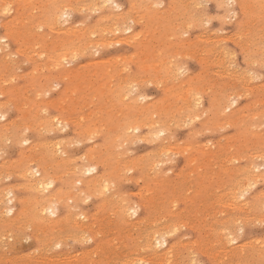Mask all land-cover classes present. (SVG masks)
Segmentation results:
<instances>
[{"label":"rangeland","instance_id":"1","mask_svg":"<svg viewBox=\"0 0 264 264\" xmlns=\"http://www.w3.org/2000/svg\"><path fill=\"white\" fill-rule=\"evenodd\" d=\"M3 1H5V0H1L0 1V14H2V15H0V36L2 37L1 39H0V48H1V46H4V45H6V46H4L3 48H5V49H0V78L3 80H1L0 79V94L1 93H3L2 94V96H0V101H2V102H4L5 103V112H4V115H5V117L4 118H1L0 119V123H2L3 121H5V120H8V119H11V118H13V119H11V121L13 120V121H15V123H16V125L13 127V129H15V133L17 134V136L19 137H17V140L15 141H13V140H11V141H6L5 142V144L6 145H4L3 144V147H4V149H3V151L2 150H0V156L2 157H0L1 159H0V164H1V161H2V159L3 158H5V163L7 164V166L4 168V169H1L0 168V176H1V174H2V179L0 178V188H5V190H4V192L5 191H7V190H11V192H12V195L14 194L15 196H14V199L16 200L15 202H14V213H15V216L17 215L18 216V214H21V212L24 210L23 208L24 207H26L25 209H27V208H29V206H30V202H31V200L33 201V199L35 198L34 196H36L37 194H42V193H44L45 191H35V190H32V189H28V181L26 180V178H24V177H22L21 176V173H22V169H23V165H24V163L27 161H29V160H33V161H35L36 163L38 162V163H40V165H42V167L44 166V167H46V165L48 166L47 168H46V170H47V172H48V176L54 181V184H53V187H52V189H51V191L50 192H52V193H56L57 192V190L60 192V190H61V192L60 193H58V194H61V195H58L57 194V196L56 197H58V198H60L59 200H56L55 202L56 203H54L55 204V206H54V208H56V215L58 216L57 218H60V220H61V228H63L62 229V231L58 234V236L56 237V238H54V240L53 241H51V242H47V243H43L40 239H39V232L38 231H35V229H34V226L32 225L33 223L31 222V216H30V214L28 215V217H30V218H26L25 220H29L28 222H23V223H17L16 225H14L13 226V228L11 229L10 227H7V228H5V230L4 231H0V264H16V263H14V262H18L17 264H21V262H22V264H24L25 262V264H45V262H46V264H77V263H79V264H90L91 262V264H96V263H98V264H116V263H118V264H141L142 262V264H187V262H190V263H188V264H264V215H261V213L262 214H264V206L262 205V204H264V175L262 176L261 175V173H263L264 174V166H263V164L260 162V161H263L264 162V58L263 57H261L260 56V53H262V52H264V26H263V22H264V14H263V12L262 11H264V0H249V1H247V2H245L246 0H244V1H242L241 0V4H240V1H238L237 0V5L235 4V3H233V4H231V6H228L229 7V10H232V11H228V12H226L225 11V9L227 8V6H225L226 4H224V3H222V4H216L215 5V2H214V0H201V2L199 1V0H197L196 2H197V4H196V2L195 1H191V2H193V3H191V2H189V0H181V1H177V0H163V3L162 4H160L159 6H153L152 7V5H151V7H150V2L151 1H153V0H148V2H147V0L145 1V2H143V0H115L116 2H117V4L119 5V7H114L115 5H113L111 2H108V3H105L106 4V6H105V4H104V0H95V2L93 1V2H90L89 0H65V1H67V2H69L70 3V5L72 6V8L70 9V12H68L69 14H67L66 16H63L62 18H59L58 20H57V22L55 21L53 24H51L49 21H48V13H47V10H46V7H44V4L46 5V3H47V0H44V1H46V2H44L43 0H37L38 1V4L36 3V1L35 0H33V2H35L34 4H33V2L31 3H29V4H31V6L34 8V10L32 9V12H33V14H35V15H33L32 14V12H31V9L26 5V7L24 8L23 7V4L25 5L26 3L25 2H23V0L22 1H20V2H16L15 3V1L13 2V1H11V0H9L10 2H8V0H6L5 2H4V4L2 3ZM41 1V2H40ZM88 1V2H87ZM102 1H103V4H101L102 3ZM131 1V2H130ZM168 1V2H167ZM40 2V3H39ZM43 2V3H42ZM82 2H83V4H82ZM87 2V3H86ZM125 2V3H124ZM259 4V6H257L258 4ZM9 3V4H8ZM77 3H80L79 4V6H78V4ZM85 3H86V5H85ZM93 3V4H92ZM95 3V4H94ZM129 3V4H128ZM132 3V4H131ZM140 3V4H139ZM142 3V4H141ZM146 3L147 4H149V5H146ZM170 6H172V7H169V5ZM183 3V4H182ZM199 3V4H198ZM249 5H248V4ZM254 3V4H253ZM28 4V3H27ZM35 4H37V8L38 9H36V5ZM82 4V5H81ZM97 4V5H96ZM101 4V5H100ZM139 4V5H138ZM143 4H144V6H143ZM166 4H167V6H166ZM185 6V8L182 6ZM188 4V5H187ZM192 4V5H191ZM194 4H195V6H194ZM201 4V5H200ZM240 4V5H239ZM260 4H263V5H261L260 6ZM8 5H11V7L10 8H8ZM87 5H88V7H87ZM121 5V6H120ZM129 5V6H128ZM132 5H133V7H132ZM174 5V6H173ZM181 5V6H180ZM198 5V6H197ZM222 5H223V7H222ZM230 5V4H229ZM2 6H5L6 8H8L7 10H9L8 12H4V10L6 9L5 7H2ZM12 6H13V8H12ZM22 6V7H21ZM41 6H43V8L41 7ZM98 6V7H97ZM137 6V7H136ZM218 6V7H217ZM233 6V7H232ZM243 6V7H242ZM248 6V7H247ZM262 6H263V9H262ZM28 7V8H27ZM41 7V8H40ZM77 7V8H76ZM82 7H83V9H82ZM92 7V8H91ZM102 7H103V9H102ZM107 7V8H106ZM132 7V8H131ZM147 7L148 8H150V9H147ZM183 7V8H182ZM195 7V8H194ZM202 7H204V8H202ZM210 7V8H209ZM254 7H256V10H259L258 12H256V10H255V8ZM259 7V8H258ZM5 8V9H4ZM39 8H40V11H39ZM45 8V9H44ZM125 8V9H124ZM130 8V9H129ZM133 8H134V10H133ZM136 8V9H135ZM141 10H140V9ZM152 8V9H151ZM155 8V9H154ZM167 8V9H166ZM168 8H170V9H168ZM172 8V9H171ZM177 8V9H176ZM189 8V9H188ZM209 8V9H208ZM220 10H219V9ZM223 8H225V9H223ZM239 8H246V9H244V12H243V10H241V9H239ZM14 9L15 10H17V11H14ZM23 11H22V10ZM26 9H29V11H27ZM36 9V10H35ZM43 9V10H42ZM76 9V10H75ZM79 9V10H78ZM94 9V10H93ZM96 9V10H95ZM124 9V10H123ZM129 9V10H128ZM154 9V10H153ZM160 9V10H159ZM175 9L177 10V11H175ZM182 9H185L184 11L182 10ZM200 9V10H199ZM260 9H262V10H260ZM19 10V11H18ZM42 10V11H41ZM80 10H82V11H80ZM93 10V11H92ZM123 10V11H122ZM137 10V11H136ZM143 10V12H145V14H143V12H141ZM157 10V11H156ZM161 10H162V12H161ZM168 10H169V12H168ZM182 10V11H181ZM249 10V11H248ZM253 10V11H252ZM27 11V12H26ZM103 11V12H102ZM107 11V12H106ZM109 11V12H108ZM156 11V12H155ZM164 11H166V12H164ZM194 11V12H193ZM208 11V12H207ZM224 11V12H223ZM252 11V13L251 14H253L254 13V15H255V18L253 17V15H251L249 12H251ZM4 12V13H3ZM10 12V13H9ZM20 12V14H18ZM24 12V15H22V13ZM31 12V13H30ZM80 12V13H79ZM117 12H121L120 14H122V15H124V20L121 22H118L116 19H115V15H119V13H117ZM146 12H148V13H146ZM153 12V13H152ZM157 12H159V14H158V16H157V18H155L156 17V14H157ZM183 12V13H182ZM184 12H186V13H184ZM189 12H192V13H189ZM216 12V13H215ZM218 12V13H217ZM223 12V13H222ZM234 12H235V14H234ZM240 12V13H239ZM256 12V13H255ZM25 13L27 14V13H29V14H27L28 15V18L26 17V18H23L22 16H26L25 15ZM42 14V15H40V14ZM156 13V14H155ZM177 13H178V15H177ZM179 13H181V14H179ZM194 13V14H193ZM215 13V14H214ZM244 15H243V14ZM259 13H262V15L261 14H259ZM35 17H33L32 15ZM39 16H38V15ZM43 14H44V16H46V17H44L43 16ZM105 14V15H104ZM108 14V15H107ZM134 16H133V15ZM143 15V17H141V18H139V15ZM153 14V15H152ZM161 14V15H160ZM163 14V15H162ZM182 14H184V15H182ZM197 14V15H196ZM209 14L210 15H212L211 17H214V18H211L210 16H209ZM216 14L218 15V14H220L221 15V17H222V19L223 18H226V19H223V20H221V17L218 15V17H216ZM222 14H223V16H222ZM10 15H11V17H10ZM19 15V16H18ZM21 15V16H20ZM38 16V18L40 17H42L43 19H41L40 20V18L39 19H36L37 18V16ZM71 15V16H70ZM85 15V16H84ZM101 15V16H100ZM103 15V16H102ZM137 15H138V17H137ZM174 15H176V16H174ZM200 15H204L203 17L202 16H200ZM207 16V18L205 19V17ZM232 15H234V17L232 16ZM242 15V16H241ZM248 15V16H247ZM261 15V16H260ZM5 18H4V17ZM17 16L18 18H20V19H16L15 17ZM31 16L33 17L32 19H31ZM84 16V17H83ZM98 16V17H97ZM107 16V17H106ZM113 16V17H112ZM148 16V17H147ZM151 16H152V18L153 19H151ZM155 16V17H154ZM171 16H173V17H171ZM196 16V17H195ZM198 16H200V17H198ZM245 16H246V18H247V20L245 19V20H243L244 18H245ZM250 16V17H249ZM3 17V18H2ZM101 17V18H100ZM147 17V18H146ZM163 17H164V19H163ZM188 17H191V19L190 18H188ZM193 17V18H192ZM195 17V18H194ZM219 17H220V21H219ZM241 17V18H240ZM7 18V19H6ZM45 18V19H44ZM94 18V19H93ZM95 18H99V20H97V19H95ZM103 18V19H102ZM130 18V19H129ZM146 19L145 21H146V23L145 22H143L144 20L143 19ZM170 18V19H169ZM174 18V19H173ZM182 18H184L185 20L183 21V19ZM198 20H197V19ZM200 18H202V19H200ZM210 18V19H209ZM218 18V19H217ZM263 18V19H262ZM9 19H11V20H9ZM22 19H24L25 20V23H24V21L22 20ZM27 19H30V20H27ZM37 21H36V20ZM78 21H77V20ZM113 19V20H112ZM140 19V20H139ZM148 19H149V21H151V22H149L148 21ZM157 19V20H156ZM166 22H163V20ZM188 19H190L191 21H192V23H190V20L188 21ZM4 20H7V22H5ZM16 20V21H15ZM26 20H27V23H26ZM39 20H40V22H41V24H40V22H39ZM45 20H47L46 22H45ZM84 20V21H83ZM91 20V21H90ZM94 20H96V21H94ZM104 20V21H103ZM110 20V21H109ZM114 20H115V23H116V25H115V23H114ZM130 20H131V24H128L129 22H130ZM134 20V21H133ZM137 20H139V21H137ZM154 20H156V22L154 21ZM159 20V21H158ZM166 20H168V21H166ZM199 22V24H195V22ZM227 20V21H226ZM235 20H236V22L237 23H235ZM251 20V21H250ZM255 20V21H254ZM263 20V21H262ZM17 23V24H15V22ZM18 21H20L19 23H21L20 24V27L18 26L19 25V23H18ZM30 21V22H29ZM32 21V22H31ZM35 21L36 22H38V23H35ZM43 21V22H42ZM74 21V22H73ZM82 21V22H81ZM93 21V22H92ZM109 21V22H108ZM159 23H158V22ZM179 21H180V23H179ZM214 21V22H213ZM262 21V22H261ZM5 22V23H4ZM30 23V25H29V23ZM78 22H79V24H78ZM81 22V23H80ZM136 22H137V25H136ZM147 22H149V24H147ZM165 23V25L164 24H162V23ZM167 22H168V26H170V27H168L167 26ZM176 23V28H171V26H172V23H173V26L175 27V23ZM184 22V23H183ZM202 22V23H201ZM205 22V23H204ZM212 22V23H211ZM220 22V23H219ZM226 22V23H225ZM259 22V23H258ZM13 23L15 24V25H13ZM22 23H23V25H22ZM46 24V25H44V24ZM57 23V24H56ZM60 23V24H59ZM68 23V24H67ZM74 23H76V24H74ZM92 23V24H91ZM96 23V24H95ZM107 23V24H106ZM110 23H112L111 25L113 26H110ZM122 23V25H120ZM183 23V24H182ZM193 23L197 26V27H195V25H193ZM235 23V24H234ZM239 23V24H238ZM245 23V24H244ZM4 24V25H3ZM10 24H11V26H10ZM26 24V25H25ZM31 24H34V25H31ZM72 24H74V25H72ZM146 24V25H145ZM156 24V26H155V28L156 29H158V30H156V29H152V27L154 28V26H152V25H155ZM157 24H161V26L160 25H157ZM179 24V25H178ZM190 24V25H189ZM201 24V25H200ZM206 24V25H205ZM237 24V25H236ZM24 25L26 26V27H24ZM28 25V26H27ZM36 25V26H35ZM54 26L55 28H50V26ZM72 25V26H71ZM91 25V26H90ZM106 25V26H105ZM109 25V26H108ZM147 25H148V27H147ZM183 25V29H180V28H182V27H180V26H182ZM186 25H189V27L188 26H186ZM204 25V26H203ZM219 25V26H218ZM234 25V26H233ZM248 25V26H247ZM252 25V26H251ZM17 26V28H15ZM21 26H23V27H21ZM32 26V27H31ZM74 26V27H73ZM77 26V27H76ZM83 26H85V27H83ZM90 26V27H89ZM94 26V27H93ZM100 26H102V27H100ZM121 26H123V27H121ZM129 26V31H124V29H122V28H127ZM135 26V27H134ZM142 26H144V28L142 27ZM165 26V27H164ZM172 26V27H173ZM185 26V27H184ZM202 26V27H201ZM233 26V27H232ZM259 26H260V28H259ZM5 27V28H4ZM6 27H8V29H6ZM36 27V28H35ZM87 27H89V28H87ZM109 27V28H108ZM117 27V28H116ZM133 27V28H132ZM149 27H151V29L152 30H150V28ZM159 27V28H158ZM199 27V28H198ZM201 27V28H200ZM210 27V28H209ZM231 27H232V29H231ZM252 28V29H250V28ZM16 30H14V29ZM24 28V29H23ZM27 28H29V29H27ZM37 28H39V29H37ZM41 28V29H40ZM58 28V29H57ZM77 29V30H80L81 31V29H83L81 32H79V35H77L79 38H78V41H75V40H77V36L75 37V35L73 36L74 37V40H73V42L75 43V45L76 46H72L73 47V53H71V52H69V53H67L68 54V56L66 57L65 56V60H67L66 62H64V61H61V63L60 64H58V65H54V61L52 60V63H51V61L49 60V58H48V55H50V54H53V53H55L56 52V50H54L53 49V47H50L49 48V50L50 51H48V49H43V50H40L41 52H44L43 53V55L41 54V52L39 51V49H42V45L40 46L39 44H42V41H44L43 42V44H45V40H43L44 38L42 37L44 34L45 35H47L48 34V36L46 37L45 36V38L46 39H48L49 38V40L51 41L53 38L55 39L56 38V41L57 40H59L60 39V37H62L63 35H65L66 34V32H65V34H63V31H60V32H58V30H61V29H63V30H69V29ZM138 28H140V29H138ZM147 28V29H146ZM169 28L170 29H172V30H170V31H167V30H169ZM186 28V29H185ZM212 28H213V31H211L212 30ZM225 28V29H224ZM229 28V29H228ZM240 28V29H239ZM246 28H248V29H246ZM13 29V31H11V30ZM33 29V30H32ZM88 29V30H87ZM100 31H99V30ZM115 29H116V31H115ZM143 29V30H142ZM163 29H165V30H163ZM179 29V30H178ZM186 30V32H185V30ZM194 29V30H193ZM200 29H201V31H200ZM217 29H219V30H217ZM17 30H19V31H17ZM47 30V31H46ZM55 30H57V31H55ZM104 30H106V32L104 31ZM117 30H119L118 32H117ZM148 31L149 33V35L146 33V31ZM173 30H174V33H177V38L175 37V36H173V35H171V34H174L173 33ZM191 30V31H190ZM203 30H206V32L205 31H203ZM209 30V31H208ZM4 31V32H3ZM23 31V34H21V32ZM30 31H31V33L34 31L35 33L37 32V34L35 35V33L33 32V36L32 35H30L31 33H30ZM48 31L49 32H51V33H48ZM53 31V32H52ZM104 32L103 34L101 33V32ZM115 33H114V32ZM124 31V32H123ZM139 31H141L140 33H139ZM150 31H154V33L152 32V34H151V32ZM167 32V33H163V32ZM215 31V32H214ZM225 31V32H224ZM236 31H237V33L239 34V35H236ZM7 32V35L5 34ZM8 32H11V33H14V34H12V37L13 38H15V39H13L12 37H11V33H9L8 34ZM29 34H28V33ZM38 32L40 33V34H38ZM45 32V33H44ZM55 32V33H54ZM91 32V33H90ZM96 32H97V34H96ZM143 32H145V34L143 33ZM162 32V33H161ZM180 32V33H179ZM185 32V33H184ZM195 32V33H194ZM197 32V33H196ZM240 32V33H239ZM16 33H18L17 34V36L15 35ZM28 34V35H26L25 36V34ZM42 33H43V35H42ZM68 33V32H67ZM83 35H82V34ZM89 33V34H88ZM156 33H157V35H159L160 36V38H158V39H160L161 41H163V42H161V41H159V40H157L156 41V38L158 37L157 35H156ZM160 33V34H159ZM179 33V34H178ZM182 33V34H181ZM212 33V34H211ZM214 33L216 34V36L214 35ZM218 33V34H217ZM234 33H235V35H234ZM244 33V34H243ZM255 33V34H254ZM21 34V35H20ZM62 35V36H60V35ZM102 34V35H101ZM136 34V35H135ZM142 34V35H141ZM144 34V35H143ZM153 34H155V35H153ZM167 35L168 37H170L171 36V38H169V40H168V37L167 38H165V35ZM169 34H170V36H169ZM185 34V35H184ZM197 34V36H195ZM202 34V35H201ZM208 35V37L207 36H205V35ZM224 35V38H223V35ZM246 34V35H245ZM259 34V35H258ZM11 37H9V36ZM38 35H42L41 37L39 36V37H37ZM52 37H51V36ZM53 35H54V37H53ZM82 37H81V36ZM101 35V36H100ZM129 35V36H128ZM131 35V36H130ZM162 35H164V37H162ZM174 35H176V34H174ZM189 35V36H188ZM222 35V36H221ZM233 35V36H232ZM24 36V37H23ZM28 36V38H26ZM50 36V37H49ZM57 36H59V37H57ZM68 36H71V34L69 35H67L66 34V37H68ZM115 38H114V37ZM120 37L121 39H119L120 40V42H118L119 40H117V42H118V44H116V43H114V42H116L114 39H117V37ZM124 36V37H123ZM138 36V37H137ZM139 36H140V38H139ZM151 36H152V39L153 40H151L150 38H151ZM153 36H157V37H153ZM204 36V37H203ZM212 38H210V37ZM214 36V37H213ZM237 36V37H236ZM247 36V37H246ZM262 36V37H261ZM8 37V38H7ZM17 37H18V39H17ZM22 37V38H21ZM29 37H32V41L34 42V44H32L33 42L30 40L31 38H29ZM94 37H96V38H94ZM118 37V38H119ZM128 37V38H127ZM132 37H134V38H132ZM148 39H147V38ZM221 37V38H220ZM233 37V38H232ZM237 39H236V38ZM244 37H246L245 39H243ZM25 38V39H24ZM34 38H37V40H35ZM39 38V39H38ZM40 38H41V41H38V40H40ZM52 38V39H51ZM70 38L71 37H68V39L70 40ZM76 38V39H75ZM82 38H83V40H82ZM98 38V39H97ZM144 38V39H143ZM145 38H146V40H145ZM181 38V39H180ZM190 38V39H189ZM206 39V41L204 42V40ZM231 38V40H229ZM236 39V42H237V40L238 39H240V40H238V41H240V43L239 42H237V43H239V44H237V43H235V39ZM21 40V39H23V42H21V41H19V42H17V40ZM28 39V40H27ZM126 39V40H125ZM128 39L130 40V42L128 41ZM141 39V40H140ZM163 39V40H162ZM175 39V40H174ZM183 39V40H182ZM188 39V40H187ZM208 39V40H207ZM218 39V40H217ZM228 39V40H227ZM248 39H250V41L248 40ZM3 40V41H2ZM25 40V41H24ZM82 40V41H81ZM109 40H112V41H109ZM138 40H140V41H138ZM145 40V41H144ZM212 40V41H211ZM216 40L217 41H219V43H216ZM14 41H16V42H14ZM27 41H28V43L29 44H31V45H27L28 43H27ZM94 41V42H93ZM99 41V42H98ZM105 42V43H103L102 45H101V43L102 42ZM114 41V42H113ZM137 41H138V43H137ZM143 41V42H142ZM166 41H168V42H166ZM177 41H179V43L181 44H187V42H188V46L187 45H182V46H187L186 48H184V47H182V46H180V44H179V46H178V42ZM184 41H186V42H184ZM202 41V42H201ZM210 41V42H209ZM214 41H215V43H214ZM242 41V42H241ZM254 41V42H253ZM263 41V42H262ZM3 42V43H2ZM6 42H8V43H6ZM31 42V43H30ZM36 42H39V43H36ZM52 42H54V40H52ZM51 42V43H52ZM79 42V43H78ZM81 42V43H80ZM83 42V43H82ZM98 42V43H97ZM113 42V43H112ZM121 42H123L122 44H121ZM146 42V43H145ZM147 42L149 43V45L147 44ZM151 42H153V43H151ZM156 42L159 44V46L156 44ZM172 42V44H167V43H171ZM207 42V43H206ZM210 44H209V43ZM250 42H251V44H250ZM2 43V44H1ZM5 43V44H4ZM12 43V44H11ZM20 43H21V45H20ZM26 45H25V44ZM96 44L95 45V47H97V49L94 47V46H92L93 44ZM109 43V46L107 45ZM144 45H143V44ZM211 43H212V45H211ZM234 43V44H233ZM241 43H242V45H241ZM252 43H254V44H252ZM257 43H262V45L263 46H261L260 44H257ZM8 44V45H7ZM18 44V45H17ZM23 44V45H22ZM39 45L40 46V48H39V46L37 47L36 45ZM68 44V43H67ZM86 44V45H85ZM87 44H90V45H88L87 46ZM115 46H114V45ZM120 44V45H119ZM132 44V45H131ZM141 44V45H140ZM151 44H152V46H153V48H151L152 46H151ZM154 44V45H153ZM161 44V45H160ZM166 44V45H165ZM176 46H175V45ZM192 44H195V45H193V46H190V45H192ZM203 44H204V46H203ZM221 46H219V45ZM237 44V45H236ZM256 44H257V47H254V46H256ZM32 45H35V47L34 46H32ZM81 45H82V47H81ZM117 45H119V46H117ZM124 45V46H123ZM126 45V46H125ZM131 46V48L129 47V46ZM138 45H140V47L142 46V48H140ZM157 45V46H156ZM163 45V46H162ZM12 46V47H11ZM14 46H16L15 48H14ZM19 46H22V50L24 51V52H22V51H20L19 53L17 52V49L19 48ZM28 46V47H27ZM69 46V44L68 45H66V47H68ZM101 46V47H100ZM104 46V47H103ZM111 46H114L113 48L111 47ZM138 46V47H137ZM149 46H150V48L152 49H150L149 48ZM160 46H161V48H160ZM168 46V47H167ZM210 46H213V47H210ZM219 46V47H218ZM226 46V47H225ZM238 46V47H237ZM240 46H241V49H243V50H241V49H239L240 48ZM260 46V47H259ZM76 49H75V48ZM79 47V48H78ZM84 47V49H81V48H83ZM95 48V49H91L90 50V48ZM126 47V48H125ZM135 47V48H134ZM149 48V50H148V48ZM163 47H164V50H163ZM198 47H200V48H198ZM202 47H204L205 49L208 47L209 49H210V51H212L213 50V48H214V50H216L217 48H220V49H217V53L215 54L213 51H212V53L208 50V49H206V52H207V54H205L206 52H204V50L205 49H202ZM217 47V48H216ZM261 47H263V48H261ZM17 48V49H16ZM86 48H88V49H86ZM107 48V49H106ZM109 48V49H108ZM147 48V49H146ZM160 49V50H158V49ZM183 48V49H182ZM227 48V49H226ZM234 48V49H233ZM8 49V50H7ZM13 49V50H12ZM31 51H30V50ZM38 49V50H37ZM53 49V51H51ZM81 49V50H80ZM86 49V50H85ZM103 49V50H102ZM139 49H142V50H140L139 52H138V50ZM155 49V50H154ZM176 49V50H175ZM182 49V50H181ZM198 49H200V51H198ZM224 49V50H223ZM263 49V50H262ZM45 50H46V52L48 53V52H50V53H48V54H46V52H45ZM69 50V49H68ZM78 50H80V51H78ZM89 50H90V52H89ZM100 50V51H99ZM112 50V51H111ZM125 52H124V51ZM137 50V51H136ZM145 50H146V52H145ZM148 50V51H147ZM160 51L161 53H157V52H155V51ZM171 50V51H170ZM174 50V51H173ZM222 52L223 51V53L221 54L220 52ZM235 51V53H234V51ZM241 50V51H240ZM244 50H246V51H244ZM9 51H10V53H11V55L10 54H8L9 53ZM27 51V52H26ZM39 51V52H38ZM77 51V52H76ZM95 52V51H97L96 53H94L93 54V52ZM99 51V52H98ZM122 51V52H121ZM132 51H133V53H132ZM144 51V52H143ZM173 51V52H172ZM177 51H179V52H177ZM201 51H203V52H201ZM228 51V52H227ZM4 52V53H3ZM14 52V53H13ZM26 52V53H25ZM33 52H35V54L33 53ZM38 52V53H37ZM80 52V53H79ZM89 52V53H88ZM92 52V53H91ZM129 52H130V55H129ZM152 52V57H150L151 56V54L150 53ZM153 52H154V54H153ZM168 52V53H167ZM176 52V53H175ZM198 52H199V54H198ZM201 52V53H200ZM209 52V53H208ZM3 53V54H2ZM14 55H13V54ZM15 53L17 54V56L15 55ZM21 53V54H20ZM25 53V54H24ZM71 53V54H70ZM102 53V54H101ZM114 53V54H113ZM136 53V54H135ZM141 53V54H140ZM143 53H146V55L148 54V55H150L149 57H146V55L144 56V58L142 57L143 56ZM157 53V54H156ZM162 53H164V54H162ZM175 55H174V54ZM178 53V54H177ZM184 53H185V55H184ZM194 53V54H193ZM214 53V54H213ZM218 53H220V54H218ZM224 53H227V54H224ZM40 54H41V56H40ZM79 54H80V57H79ZM83 54V55H82ZM85 54V55H84ZM123 54V55H122ZM128 54V55H127ZM133 54H135V55H133ZM138 54H140V55H138ZM162 54V55H161ZM170 54V55H169ZM180 54H182L181 56H180ZM198 54V55H197ZM201 54H203L204 56H202ZM213 54V55H212ZM231 54V56H228V55H230ZM37 55V56H36ZM45 55L47 56V57H45ZM70 55V56H69ZM76 55V56H75ZM78 55V56H77ZM93 55V56H92ZM97 55V56H96ZM133 55V56H132ZM147 55V56H148ZM161 55V56H160ZM196 55V56H195ZM206 55V56H205ZM217 55H219V56H217ZM223 55V56H222ZM225 55L226 56H228L227 57V59H226V57H225ZM232 55H233V57H232ZM238 55V56H237ZM245 55V56H244ZM259 55V56H258ZM7 57V60H5V58ZM12 56H14V57H12ZM24 56V57H23ZM35 56V57H34ZM73 56V58H71ZM103 56V57H102ZM123 56V57H122ZM128 56L130 57L131 56V58H129V59H127L128 58ZM137 56V57H136ZM139 56V57H138ZM165 56H166V60H164L165 59ZM181 57V58H179V57ZM184 56H186L185 58H183ZM190 56V57H189ZM197 56H200V57H197ZM210 56V57H209ZM217 56V57H216ZM236 56V57H235ZM242 56V58H245V59H242L241 60V57ZM32 57V58H31ZM45 57V58H44ZM68 57H70L71 59H69ZM75 57V58H74ZM78 57V58H77ZM82 57V58H81ZM109 57V58H108ZM117 57H118V60H119V62H118V60H117ZM122 57V58H121ZM138 58V60L136 59V58ZM141 57V62L139 61V58ZM189 57V59H187ZM196 57V58H195ZM211 57H215V58H211ZM225 59H224V58ZM233 59H231V58ZM14 58V59H13ZM16 58V59H15ZM22 58H24L23 60H22ZM47 59L46 61L44 60V59ZM94 58V59H93ZM97 58V59H96ZM125 58V59H124ZM134 58V60H132ZM142 58H143V60H142ZM149 58V59H148ZM151 58V59H150ZM161 58H162V60H164V61H162V62H160L161 61ZM192 58V59H191ZM220 58V59H219ZM224 60H223V59ZM258 58V59H257ZM17 59H19V61L22 63V61H24L22 64H23V66L21 65V63L17 60ZM76 61H75V60ZM81 59V60H80ZM91 60V63L89 64L88 63V61H90ZM96 59V60H95ZM101 61H100V60ZM106 59H107V61H106ZM135 59H136V61H135ZM146 59H148L147 61H146ZM196 59V60H195ZM197 59H200V60H197ZM205 59V61H203V60ZM207 59V60H206ZM209 59V60H208ZM230 60V62H229V60ZM255 59H256V61H255ZM11 60H13V62L11 61ZM30 60H32V62L30 61ZM83 60V61H82ZM105 60V61H104ZM115 61V62H118V63H115L114 64V62H112L111 63V61ZM123 60V61H122ZM155 60V61H154ZM159 60V61H158ZM183 62H182V61ZM203 61V63L202 62H198V61ZM213 60V61H212ZM217 60L219 61V62H217ZM220 60H222V61H220ZM227 60V61H226ZM238 60V61H237ZM243 60L244 61H246V64H245V62H243ZM252 60L254 61V63L252 62ZM257 60H259V61H257ZM261 60V61H260ZM6 61H7V63L9 62V64H7L6 63ZM15 61V62H14ZM16 61H17V64H16ZM37 61H39V62H37ZM40 61H43V62H40ZM70 61V62H69ZM75 61V62H74ZM110 61V62H109ZM126 61H129V62H127L126 63ZM131 61V62H130ZM139 61V62H138ZM152 61H154L155 63L157 62V64H153L152 63ZM179 61H180V63H179ZM189 61V62H188ZM191 61V62H190ZM236 61V62H235ZM249 61V62H248ZM5 62V63H4ZM19 62V63H18ZM34 62H35V65H33L34 64ZM37 62V63H36ZM72 62H74V63H72ZM98 62V64H96ZM107 62H109V63H107ZM137 62L140 64V65H142V66H140L139 67V64H137ZM145 62V63H144ZM167 62V63H166ZM170 62H171V64H170ZM172 62L173 63H175V62H177V63H179L178 65H177V63H175V64H172ZM182 62V63H181ZM187 62V63H186ZM194 62H196V63H194ZM198 62V63H197ZM211 62H213V63H211ZM223 62H225L224 64L228 67L227 69H226V66H223V65H221ZM257 62H259V63H257ZM15 63V64H14ZM26 63V64H25ZM51 63V64H50ZM62 63H64L63 65H62ZM66 63H68V65L66 64ZM79 63V64H78ZM83 63V64H82ZM86 63H88V64H86ZM94 65H97V66H94ZM104 65H103V64ZM107 63V64H106ZM112 65H111V64ZM135 63L137 64V65H135ZM160 65H159V64ZM186 63V64H185ZM206 63H208V64H206ZM211 63V64H210ZM218 63V64H217ZM233 66L234 65V63H235V66H233V68L231 69V65ZM261 63H263V65L261 64ZM4 64V65H3ZM12 64V65H11ZM37 64H41V65H39V67L41 66V68H37ZM86 64V65H85ZM110 64V65H109ZM114 64V65H113ZM163 64V65H162ZM170 65V66H167V65ZM185 64V65H184ZM191 64V65H190ZM205 64V65H204ZM210 64V65H209ZM213 64V65H212ZM220 64V65H219ZM6 65V66H5ZM13 66V68H11V66ZM16 65V66H15ZM21 65V66H20ZM33 67H32V66ZM45 65H46V67L49 65H51V66H53L52 68H51V66L47 69V68H42L43 66L45 67ZM60 65L62 66V69H61V67H60ZM65 65H66V68H65V70H67V71H65L64 70V67H65ZM78 65H80L79 67H77ZM102 65L103 66H105V67H103V69L101 68L102 67ZM129 65V66H128ZM135 65V66H134ZM146 65V66H145ZM153 67H152V66ZM158 65H159V68L161 67V65H162V67L163 68H161V69H159V68H157L158 67ZM200 65V66H199ZM27 66V67H26ZM31 68H30V67ZM34 66H36V67H34ZM64 66V67H63ZM81 66H82V68H81ZM113 68H112V67ZM123 66V67H122ZM125 66V67H124ZM128 66V67H127ZM167 66V68H164V67H166ZM172 66V67H171ZM178 66V67H177ZM183 66V67H182ZM231 66V67H230ZM237 66H239V67H237ZM245 66V67H244ZM9 67V68H8ZM15 67V68H14ZM19 67H21V68H19ZM56 69H55V68ZM72 67V68H71ZM88 69H87V68ZM94 67V71H93V69L92 68ZM108 67H109V70H108V72L107 71H105L106 69H108ZM118 67H119V69H118ZM148 67V68H147ZM181 67H182V69H181ZM199 67L202 69H206L205 71L202 69V72H201V69H199ZM213 67V68H212ZM219 67V68H218ZM229 67H230V69H229ZM237 67V68H236ZM248 67V68H247ZM33 68H35V69H33ZM59 68V69H58ZM76 68V70H78V69H82L84 72V74L81 72L80 73V71H82V70H78V72L76 71V70H72V69H75ZM99 68H101L102 69V71H101V69H99ZM112 68V69H111ZM116 68H117V70H116ZM122 68H123V70H122ZM142 68H146L147 70H149L150 68H152V69H150L149 71H146V73L144 74V76L143 75H141L139 72H140V70H142L141 71V73L143 74V72H145L144 70L145 69H142ZM153 68H155V69H153ZM156 68H157V70H156ZM173 68V69H172ZM187 68V69H186ZM191 68H193V69H191ZM197 68V69H196ZM215 68V70H213ZM218 68V69H217ZM221 68H224L225 69V72H224V70L223 69H221ZM236 68V69H235ZM5 69V70H4ZM29 69V70H28ZM40 69H43L44 71H41ZM45 69H47V70H45ZM50 69V70H49ZM52 69V70H51ZM53 69H55V70H53ZM90 69V70H89ZM114 69H115V71H114ZM164 69H166L165 71H164ZM168 69V70H167ZM229 69V71L226 73V71ZM239 71H238V70ZM18 70V71H17ZM38 70H39V72H38ZM85 70L87 71V72H91V77H90V81H91V79H92V85L90 86L89 84H88V80H89V74L90 73H85ZM99 70V71H98ZM159 70V71H158ZM170 70V71H169ZM171 70H172V72H173V74H172V72H171ZM174 70V71H173ZM184 70H186L185 72H184ZM194 70V71H193ZM200 70V71H199ZM211 72H210V71ZM242 70V71H241ZM248 70H250V72L248 71ZM261 70V71H260ZM37 73V77H36V73ZM46 71H48V72H46ZM50 71H51V73H50ZM57 71V72H56ZM60 71V72H59ZM61 71H62V73H63V71H64V73H63V75H61L62 73H61ZM71 72V73H69L68 74V72ZM74 71V72H73ZM75 71H76V73H75ZM112 71V72H111ZM120 71V72H119ZM156 71H158V72H156ZM165 73H164V72ZM166 71H167V73H168V75H170V76H168L167 74H166ZM177 71V72H176ZM179 71V72H178ZM199 72V75H198V72ZM213 71V72H212ZM220 71V72H219ZM246 71L247 72H249V74L251 73V75H249L248 73H246ZM259 71V72H258ZM28 72V73H27ZM30 72H34V73H30ZM97 72H98V74H97ZM107 72V73H106ZM114 72V73H113ZM117 72H119V73H117ZM138 72V73H137ZM154 72V73H153ZM163 72V73H162ZM181 72V73H180ZM191 72H192V74L193 75H190L191 74ZM196 72H197V74H196ZM206 72V73H205ZM243 72H245V73H243ZM27 73V74H26ZM60 73V74H59ZM74 73H75V75H76V77L74 76ZM77 73H79V76H78V74ZM108 73H110V74H108ZM157 73H160L161 75L162 74H166V75H163L164 77H166V78H164L163 76L161 77V75H159V74H157ZM180 74V75H178V74ZM218 73V74H217ZM242 73V74H241ZM2 74V75H1ZM33 76V77H31V75ZM41 75V77H39L40 75ZM43 74H44V76H43ZM52 74L56 77H54V76H52ZM57 74H58V77H57ZM88 76H86V75ZM101 76H100V75ZM103 74H106V75H104V76H102ZM114 74V75H113ZM147 74V75H146ZM149 74V75H148ZM154 74H155V77H154ZM156 74H157V78H156ZM187 74L189 75V77L187 76ZM194 74H195V77L197 78V80H196V78L195 77H193L194 76ZM213 74V75H212ZM239 74H241L240 76H239ZM245 74V75H244ZM13 75V76H12ZM31 77H29V76ZM35 75V76H34ZM39 75V76H38ZM46 75H48V77H49V79H50V82H52V83H49L48 81H49V79H47V77H46ZM65 75V76H64ZM66 75H67V77H66ZM72 75H73V77H72ZM80 75H84L83 77L82 76H80ZM94 75V76H93ZM98 76V77H96V76ZM134 75H141L140 77H134ZM146 75V76H145ZM153 75V76H152ZM177 75V76H176ZM199 76V78H198V76ZM206 75L210 78V79H206V78H208V77H206ZM210 75V76H209ZM248 75V76H247ZM261 75H263V76H261ZM8 76H10V77H13V81L10 79V77L8 78ZM22 76H24V77H21ZM63 76H64V78H63ZM86 76V77H85ZM108 76V77H107ZM111 76V77H110ZM172 76V77H171ZM181 76V77H180ZM191 76V77H190ZM203 76V77H202ZM238 76V77H237ZM247 76V77H246ZM250 76V77H249ZM256 76V77H255ZM27 77H29V78H27ZM43 77V78H42ZM53 77H54V79H53ZM102 78V80H100L101 78ZM110 77V78H109ZM133 77V78H132ZM150 77V78H149ZM160 77V78H159ZM177 78V80L175 81V80H172V79H176ZM193 77V78H192ZM251 77L252 78H255V79H251ZM16 80H15V79ZM26 78H27V80H26ZM37 78V79H36ZM58 78V79H57ZM74 78V79H73ZM80 78V79H79ZM85 78V80H83ZM95 78V79H94ZM135 78V79H134ZM139 78H141V79H139ZM151 78H152V80H151ZM154 78V79H153ZM191 78H192V81H191ZM202 78V79H201ZM256 78H259V79H256ZM261 78V79H260ZM23 79V80H22ZM34 79V80H33ZM39 79V80H38ZM41 79H42V81H41ZM69 79H72V80H70V82H69ZM79 79V80H78ZM81 79H82V81H81ZM98 79V80H97ZM107 79H108V81H107ZM112 79V80H111ZM121 79V80H120ZM135 81H134V80ZM149 79L151 80L150 82L152 83V81H154V84H152L151 85V83H149ZM162 79H165L164 81L162 80ZM167 79V80H166ZM182 79H184V80H182ZM187 79V80H186ZM193 79H195L194 81H193ZM239 79V80H238ZM247 79H249L248 81H247ZM6 82H5V81ZM11 80V81H10ZM54 80V81H53ZM75 82H74V81ZM77 80L79 81V82H77ZM107 81V82H105V81ZM141 80V82H139ZM155 80L157 81V82H155ZM161 80V81H160ZM172 80V81H171ZM200 80V81H199ZM207 80H208V82H207ZM210 80H212V82H210ZM226 80V82H224ZM10 81V82H9ZM35 81V82H34ZM38 81H40V82H38ZM45 81H47L48 83H46ZM74 82V83H72V82ZM86 81V82H85ZM88 81V82H87ZM122 81V82H121ZM162 81H163V83H162ZM166 81V82H165ZM181 81V82H180ZM205 81V82H204ZM8 83V84H5V83ZM41 82H43L42 84H44V86L41 84ZM67 82H69V83H67ZM98 82V83H97ZM127 82H130L129 84H130V86L128 85V87H126L124 84L125 83H127ZM135 82V83H134ZM146 82H147V85H146ZM158 82H159V85H158ZM161 82V83H160ZM187 82V83H186ZM223 82V83H222ZM18 83V84H17ZM24 85H23V84ZM30 83V84H29ZM54 83L56 84L55 85V87H54ZM71 83V84H70ZM78 83V84H77ZM81 83H83V84H81ZM88 84V87H87V84ZM107 83H108V85H109V83H110V86H108L107 85ZM166 83V84H165ZM169 83H170V85L172 86L173 85V87H171L170 85H169ZM177 84V86L176 85H174V84ZM186 83V84H185ZM190 83V84H189ZM197 83H198V85H197ZM204 83V84H203ZM225 83V84H224ZM247 83H249V84H247ZM14 84H16V85H14ZM23 86H22V85ZM34 84V85H33ZM37 84V86H35ZM38 84L39 85H41V87L40 86H38ZM46 84V85H45ZM50 86H49V85ZM53 84V85H52ZM59 84V85H58ZM74 84V85H73ZM76 84V85H75ZM79 84H80V88H79ZM95 84H96V86L98 87H96L95 86ZM115 84H116V87H115ZM138 84V85H137ZM140 84V85H139ZM145 85L144 87H143V85ZM155 84H157V85H155ZM163 84V85H162ZM183 84V85H182ZM192 84H193V89H192ZM200 84H201V86H200ZM213 86H212V85ZM218 84V85H217ZM222 84H223V86H222ZM230 84V86H227V85H229ZM19 85V86H18ZM22 87H21V86ZM31 85H33V86H31ZM71 85V86H70ZM73 85V86H72ZM82 85H84V86H86L85 88H84V86H82ZM103 85H106V87L107 88H105V86H103ZM114 85V86H113ZM134 85V88H131L132 86ZM168 85V86H167ZM189 85V86H188ZM208 85V86H207ZM11 88V86L13 87V86H16V88H18V87H20L21 88V90H20V97H18V96H16L17 94L14 92V91H12L11 93H10V89L8 88ZM46 86H49L48 87V89H50V92H49V90L48 89H46L47 87ZM52 86H53V88H52ZM63 86H66V87H63L64 89H62V87ZM102 86L104 87V88H102ZM135 86H136V91H135ZM164 88H163V87ZM167 86V88H165ZM198 86V88H196V89H198L197 91H200V92H202L201 94L199 93L198 94V92L196 91V89H195V87H197ZM202 87V88H204V91H202V90H200L201 88L200 87ZM204 86V87H203ZM206 86V87H205ZM7 89H6V88ZM32 87V88H31ZM33 87H35L34 89H33ZM51 87V88H50ZM68 87V88H67ZM69 87H72V89L70 90V88ZM74 87H77V88H75V89H77V90H75L74 89ZM92 87H94V90H90L89 91V88H91L92 89ZM99 87H101V88H99ZM137 87H138V89H137ZM140 87V88H139ZM188 87V88H187ZM208 87V91H206L207 88ZM215 87V88H214ZM56 88V89H55ZM65 88H66V90H65ZM84 88V89H83ZM88 90H87V89ZM110 88V89H109ZM158 90H157V89ZM175 88V89H174ZM51 89H54V90H52L51 91ZM67 89L69 90V92L67 91ZM97 89V90H96ZM101 89H102V91H101ZM107 89V91H105ZM117 89V90H116ZM161 89H163V90H165V89H167L168 91H166L165 90V92L163 91V90H161ZM182 91H180V90ZM185 89V90H184ZM188 89V90H187ZM191 89V90H190ZM211 89V90H210ZM214 89V90H213ZM216 89V90H215ZM234 89H236V90H234ZM243 89H245V90H243ZM261 89V90H260ZM2 90H3V92H2ZM39 91V90H41V91H39V93L38 94H36V92L35 91ZM43 90H45V92L43 91ZM59 90V91H58ZM63 91V93L61 92V91ZM81 90H83L82 91V93L80 92ZM87 90V91H86ZM99 90V91H98ZM109 90V91H108ZM148 90V91H147ZM176 90V91H175ZM187 90V91H186ZM248 90V91H247ZM5 91V92H4ZM46 91H48L47 93H46ZM80 92V94L78 93V92ZM93 91H98V92H100V93H98L97 92V94H99V96L98 97H100L101 95V99L100 98H98L97 97V95H95L96 94V92H95V94H94V92ZM135 91V92H134ZM139 91V92H138ZM170 91H171V94L172 95H170ZM184 91H186V92H184ZM190 91H191V93H190ZM216 91V92H215ZM237 91V92H236ZM239 91V92H238ZM247 91V92H246ZM15 94H14V93ZM40 92H42V93H40ZM44 92V93H43ZM55 92V93H54ZM67 92H68V94H67ZM73 92V93H72ZM75 92L77 93V94H79V96H83V93H85L86 94V96H85V98H84V96L83 97H80V98H78V95L77 94H75ZM87 92V93H86ZM91 92H93V93H91ZM104 92H106V93H104ZM108 92V93H107ZM116 92L118 93V94H116ZM133 92V93H132ZM137 92V93H136ZM141 92V93H140ZM241 92V93H240ZM10 93V94H9ZM23 93V94H22ZM53 93V94H52ZM65 93H66V95H65ZM131 93V94H130ZM145 93V94H144ZM158 95H157V94ZM174 93V94H173ZM176 93V94H175ZM188 93V94H187ZM228 93V94H227ZM246 93V94H245ZM254 93V95H252ZM6 94V95H5ZM28 94V95H27ZM82 94V95H81ZM84 94V95H85ZM104 94V95H103ZM106 94V95H105ZM140 94V95H139ZM169 94V95H168ZM178 94V95H177ZM191 94V95H190ZM193 94H195V95H193ZM196 94H198V95H200V102L198 103V102H195V100L196 101H199V99L197 100V98H199V96H197L196 97ZM208 94V95H207ZM224 94H226V95H224ZM232 94H233V96H232ZM239 94V95H238ZM39 95V96H38ZM45 96V98H44V96ZM60 95V96H59ZM69 95V96H68ZM94 96V97H91V96ZM111 95V96H110ZM123 95H125L124 96V98H123ZM139 95V96H138ZM146 95V96H145ZM147 95H148V98H147ZM162 95H165V96H167L166 98L164 97V98H162V99H160L159 100V98H161V96ZM214 95V96H213ZM229 97H228V96ZM251 97H250V96ZM259 95V96H258ZM16 96V97H15ZM38 96V97H37ZM42 96V97H41ZM58 96V99H59V101H54V100H58L56 97ZM104 96V97H103ZM118 98H117V97ZM130 96V97H129ZM136 96H138V97H141V99H139L138 97H136ZM144 96H145V98H144ZM151 96V97H150ZM171 96H177L175 99L173 98V97H171ZM178 96H180L181 98L183 97V98H185V99H181L180 97H178ZM222 96V97H221ZM232 96V97H231ZM238 96H240V97H238ZM4 97H5V99H4ZM13 97V99H11ZM15 97V98H14ZM60 97H62V98H60ZM88 97L90 98L91 97V99H88ZM121 97L123 98V99H121ZM131 97H133L132 98V101L130 100L131 99ZM134 97H136L137 99H135ZM156 97V98H155ZM187 97H188V100H187ZM189 97H191V98H189ZM194 97V98H193ZM210 97V98H209ZM214 97V99L212 100V98ZM243 97V98H242ZM246 97V98H245ZM256 97V98H255ZM8 98H9V100H8ZM68 98H70L69 99V101H68ZM72 98V99H71ZM73 98H75V100L73 99ZM78 98V99H77ZM83 98H84V100H83ZM98 98V100H96ZM112 98V99H111ZM168 98V99H167ZM172 98H173V101H172ZM216 98V99H215ZM231 98V99H230ZM250 98V99H249ZM1 99H4V101L3 100H1ZM40 99H41V101H40ZM44 99V100H43ZM48 99H50L49 100V104L48 105H50V106H46V105H43V102H46ZM61 99V100H60ZM64 99H66V100H64ZM82 99V100H81ZM85 99H86V101H85ZM100 99V100H99ZM110 99V100H109ZM127 99H129V101L127 100ZM135 99V100H134ZM148 99H150V100H148ZM153 99V100H152ZM154 99L156 100H159V101H156V102H154ZM171 99V100H170ZM211 101H210V100ZM233 99H235L234 101H233ZM253 100V102H252V100ZM256 99V100H255ZM261 99V100H260ZM22 100V101H21ZM90 100V101H89ZM95 100H96V102H95ZM106 100V101H105ZM114 100V101H113ZM122 100H125V102L123 101L122 102V104H120L121 103V101ZM138 100V101H137ZM170 100V101H169ZM175 100H176V102H175ZM204 100V101H203ZM240 100V101H239ZM258 100H260V101H258ZM263 100V101H262ZM7 101V102H6ZM15 101V102H14ZM35 101H37V102H35ZM61 101V102H60ZM64 101V102H63ZM76 102V104L77 103H80L81 101V103L80 104H82L83 103V105L85 106L86 105V107H84L83 105H80V104H77L78 105V107H77V105L75 106L74 105V103ZM84 101V102H83ZM91 101H93V102H91ZM100 101H104V102H100ZM117 101V102H116ZM135 101H137V102H135ZM141 101V102H140ZM149 101V102H148ZM162 101V102H161ZM185 101V102H184ZM202 101V102H201ZM209 101V102H208ZM217 101V102H216ZM236 101H239V102H236ZM10 104H9V103ZM18 102V103H17ZM35 102V103H34ZM51 102H53L52 104H50ZM63 102V103H62ZM67 102V103H66ZM69 102V103H68ZM72 102V103H71ZM90 102V103H89ZM95 102V103H94ZM98 102V103H97ZM108 102V103H107ZM111 102H113L112 104H111ZM114 102H116L115 104H114ZM150 102H152V103H150ZM168 102V103H167ZM213 102V103H212ZM226 102V103H225ZM251 102V103H250ZM255 102H257V103H255ZM260 102V103H259ZM14 103V104H13ZM22 103H26L27 104V107H28V105H29V108H30V106H31V111H33V109L35 108V111H33V113H35V114H33L32 115V120L30 119L29 121H32V122H29L27 119H25L24 117H22V116H24L22 113H24V110H22V109H20V107L19 106H15V105H19V104H22ZM58 103H60V104H58ZM62 103V104H61ZM89 103V104H88ZM109 103H110V105H109ZM121 105H119V104ZM128 103V104H127ZM145 103H147V104H145ZM153 103H154V105H153ZM159 103V104H158ZM161 103V104H160ZM180 103V104H179ZM193 103H196L195 105L193 104ZM197 103H198V105H197ZM224 103V104H223ZM230 104L231 103V105H230V109H228V108H226L225 109V106H226V104ZM235 103V104H234ZM242 103V104H241ZM249 103V104H248ZM11 105L10 107H9V105ZM35 104H37V105H35ZM40 104V105H39ZM58 104V105H57ZM68 104V105H67ZM70 104V105H69ZM72 104V105H71ZM88 104V105H87ZM101 106H99V105ZM103 104V105H102ZM107 104V105H106ZM125 104V105H124ZM129 104H131V106H132V108H131V106L129 105ZM139 104V105H138ZM144 104H145V106H148V108H149V110H148V114L146 113H143L142 112V110H141V108L144 106ZM165 104V105H164ZM170 104V106L168 107V105ZM179 104V105H178ZM244 104V105H243ZM256 106H255V105ZM54 107H53V106ZM58 107H57V106ZM61 105V106H60ZM93 105H94V107H93ZM97 105V106H96ZM113 105V106H112ZM116 107H115V106ZM138 105V106H137ZM140 105H141V108H140ZM150 105H153V106H151V108H150ZM156 105L159 107L158 109H156ZM162 105H164V106H162ZM183 105V106H182ZM187 105H189V106H191V110H186V106ZM197 105V106H196ZM200 105H202V106H200ZM215 105V106H214ZM53 108H52V107ZM59 106L61 107V109L59 108ZM70 108H69V107ZM91 106V107H90ZM108 106H109V109H105V108H108ZM120 106V107H119ZM125 106H126V108H125ZM130 106V107H129ZM135 106V107H134ZM178 106H179V108H178ZM181 106V107H180ZM194 106V107H193ZM207 106V107H206ZM214 106V107H213ZM218 106V107H217ZM236 106V107H235ZM241 106V107H240ZM13 107V108H12ZM15 107L17 108V109H15ZM36 107H37V109H36ZM39 107V108H38ZM40 107H46V108H44L43 110H42V108L40 109ZM55 107H56V109H55ZM73 107H76L75 108V110L73 109ZM79 107H80V110H78L79 109ZM82 107V108H81ZM117 107H118V109L120 108V110H118L117 109ZM123 107V108H122ZM131 109H129V108ZM153 107V108H152ZM160 107H161V110H160ZM163 107H165V109H163ZM166 107H167V109H166ZM175 107H177L176 109L178 110L179 109V111L176 113V111L174 110L175 109ZM204 107H206V108H204ZM248 107V108H247ZM9 108V111L7 110ZM73 109V110H69V109ZM103 110H102V109ZM116 108V109H115ZM136 108L139 110L140 109V111H138V110H136ZM170 108H172V109H170ZM195 108H196V110H195ZM215 108V109H214ZM216 108H217V110H216ZM244 108V109H243ZM13 109V110H12ZM39 109V110H38ZM93 109H95L94 111H92ZM105 109V110H104ZM132 109L134 110L135 109V111H132ZM169 109L170 110H172V111H170V113H169ZM181 109V110H180ZM206 109H207V111H206ZM211 109H213V110H211ZM218 109H220L221 110V112H219V110ZM225 109V110H224ZM18 110V111H17ZM22 111V113L20 112V111ZM78 110V111H77ZM90 110V111H89ZM97 110V111H96ZM111 110H113V111H111ZM125 110V111H124ZM126 110H127V112H126ZM155 110H157L156 112H155ZM165 110V112H164V114L162 115V113H163V111ZM167 110V111H166ZM193 110H194V113H190V112H193ZM204 110V111H203ZM215 110L218 112H215ZM223 110V111H222ZM17 111V112H16ZM43 111V112H42ZM99 111H101V112H99ZM106 111V112H105ZM119 111V112H118ZM121 111H122V114H124L125 113V116L124 115H122V116H120L119 114L121 113ZM130 111H132V112H130ZM160 111H162V113L160 112ZM174 111V112H173ZM182 111H184V113L182 112ZM200 111V112H199ZM207 113H206V112ZM211 111L213 112V113H211ZM231 111V112H230ZM233 111V112H232ZM241 111V112H240ZM245 113V115H244V113ZM19 112L21 113L20 115H22V116H19ZM40 112V113H39ZM46 112V113H45ZM56 112V113H55ZM60 112V113H59ZM71 112V113H70ZM76 112V113H75ZM95 112L96 113H98V114H95ZM109 112H110V114H111V112H112V114L110 115L109 114ZM140 112V114H139V116H137L138 115V113ZM150 112H154L155 114H156V116H155V114H152V113H150ZM172 112V113H171ZM187 112V113H186ZM189 112V113H188ZM201 112H202V115H201ZM215 112V113H214ZM224 112V114H222ZM42 113H44V114H42ZM54 113V114H53ZM75 113V114H74ZM90 115H89V114ZM107 113V114H106ZM115 113H118L117 114V116H115L116 114ZM133 115H132V114ZM178 113H180L179 115H178ZM199 115H198V114ZM206 113V114H205ZM228 113H230V114H228ZM241 113V114H240ZM11 114H13V115H11ZM32 114V113H31ZM39 114H40V116L41 117H44V115H45V117H48V118H56L57 117V119H59L61 122H60V127H57V126H59V122H57V121H53L54 123H52L51 124V126L53 125V128H54V126H55V128L54 129H52V127L51 126H45V127H38L37 126V124L35 123V121H34V119H36L37 118V115L39 116ZM55 114H57V115H59V117L58 116H56ZM70 114V115H69ZM78 114V115H77ZM100 114V115H99ZM145 114V115H144ZM149 114H151V116H147V115H149ZM170 116H169V115ZM182 114V115H181ZM186 114V115H185ZM190 114V115H189ZM211 114V115H210ZM220 116H219V115ZM222 114V115H221ZM240 114V115H239ZM56 117H55V116ZM67 115V116H66ZM74 115H76V116H74ZM106 115V116H105ZM110 115V116H109ZM112 115H114L113 117H112ZM143 115V118L141 117ZM159 115V116H158ZM197 116L198 115V117H197V119L195 120L192 116ZM211 117H210V116ZM213 115V116H212ZM224 115V116H223ZM228 115V116H227ZM235 115H237V116H235ZM240 117H239V116ZM253 115H255L254 117H252ZM7 116V117H6ZM12 116V117H11ZM19 116V118H17V117ZM61 116V117H60ZM72 116H73V119H72ZM79 116V117H78ZM89 116V117H88ZM101 116V117H100ZM110 118V120L112 121H110L109 120V118ZM119 116V117H118ZM124 116V117H123ZM137 116V117H136ZM146 116V117H145ZM153 116V119H148L147 120V117L148 118H150V117H152ZM155 116V117H154ZM158 116V117H157ZM167 116H169L167 119H166V117ZM183 116H186L188 119H189V121H188V119L187 118H185L184 117V119L185 120H182L183 119ZM194 116V117H195ZM209 116V117H208ZM81 117V118H80ZM84 117V118H83ZM98 118V119H100V120H94L95 118ZM105 117V118H104ZM106 117L108 118V119H106ZM111 117L113 118V119H111ZM116 117V118H115ZM122 117V118H121ZM191 117V118H190ZM208 119H207V118ZM224 117V118H223ZM7 118V119H6ZM22 118H24V119H22ZM63 118V119H62ZM71 118V120H69ZM76 118V119H75ZM83 118V119H82ZM88 118H90V119H88ZM131 118H132V120H131ZM133 118L134 119H136V120H133ZM164 118V119H163ZM174 118V119H173ZM193 118V119H192ZM196 118V117H195ZM202 118H203V120H202ZM217 118V119H216ZM225 118H226V120H225ZM231 118V119H230ZM234 118V119H233ZM246 118V119H245ZM3 119V120H2ZM19 119H21V121L19 120ZM119 119V120H118ZM155 119H158V120H155ZM204 119H206V120H204ZM212 119V120H211ZM214 119V120H213ZM215 119H216V121H215ZM232 119H233V121H235V122H233L232 121ZM18 120V121H17ZM24 120L26 121V122H24ZM88 120L90 121V123L88 122ZM126 120V121H125ZM128 120H129V122H131V123H133V125L135 126V121L136 122H138L136 125H139L140 127H139V132H138V134L136 133V132H134V131H132L131 130V128L129 129V131H127V133H125V135H119L118 133L116 134V132H117V130H118V128H119V126L121 127V125H123L124 123H126V122H128ZM140 120H142V121H140V124H139V121ZM145 120H147V121H145ZM150 120H151V122L152 121H154L155 120V122L156 123H158V124H160V128H164V130H165V132H163V134L161 133L160 135L158 134L157 136H153V135H155V134H153V132L151 131V129L146 125V123H150ZM167 120H169V122L170 123H172V124H174V125H172V124H168L169 122H167ZM172 120H174V121H172ZM179 121V123L177 122V121ZM187 120V121H186ZM193 120V121H192ZM210 120V121H209ZM228 120V121H227ZM230 120V121H229ZM17 121V122H16ZM64 121V122H63ZM66 121V122H65ZM78 121V122H77ZM86 121H87V123H89V126H88V124L86 123ZM125 121V122H124ZM145 121V122H144ZM165 121V122H164ZM192 121V122H191ZM205 123H204V122ZM213 121H215V122H213ZM218 121V122H217ZM219 121L221 122L222 121V123H220V124H218L219 123ZM19 122H21L20 124H19V126H18V123ZM29 122V126H27L26 127V124ZM85 122V123H84ZM95 122H96V125H95ZM104 122V123H103ZM107 122V123H106ZM109 122H110V125L111 126H109L108 124H109ZM121 122V123H120ZM124 122V123H123ZM176 122L178 123V124H176ZM194 122V123H193ZM197 122V123H196ZM201 122V123H200ZM203 122V123H202ZM213 122V123H212ZM227 122V123H226ZM230 122V123H229ZM232 122H233V124H232ZM32 123V124H31ZM66 123V124H65ZM83 123H84V125H83ZM94 123V124H93ZM113 123V124H112ZM115 123L117 124L118 123V125H117V127H116V125H115ZM120 123V124H119ZM144 123V124H143ZM185 123V124H184ZM187 123H189V124H187ZM214 123H217V126H216V124H214ZM226 123V124H225ZM245 123V124H244ZM34 124V125H33ZM35 124H36V126H35ZM61 124H64L63 125V127H62V125ZM74 125V127H73V125ZM101 124H103V125H101ZM193 124V125H192ZM228 124V125H227ZM232 124V125H231ZM239 124V128H238V126H237V128H236V125H238ZM57 125V126H56ZM67 126V128H66V126ZM76 125V126H75ZM78 125V126H77ZM83 125V126H82ZM92 125V126H91ZM106 125H107V127H106ZM115 125V130H114V128H113V126ZM144 125H146L145 127H144ZM164 125H165V127H164ZM166 125H168L169 127H171L170 128V130H169V132L167 131L169 128H168V126H166ZM171 125V126H170ZM177 125V126H176ZM179 125V126H178ZM186 125V126H185ZM188 125V126H187ZM191 127H190V126ZM203 126V127H201V126ZM205 125V126H204ZM211 125H212V127H211ZM231 125V126H230ZM258 125H261V126H258ZM17 126V127H16ZM25 127V129H26V131H21V129L23 130V128ZM33 126H35V128H33ZM65 126V127H64ZM85 126V127H84ZM90 129H88L87 127ZM95 126V127H94ZM102 126H104L103 128H99V127H102ZM131 126H132V124H131ZM175 126V127H174ZM219 126V127H218ZM229 128H228V127ZM235 128H234V127ZM240 126H241V128H240ZM246 126V127H245ZM248 126V127H247ZM251 126V127H250ZM252 126H253V129H252ZM16 127V128H15ZM47 127V128H46ZM51 127V128H50ZM73 127V128H72ZM76 127V128H75ZM95 129H94V128ZM110 127V128H109ZM133 127V126H132ZM178 127H180V128H178ZM183 127V128H182ZM194 127H196L195 128V130H193L194 129ZM206 128V130L207 131H203L205 128ZM18 128H20V129H18ZM30 128V129H29ZM42 128V130H40ZM46 130H45V129ZM61 129V128H63V130L61 131V130H59V129ZM65 128H66V130H65ZM107 128H109V129H107ZM176 128V129H175ZM182 128V129H181ZM192 130L193 132L190 134V130ZM197 128L199 129V130H197ZM212 128H214V129H212ZM218 130H217V129ZM224 129V131L223 130H221V129ZM245 128H246V131H245ZM17 129V130H16ZM24 129V130H25ZM34 129V130H33ZM52 129V130H51ZM68 129V130H67ZM83 129H85V131H83ZM112 129V130H111ZM150 129V130H149ZM181 129V130H180ZM209 129H211V130H209ZM226 129V130H225ZM237 129V130H236ZM239 129V130H238ZM249 129V130H248ZM27 130H29V132L27 133ZM49 130H51V131H49ZM76 130H78L79 131V133H78V131H76ZM82 130V131H81ZM88 130H89V132H91V134H88ZM94 130V131H93ZM96 130V131H95ZM106 132H105V131ZM108 130V131H107ZM157 130V129H156ZM201 130H202V132L203 133H205L204 135H203V133H200V135H199V133L198 132H201ZM216 130V131H215ZM235 130H236V133H237V131H238V133L236 134L235 133ZM250 130H251V132H253V133H251L250 132ZM19 131H21V133L19 134ZM39 131H40V133H39ZM46 131L48 132V134L46 133ZM65 131V132H64ZM67 131V132H66ZM87 131V132H86ZM101 131H103V133H98V132H101ZM188 131H190L189 133H188ZM210 131V132H209ZM214 131V132H213ZM219 131H221L220 133H218ZM232 131H234V132H232ZM244 131V132H243ZM50 132V133H49ZM73 132V133H72ZM83 132V133H82ZM86 132V133H85ZM92 132H95L96 134L94 135V134H92ZM129 132V133H128ZM132 132H133V134H132ZM187 132V133H186ZM198 134H197V133ZM206 132H207V134H206ZM224 132H226V135L228 136L229 135V133H230V135L227 137L226 135H224L225 133ZM250 134H249V133ZM255 132H257V133H255ZM24 133H26L27 135H25ZM37 133H39V134H37ZM44 133V134H43ZM58 133V134H57ZM83 135H85V136H83ZM106 133H107V135H106ZM135 133V134H134ZM154 133H155V131H154ZM171 134V135H169V134ZM194 133H196L195 135H194ZM228 133V134H227ZM245 133V134H244ZM40 134L41 135H43V136H40ZM69 134V135H68ZM103 134V135H102ZM127 134H129V136L127 135ZM130 134H131V136H130ZM147 134V135H146ZM167 134V135H166ZM190 134V135H189ZM202 134V135H201ZM212 134V135H211ZM234 134V135H233ZM240 134V135H239ZM254 134V135H253ZM19 135H22V136H19ZM89 135V136H88ZM92 136V138L93 139H90L91 138V136ZM96 135H98V137H96ZM106 135V136H105ZM116 135H117V137H116ZM133 135H136V136H133ZM166 135V136H165ZM169 135V136H168ZM174 135V136H173ZM188 135H189V137H188ZM237 135V136H236ZM244 135H246V136H249L248 138H250L251 137V139H252V142L250 141V142H246L245 143V141H249V139L246 137V136H244ZM259 135H263V137H258ZM26 136V137H25ZM39 136V137H38ZM81 136V137H80ZM95 136V137H94ZM127 136V137H126ZM141 136H145L147 139L145 140V138L143 137V138H141ZM151 136V137H150ZM164 136H165V138H164ZM191 136V137H190ZM219 136V137H218ZM224 136H226V137H224ZM235 136V137H234ZM23 137H25V138H23ZM58 137H59V139H58ZM70 137H74V139H72V138H70ZM80 137V138H79ZM85 137V138H84ZM102 137H104V139H106V141H108V138H110V142L108 141V143H112L113 141V143L115 144H110V145H108L107 146V144H106V142H105V140H103V138ZM106 137V138H105ZM113 137V138H112ZM114 137L116 138L115 140H114ZM129 137V138H128ZM134 137V138H133ZM137 137V138H136ZM148 137H149V139H148ZM156 137V138H155ZM158 137V138H157ZM162 137V138H161ZM169 137V138H168ZM188 137V138H187ZM193 137V138H192ZM221 137V138H220ZM239 137V138H238ZM20 138H23L24 140H26V138L29 140H26L27 142H22L23 140H21ZM39 138H40V140H39ZM42 138V139H41ZM47 138V139H46ZM53 138V139H52ZM58 139V140H56V139ZM63 138V139H62ZM65 138H66V140L67 141H69L70 140V142L69 143H72L70 146H72V148L66 143L67 141L65 140ZM89 138V139H88ZM96 138V139H95ZM127 138L129 139V140H131V139H133V140H131V141H133V142H129L128 140H127ZM131 138V139H130ZM139 138V139H138ZM152 138V139H151ZM179 138H180V140H179ZM226 138V139H225ZM230 138V141L228 140ZM231 138H238V140L237 139H235L234 141H232L231 140ZM246 138V139H245ZM255 138V139H254ZM260 140H262L263 142H261V141H259V139ZM262 138V139H261ZM21 141H20V140ZM45 139V140H44ZM80 139L81 140H83L81 143H80ZM160 139V140H159ZM184 139H185V141H184ZM186 139H189V140H186ZM195 139V140H194ZM200 139V140H199ZM224 139L226 140V141H224ZM240 139V140H239ZM250 139V140H251ZM30 140H32V141H30ZM36 140H37V142H36ZM44 140V141H43ZM51 140V141H50ZM52 140H54V143H53V141ZM61 140H62V142H61ZM63 140L64 141H66L65 143H63ZM72 140V141H71ZM75 140H76V142H75ZM77 140L79 141V143L77 142ZM90 140V141H89ZM111 140H112V142H111ZM116 140H120L119 142L118 141H116ZM122 140H124V141H126V142H124V144H123V142H122ZM139 140H140V143H139ZM150 140V141H149ZM165 140V141H164ZM204 140V141H203ZM237 140V141H236ZM245 140V141H244ZM38 141H40V142H38ZM43 143H45L46 141V143H48L49 144V142H50V144H49V146H51L50 148V154H51V157H50V154H46V151L42 148V147H40L41 146V144H42V142ZM57 141V142H56ZM61 143H60V142ZM94 141H95V143H94ZM137 141V143H134V142H136ZM160 141V142H159ZM180 143H179V142ZM206 141H207V143H206ZM222 143H221V142ZM228 141V142H227ZM236 141V142H235ZM239 141H241V143L239 142ZM12 142V144L10 145V143ZM22 142V143H21ZM52 142V143H51ZM58 142L61 144V145H59L58 144ZM76 144H75V143ZM97 142V143H96ZM99 142H101V143H99ZM105 142V143H104ZM116 142L118 143L117 145H119V144H121V142H122V144L119 146V147H121V148H118L117 147V145H116ZM129 144H128V143ZM142 142V143H141ZM147 142V143H146ZM174 142V143H173ZM178 143V146L180 145V147H181V149L178 147V146H175V145H177V143ZM195 142V143H194ZM199 142V143H198ZM209 142V143H208ZM243 142H244V144H243ZM4 143V142H3ZM33 145H32V144ZM34 143H36V144H34ZM40 143V144H39ZM56 143V144H55ZM78 143V144H77ZM84 143H86V144H84ZM104 143V144H103ZM127 143V144H126ZM132 143V144H131ZM133 143L134 144H136V145H133ZM153 143V144H152ZM159 143V144H158ZM185 143V145H189L186 149L184 148V146L185 145H183ZM186 143H188V144H186ZM198 143V144H197ZM203 143V144H202ZM205 143V144H204ZM214 143V144H213ZM236 143V144H235ZM237 143H238V145H237ZM248 143V144H247ZM249 143H251V144H249ZM18 144V145H17ZM39 144V145H38ZM58 145V146H56V148L57 149H61V151L63 150V152H61L60 150H56V148L54 149V147H55V145ZM65 144V146H63V145ZM91 144V145H90ZM93 144H94V146H93ZM106 144V145H105ZM175 144V145H174ZM195 144V145H194ZM232 144V145H231ZM257 144H259V145H257ZM262 144V145H261ZM8 145H10V146H8ZM21 147H20V146ZM32 145V146H31ZM36 146V147H34V149L35 148H38L39 150L41 149V152H43L44 151V153L46 154V155H44V153L42 154V153H40V155H41V158H40V156L38 155L39 153H36V154H34V152H38V151H34V152H32V154L30 155V150H29V148H31V147H33V146ZM82 145V146H81ZM95 145H96V147H95ZM106 146V147H104V146ZM112 145V146H111ZM157 145V146H156ZM170 145H172V146H170ZM210 145H213V147L211 146L210 147ZM216 145V146H215ZM218 145V146H217ZM225 145L227 146V148L225 147ZM247 145V146H246ZM261 145V146H260ZM12 146H13V148H12ZM38 146V147H37ZM100 146H101V148H100ZM111 146V147H110ZM122 146H126V148L124 149V147H122ZM165 146H167V147H169L168 149L165 147ZM230 147V149H229V147ZM235 146L237 147V148H235ZM12 149V151H11V149ZM23 147V148H22ZM25 147H28V149L26 148L25 149ZM65 147H66V149H65ZM76 147V148H75ZM82 147V148H81ZM83 147H85V150H84V148ZM89 147H91V148H89ZM137 147V148H136ZM142 147V148H141ZM159 147H160V149H159ZM174 148V151H173V148ZM178 148V151H177V149H175V148ZM191 147H192V149H191ZM201 147H206V149H204V150H202V148ZM0 148H1V142H0ZM9 148V149H8ZM17 148H19V149H17ZM20 148H21V152H20ZM67 148H69V149H67ZM77 148H79V149H77ZM105 150H104V149ZM114 148V149H113ZM116 148V149H115ZM158 148V149H157ZM165 148V149H164ZM182 148H183V150H186V152L184 153L183 152V150H182ZM234 148H235V150H234ZM238 148H239V151H238ZM75 149V150H74ZM87 149H89L90 151H87ZM93 149V150H92ZM95 149V150H94ZM107 149H108V151H107ZM118 149V150H117ZM121 149V150H120ZM128 149V151H124V150H127ZM150 149H152V150H150ZM170 149V150H169ZM199 149H200V151L201 152H199ZM216 149V150H215ZM229 149V150H228ZM233 151H232V150ZM244 149V150H243ZM16 150V151H15ZM19 150V151H18ZM23 150H25V151H23ZM29 150V151H28ZM83 150H84V153H83ZM113 152H112V151ZM120 150V151H119ZM130 150H132V151H130ZM160 150V151H159ZM164 150H166V151H164ZM169 150V151H168ZM172 150V151H171ZM176 150V151H175ZM196 152H195V151ZM215 150V151H214ZM237 150V151H236ZM255 150V151H254ZM258 150V151H257ZM262 150V151H261ZM6 151V152H5ZM57 151V152H56ZM65 151V152H64ZM92 151V152H91ZM119 151V152H118ZM130 151V152H129ZM136 151V152H135ZM141 151H144V152H141ZM145 151H147L146 153H145ZM205 151H207V153L205 152ZM208 151H209V153H211L210 155H209V153H208ZM224 151H225V153H224ZM235 151V152H234ZM261 151V152H260ZM10 152V153H9ZM18 152V153H17ZM40 152V151H39ZM59 152H60V154H59ZM87 152V153H86ZM97 152L99 153V154H97ZM115 152L117 153H125L126 155H124V153L122 154V155H119L118 153L115 155ZM128 152V153H127ZM150 152V153H149ZM180 152V153H179ZM192 152H193V154H192ZM195 152V153H194ZM260 152V153H259ZM5 153V154H4ZM64 153H67V154H64ZM80 153V154H79ZM89 153V154H88ZM114 153V154H113ZM141 153H142V155H141ZM158 153V154H157ZM168 153V154H167ZM169 153H170V155H172L173 153H174V155H172V156H169ZM177 153V154H176ZM178 153H179V155H178ZM182 153V154H181ZM200 153H202L201 155H202V157L200 156ZM213 153V154H212ZM229 153V154H228ZM248 153H250V155L248 154ZM254 153H256V154H254ZM257 153H259V155L257 154ZM9 154V155H8ZM23 154H25V155H23ZM28 154H29V157H28ZM54 154V155H53ZM70 156H69V155ZM83 155V157H82V155ZM90 154H93V156H94V158L95 159H102L101 161L100 160H98L99 162H97L96 163V161L97 160H93V161H89L88 159V156H90ZM95 154V155H94ZM96 154H97V156H96ZM107 154H112L110 157H109V155H107ZM161 154V156H159L158 157V155H160ZM165 156V154H166V156L164 157L163 155ZM192 154V155H191ZM195 154V155H194ZM235 154V155H234ZM47 155H49L48 157H47ZM60 157H59V156ZM103 155V156H102ZM119 155V156H118ZM129 155V156H128ZM139 155V156H138ZM147 155H148V157H147ZM177 157H176V156ZM182 155H184V156H182ZM205 155V157H203ZM261 155H263V158H262V156ZM38 156V157H37ZM68 156V157H67ZM104 156H106V157H109L110 159H108V158H106V157H104ZM115 156V157H114ZM142 156V157H141ZM181 156V157H180ZM191 157V156H194V160L192 159V158H189V157ZM198 156V157H197ZM201 157V159H202V162H199V161H201V159H200V157ZM226 156V157H225ZM236 156V157H235ZM258 156V157H257ZM18 157V158H17ZM21 157V158H20ZM28 157V158H27ZM31 157H33V158H31ZM44 157V158H43ZM47 157V158H46ZM81 157H82V159L84 160V161H82V159H81ZM102 157V158H101ZM103 157H104V159H105V161H106V159H107V162L109 161V162H111V163H109V165L110 164H112L111 165V167L107 164V163H103L104 161V159H103ZM119 157V158H118ZM131 159H130V158ZM153 157V158H152ZM173 158V159H175V160H172V161H170V159H169V161L168 162H166V160H167V158ZM185 157H187V158H185ZM225 159H224V158ZM232 157H235V160L236 161H233V159L234 158H232ZM239 157H240V159H239ZM251 157H252V159H251ZM12 158H14V159H12ZM15 158H17L16 159V161H14L15 160ZM20 158V159H19ZM22 158H24V159H22ZM38 158H40V159H42V160H39ZM54 158H56V159H54ZM69 158H70V160H69ZM115 158H118V159H115ZM152 158V159H151ZM204 158V159H203ZM232 158V159H231ZM8 159V160H7ZM25 159H27V160H25ZM49 159V160H48ZM51 159V160H50ZM54 159V160H53ZM57 159H59V160H57ZM63 159H65V160H63ZM78 159V160H77ZM80 159V160H79ZM86 159V160H85ZM114 159H115V161H117V162H115L114 161ZM123 159V160H122ZM124 159H126L125 161H124ZM128 159H130L131 161H132V163H131V161L130 160H128ZM139 159V160H138ZM161 159H163V160H165V161H163V160H161ZM187 159H188V162H187ZM191 159V160H190ZM213 159V160H212ZM231 159V160H230ZM11 160V161H10ZM18 160V161H17ZM37 160V161H36ZM39 160V161H38ZM57 160V161H56ZM60 160H61V163H60ZM66 160H67V162H66ZM70 162H69V161ZM111 160V161H110ZM135 160H137L136 162H135ZM199 160V161H198ZM204 160H205V162H204ZM221 160V161H220ZM240 160V161H239ZM247 160V161H246ZM4 161V160H3ZM44 161V162H43ZM51 161V162H50ZM82 161V162H81ZM95 161V162H94ZM140 161V162H139ZM174 161V162H173ZM191 161H193L194 163H198L199 162V164H191ZM208 161V162H207ZM228 163H227V162ZM244 161H246V162H244ZM18 162V163H17ZM20 162V163H19ZM84 162V163H83ZM96 163L97 164V167H98V170H97V172L99 173V174H102V175H104L105 176V173H106V176H105V178H106V182L108 183V186H109V180L111 179V182H112V184H111V182H110V185L111 186H109L110 188L112 187V189H110V188H108L109 190L106 192H104L103 194H94L95 192V190H98V188L96 189H89V191L88 190H86V188L84 187V186H82L80 183H78V179L79 178H81V179H83V177H84V179H87L89 176H91V175H89L88 176V174L86 175V174H84V173H80V171H83L85 168L83 167V165L85 166V167H87V166H90V165H93L94 163ZM157 162H159V163H157ZM161 162H164V163H162L161 164ZM204 162V163H203ZM250 162V163H249ZM15 164V163H17V164H15V165H13L12 166V164ZM28 163H30V162H28ZM43 163V164H42ZM45 163V164H44ZM63 163V164H62ZM116 165H115V164ZM125 163V164H124ZM178 163V164H177ZM185 163H187V164H185ZM190 163V164H189ZM254 163V164H253ZM11 164V165H10ZM33 165H31V167H32V169L34 168V170L35 169H37V165H35V163H32ZM104 164H105V166H104ZM124 164V165H123ZM128 166H127V165ZM132 164V165H131ZM152 166V164H153V166L151 167L150 165ZM158 164V165H157ZM166 164V165H165ZM184 164V165H183ZM189 164V165H188ZM204 164V169L201 167L202 165ZM205 164H207V166L205 165ZM239 164V165H238ZM250 164V165H249ZM10 165V166H9ZM18 165L21 167L20 169H18L19 167H18ZM69 165H71V166H69ZM75 165H78V166H80V167H78V166H76V168H74V166ZM133 165H134V167H133ZM137 165H139V168H140V172L138 171V167H137ZM165 165V166H164ZM174 165V166H173ZM193 166V168L194 169H198V167L200 168L198 171H196V170H193V169H191L192 167L191 166ZM197 165H199L198 167H195V166H197ZM244 165V166H243ZM64 166V167H63ZM69 166V167H68ZM105 168H103V167ZM115 166H116V168H117V171H116V168H115ZM122 166H123V169H122ZM130 166H132V173L130 172L129 174H128V172L130 171H128V167H130ZM146 166H148V168L146 167ZM157 166V167H156ZM161 166V167H160ZM173 166V167H172ZM250 166V167H249ZM253 166V167H252ZM256 166H258L257 167V169L259 168V170H257L256 168L253 170V168L254 167H256ZM260 166H262V167H260ZM56 167V168H55ZM66 167V168H65ZM78 167V168H77ZM120 167H121V169H120ZM151 167V168H150ZM175 167V168H174ZM221 167V168H220ZM232 167V168H231ZM252 167V168H251ZM6 168H9V169H6ZM49 168V169H48ZM53 168V169H52ZM61 168H62V170H61ZM110 168V169H109ZM133 168H134V170H133ZM160 168V169H159ZM169 168H171V169H168ZM173 168V169H172ZM12 169V170H11ZM18 169V170H17ZM31 169V170H32ZM101 169V170H100ZM112 169H115V170H112ZM125 169V170H124ZM151 169V170H150ZM178 169V170H177ZM202 169V170H201ZM219 169V170H218ZM4 170H5V172H4ZM12 171V173H11V171ZM13 170H17V171H13ZM21 170V171H20ZM72 170V171H71ZM102 170H104V171H102ZM108 170V171H107ZM121 170V171H120ZM156 170H157V172H156ZM161 170V171H160ZM165 172H164V171ZM166 170L168 171L167 173H166ZM170 170H172V171H170ZM176 170V171H175ZM232 170V171H231ZM251 171V173H247V171ZM256 170V171H255ZM61 171V172H60ZM114 171H116V172H114ZM120 171V172H119ZM124 171V172H123ZM150 171H153V172H150ZM157 173H155V172ZM187 171V172H186ZM188 171H190V172H188ZM212 171V172H211ZM217 171H218V173H217ZM7 172L9 173V174H7ZM14 172H16L17 173V175L14 173ZM20 172V173H19ZM70 172V173H69ZM102 172V173H101ZM111 172V173H110ZM123 172V173H122ZM163 172V173H162ZM175 172V173H174ZM178 172V173H177ZM184 172V173H183ZM196 172H198V173H196ZM231 172V173H230ZM253 172V173H252ZM7 174V175H3V174ZM11 173V174H10ZM18 173L20 174V176L18 175ZM52 173H53V176H52ZM55 173V174H54ZM61 173V174H60ZM119 173H121V174H119ZM150 173H152V175L153 176H151V174ZM158 173L159 174H161L160 175V177H159V175H158ZM192 173V174H191ZM222 173V174H221ZM258 173V174H257ZM14 174V175H13ZM114 174V176H112V175ZM126 174H127V177L129 176V177H132L131 178V180L130 179H128V178H126ZM163 174H164V176H163ZM198 175V174H200V175H198V176H195V175ZM212 174V175H211ZM253 174H255V175H253ZM9 175V176H8ZM60 175H62L61 176V180L63 181V182H61V180H60ZM74 175V176H73ZM122 176L121 178L123 179H121L120 178V176ZM136 175V176H135ZM155 175V176H154ZM158 175V176H157ZM169 175V176H168ZM178 175V176H177ZM253 175V176H252ZM259 175H261V177L259 176ZM7 176L9 177V178H7ZM19 176V177H18ZM82 176V177H81ZM118 176H119V178H120V180L122 181L121 183H119L120 182V180H119V178H118ZM175 176V177H174ZM205 176H207V177H205ZM228 176V177H227ZM234 176H235V178H234ZM258 176V177H257ZM53 177H54V179H53ZM70 177V178H69ZM134 177L135 178H137V179H134ZM139 177V178H138ZM150 177V178H149ZM152 177V178H151ZM159 177V178H158ZM166 177H168L167 179H165ZM170 177V178H169ZM190 177V178H189ZM193 177V178H192ZM204 177V178H203ZM211 177V178H210ZM213 177H215V178H213ZM257 177V178H256ZM3 178H5V179H3ZM12 178V179H11ZM22 178V179H21ZM157 178V179H156ZM164 178V179H163ZM7 179V180H6ZM72 179V180H71ZM83 179V180H84ZM117 179H118V181H117ZM125 179H127V182L128 183H125L124 181H126ZM207 179H209V180H207ZM215 180V181H213V180ZM222 180V181H220V180ZM226 179V180H225ZM237 179V180H236ZM256 179L258 180V181H256ZM261 181H260V180ZM6 180V181H5ZM66 180V182H64ZM113 180H114V182H116V184H114L113 183ZM136 182H134V181ZM148 181L147 183L148 184H151V185H148L147 183L145 184L144 183V181ZM155 180V181H154ZM161 180H164V181H161ZM175 180V181H174ZM195 180V182H193ZM2 181V182H1ZM4 181V182H3ZM22 181V182H21ZM70 181H71V183H70ZM74 181V182H73ZM75 181H77V183L75 182ZM132 181V182H131ZM141 183H140V182ZM150 181V182H149ZM153 183H152V182ZM201 181V182H200ZM213 181V182H212ZM9 182H11V183H9ZM17 182H19L18 184H12V183H17ZM24 182V183H23ZM69 182V183H68ZM139 182V183H138ZM165 182V183H164ZM208 182H209V184H208ZM240 182H242V185H241V183ZM248 183V184H246V183ZM251 182H253V183H251ZM259 184H258V183ZM1 183H4V184H1ZM118 183V184H117ZM161 185H159V184ZM206 183V184H205ZM218 183V184H217ZM239 183V184H238ZM244 183V184H243ZM11 186H10V185ZM69 184V185H68ZM78 184V186L80 185V187H78V186H76ZM138 184V185H137ZM144 184H145V186H144ZM158 186H157V185ZM257 186H256V185ZM2 185H4V186H2ZM21 185V186H20ZM66 187H65V186ZM70 185H72V186H70ZM76 187H75V186ZM116 185H117V187H116ZM164 185L166 186L165 188H164ZM189 185H193L192 187H190ZM205 185V187H203V186ZM237 185V186H236ZM240 185H241V187H240ZM250 185H251V187H250ZM17 186V187H16ZM62 186V187H61ZM68 186H69V188H68ZM114 186H115V188H114ZM119 186L121 187V188H119ZM142 186V187H141ZM157 186V187H156ZM181 186V187H180ZM228 186V188H226ZM245 186H246V188H245ZM254 186V187H253ZM7 187V188H6ZM11 187H13L12 189H11ZM23 187H25V188H23ZM57 189H56V188ZM71 187V188H70ZM146 187H147V189H146ZM194 187H195V189H194ZM212 187V188H211ZM218 187H220V188H218ZM67 188V189H66ZM74 190H73V189ZM80 188H84L83 189V191H82V193L79 195V196H81L80 198L78 197V199H73V198H71L70 196H71V194L73 193V192H75V191H77V189H80ZM131 188V189H130ZM145 188V189H144ZM148 188L150 189V191L148 190ZM168 188V189H167ZM249 188V189H248ZM254 188V189H253ZM258 188V189H257ZM261 188V189H260ZM14 189V190H13ZM25 189V190H24ZM28 189V190H27ZM64 189V190H63ZM69 189V191L68 192H66L65 193V190L67 191ZM71 189V190H70ZM100 189V188H99ZM143 189V190H142ZM156 189V190H155ZM157 189L159 190V191H157ZM164 189H165V191H164ZM188 189H190L189 191H187ZM196 189H197V191H196ZM201 189V190H200ZM119 190V191H118ZM127 190V191H126ZM134 192V193H131L132 191ZM139 190V191H138ZM154 190V191H153ZM166 190H168L167 192H166ZM179 190V191H178ZM237 190V191H236ZM243 190H246V194H241L242 193V191ZM99 191V190H98ZM130 192V194H129V192ZM148 191V192H147ZM180 191H182L181 193H179ZM233 191V192H232ZM260 191H262L261 193H260ZM62 192H64V193H62ZM114 192V193H113ZM119 194H118V193ZM127 192V193H126ZM145 192H146V194H145ZM154 192H155V194H154ZM158 192V193H157ZM172 192V195H170V193ZM187 192V193H186ZM209 192V193H208ZM6 193V192H5ZM5 193H4V196H3V200H4V202H5V204H4V206H0V209L1 208H3V207H5L4 208V210L3 209H1V211H2V213L3 214H1V211H0V217H1V215L2 216H4L5 218H7V217H10V215H8L7 214V212H6V209L8 208V207H10L12 204H10V202L7 200L8 199V196L7 197H5L6 195H5ZM91 193V194H90ZM122 193V194H121ZM126 193V194H125ZM152 193V194H151ZM159 193H161L162 194V196L159 194ZM197 193V196H198V198H195L196 197V194ZM202 193V194H201ZM229 193L231 194V195H229ZM34 195V196H32V195ZM65 194V195H64ZM67 194H70V195H67ZM84 194H85V197H82V195L84 196ZM132 194V195H131ZM150 194V195H149ZM160 196H159V195ZM165 194V195H164ZM176 194V195H175ZM188 194V195H187ZM200 195V197H199V195ZM256 194V195H255ZM261 194H263V195H261ZM25 195V196H24ZM87 195V196H86ZM96 195V196H95ZM102 195V196H101ZM113 195H115V196H113ZM132 197H131V196ZM144 195V196H143ZM148 195V196H147ZM164 195V196H163ZM206 195V197H204ZM220 195V196H219ZM244 195V196H243ZM257 195H259V196H261V198H260V200H261V205L259 206V207H256V201H255V196H257ZM28 196V197H27ZM31 196H32V198H31ZM63 196H67L66 197V201H68L67 199L69 198V201H68V203H70V205H71V208H70V206H69V204L67 203V206H65L66 205V203L64 202L65 200H64V198H61V197H63ZM109 196V197H108ZM124 196V197H123ZM145 196H146V199H145ZM151 196H153L154 198H151ZM203 196V197H202ZM225 196H226V198H225ZM239 196H241L240 198H239ZM24 197H26V198H24ZM34 197V198H33ZM90 197V198H89ZM104 197V198H103ZM115 197H116V199H115ZM159 197V198H158ZM172 197H174V198H172ZM178 197V198H177ZM222 197V198H221ZM223 197L225 198L224 200H222L223 199ZM244 197V198H243ZM21 198H24L23 200H21ZM84 198V200H81V199H83ZM107 199V201H106V199ZM129 198V199H128ZM200 198H202V199H200ZM206 198V199H205ZM239 198V199H238ZM6 199V200H5ZM71 199V200H70ZM88 199V201H86V200ZM100 199H104L103 201L102 200H100ZM125 199H127V200H125ZM143 199H145V200H143ZM150 199H152V201L150 200ZM159 199V200H158ZM173 199V200H172ZM187 199H189V200H187ZM199 199V200H198ZM234 199H236V200H234ZM21 200V201H20ZM28 200V201H27ZM73 200V201H72ZM75 200H77V201H79V202H77V201H75ZM99 200V201H98ZM140 200V201H139ZM148 202H147V201ZM157 200V203L155 202ZM161 200V201H160ZM225 200H227V202L225 201ZM229 200V201H228ZM252 200V201H251ZM23 201V202H22ZM58 201V202H57ZM63 201V202H62ZM113 201V202H112ZM125 201H129V203L128 202H125ZM131 201H132V203H131ZM146 201V202H145ZM181 201V202H180ZM186 201V202H185ZM236 201V202H235ZM238 201H239V203H238ZM22 202V203H21ZM29 204V206H27L28 204ZM62 202V204H60ZM83 202V203H82ZM103 204H102V203ZM112 202V203H111ZM117 202V203H116ZM119 202V203H118ZM120 202H121V204H120ZM139 202V203H138ZM141 202V203H140ZM172 202V203H171ZM192 202H194L195 204L193 205L192 204ZM21 203V204H20ZM63 203H65V204H63ZM72 203H73V205H72ZM86 203V204H85ZM90 203V204H89ZM98 203V204H97ZM109 204V206H108V204ZM124 203L126 204V203H128V204H126L127 206H129L130 208L131 207H133V208H136L137 209V213L136 214H132L131 213V210L129 211V212H126L125 213V216H119V214H117V213H119V211H118V209H120V208H118L117 206H125L124 205ZM137 203H138V205H137ZM151 203V204H150ZM187 203V204H186ZM225 204V206H224V204ZM229 203V204H228ZM234 203H236V204H239L237 207H236V204H234ZM242 203V204H241ZM246 203V204H245ZM9 204H10V206H9ZM17 204V205H16ZM20 204V205H19ZM27 204V205H26ZM77 204V205H76ZM113 204V205H112ZM150 204V205H149ZM176 204V205H175ZM184 204H186V205H184ZM227 204V205H226ZM26 205V206H25ZM95 205V206H94ZM101 205V206H100ZM105 205V206H104ZM112 205V206H111ZM117 205V206H116ZM134 205V206H133ZM136 205V206H135ZM147 205V206H146ZM161 205V206H160ZM165 205V206H164ZM184 205V206H183ZM218 205H219V207H218ZM231 205V206H230ZM22 206V207H21ZM114 206V207H113ZM127 206H125L126 208H128ZM176 206V207H175ZM179 206V207H178ZM244 206V207H243ZM82 208V210H81V208ZM141 207V208H140ZM148 209H147V208ZM171 207H174L173 209L171 208ZM225 207H226V209H225ZM249 207V208H248ZM22 208V209H21ZM65 208V209H64ZM66 208H68L67 210H66ZM72 208H75V209H72ZM77 208V209H76ZM97 208H98V211H96L97 210ZM104 208V209H103ZM111 208V209H110ZM116 208V209H115ZM208 208V209H207ZM240 208V209H239ZM248 208V209H247ZM251 208V209H250ZM19 211H18V210ZM101 209V210H100ZM109 209V210H108ZM122 209V208H121ZM232 209V210H231ZM244 209H246L245 211H244ZM59 210V211H58ZM100 210V211H99ZM105 210V211H104ZM109 212H107V211ZM209 210V211H208ZM262 210H263V212H262ZM65 211H66V213H65ZM80 211H82L81 213H80ZM87 211V212H86ZM95 211V212H94ZM146 211V212H145ZM149 211V212H148ZM152 211V212H151ZM17 212V213H16ZM97 212V213H96ZM117 212V213H116ZM169 212V213H168ZM220 212H223V214L222 213H220ZM229 212V213H228ZM239 212H241V213H239ZM248 212V213H247ZM261 212V213H260ZM63 213V214H62ZM77 213V214H76ZM94 213H96V214H94ZM111 213V215L112 216H110L109 214ZM129 213V214H128ZM157 213V214H156ZM168 213V214H167ZM218 213V214H217ZM236 213V214H235ZM76 214V216H74V215ZM85 215L88 219H89V221H91V223L90 222H88V220L86 219V217L85 218H83V216L82 215ZM132 214V215H131ZM155 214V215H154ZM198 214V215H197ZM65 217H64V216ZM93 215V216H92ZM104 215V216H103ZM145 215V216H144ZM158 215H160V216H158ZM167 215V216H166ZM207 215V216H206ZM216 215V216H215ZM219 215V217H217ZM228 215V216H227ZM230 215H231V217L232 216H235V217H230ZM242 215L244 216V217H242ZM16 216V217H17ZM48 216H50V215H47V217ZM94 218H92V217ZM119 216V217H118ZM226 218H225V217ZM52 219H54L56 216L55 215H53V216H50ZM80 217V218H79ZM99 217V218H98ZM102 217V218H101ZM146 217V218H145ZM184 217V218H183ZM209 217V218H208ZM215 217V218H214ZM239 217H240V219H239ZM257 217V218H256ZM68 218V219H67ZM75 218V219H74ZM92 218V219H91ZM104 218V219H103ZM120 218H121V221H120ZM137 218V219H136ZM200 218V219H199ZM207 218V219H206ZM214 218V219H213ZM234 218H235V220H239L238 222L237 221H235L234 220ZM237 218V219H236ZM242 218V219H241ZM109 219V220H108ZM113 219V220H112ZM126 219V220H125ZM134 219V220H133ZM138 219H139V221H138ZM162 219V220H161ZM165 219V220H164ZM228 219H230L229 221H227ZM234 221H233V220ZM262 219V220H261ZM1 220V219H0ZM94 220V221H93ZM95 220L97 221V223H95ZM117 220V221H116ZM128 220V221H127ZM244 220H247V221H244ZM75 221V222H74ZM115 221V222H114ZM140 221H144L145 223L144 224H141L142 226H140V227H138L137 228V226L139 225V222ZM155 221V222H154ZM173 221V223H171ZM231 221V222H230ZM262 221V223L261 224H259L260 222ZM80 223V224H83V226H84V229H83V232L81 231V232H74V231H72L71 230V226L72 225H74L75 223ZM86 222V223H85ZM88 222V223H87ZM99 222H101L100 224H99ZM121 222H122V224H121ZM126 222V223H125ZM153 222V223H152ZM182 222V223H181ZM199 222V223H198ZM87 224V227H86V225L85 224ZM96 224V226H99V227H95V226H92V225H95ZM115 223V224H114ZM124 223L126 224V225H124ZM165 223V224H164ZM170 223V224H169ZM201 223H203V224H201ZM227 223V224H226ZM228 223H231V224H228ZM258 223V224H257ZM27 224H29V225H27ZM117 224V225H116ZM121 224V225H120ZM159 224H161V225H159ZM24 225V226H23ZM71 225V226H70ZM88 225H90L89 227H88ZM191 225V226H190ZM200 225V226H199ZM203 225V226H202ZM240 225V226H239ZM246 225V226H245ZM248 225V226H247ZM250 225V226H249ZM256 225V226H255ZM27 226L29 227V228H27ZM69 226V227H68ZM118 226H119V228H118ZM159 228H158V227ZM175 227L174 229H173V227ZM184 226V227H183ZM186 226V227H185ZM189 226V227H188ZM194 226V227H193ZM195 226H196V228H195ZM243 226V227H242ZM258 226V227H257ZM260 226V227H259ZM95 229H94V228ZM115 227V228H114ZM134 227V228H133ZM145 228V227H148L147 229H150L151 228V230H153L154 228H158V229H160V232H159V234H161L160 235V237L161 236H163V237H166L165 239L167 240V245H161V246H159L158 247V245H157V243L154 245L153 244V247H151L152 249H149V248H146V246H147V242L145 241L146 239L144 238V235H145V232L143 231V229L142 228ZM161 227H162V229H161ZM178 227H180V228H178ZM183 229H182V228ZM191 227V228H190ZM199 227V228H198ZM203 227H205L204 229H203ZM221 227H223L222 229H220ZM232 227V228H231ZM240 229V231H239V229ZM253 228V229H251V228ZM18 228H20L19 230H18V232L20 231L21 233H23V234H21L20 232L18 233L16 230L18 229ZM24 228L26 229L25 231H24ZM87 228V229H86ZM93 228V229H92ZM141 228V229H140ZM166 228H167V230H166ZM185 228V229H184ZM242 228V229H241ZM247 228V229H246ZM90 229V230H89ZM103 229V230H102ZM137 229V231H135ZM165 229V230H164ZM182 229V230H181ZM225 229H227V232H225L224 230ZM238 230V232H237V230ZM246 229V230H245ZM10 230H13V231H10ZM31 230H33V231H31ZM63 230H64V232H63ZM122 230V231H121ZM131 230V231H130ZM163 230V231H162ZM179 230V231H178ZM195 230V231H194ZM209 230V231H208ZM214 230H215V232H214ZM220 230L222 231L223 230V233L222 232H220ZM253 230V231H252ZM7 231H8V233H7ZM10 231V232H9ZM15 231L17 232V233H15ZM28 231V232H27ZM35 231V232H34ZM87 231H89V232H87ZM91 231V232H90ZM94 231V232H93ZM135 231V232H134ZM174 231V232H173ZM236 231V232H235ZM14 234H13V233ZM25 232H27V233H25ZM65 232H67V233H65ZM117 232H119L118 234H117ZM163 232H164V234H163ZM250 232H253V233H250ZM7 233V234H6ZM65 233V234H64ZM72 233V234H71ZM74 233V234H73ZM84 233V234H83ZM91 233V234H90ZM96 233V234H95ZM125 233H126V237H125ZM133 233V234H132ZM137 233V234H136ZM169 233V234H168ZM171 233V234H170ZM176 233V234H175ZM187 233V234H186ZM205 233H206V235H205ZM216 233V234H215ZM225 233V234H224ZM240 233H242V234H240ZM12 234V235H11ZM31 234V235H30ZM98 234V235H97ZM190 234V235H189ZM228 234H230V235H228ZM3 235V238L1 237ZM25 235H26V237H25ZM86 235H88L87 237H86V239H85V236ZM117 235H119L120 237H118ZM136 235V236H135ZM190 236V239H189V236ZM196 235V236H195ZM240 235H243V236H239ZM250 237H249V236ZM255 235V236H254ZM257 235V236H256ZM6 236H8V238H9V236L11 237V238H9V242L7 241V237ZM23 236V238L21 239V237ZM28 236H30V238L28 237ZM92 238H91V237ZM110 238H109V237ZM133 236V237H132ZM177 236V237H176ZM193 236V237H192ZM195 236V237H194ZM28 237V238H27ZM65 237V238H64ZM84 237V238H83ZM125 237V238H124ZM132 237V238H131ZM171 237V238H170ZM198 237V238H197ZM232 237H235V239L234 238H232ZM248 237V238H247ZM256 237V239L255 240H257V241H254L253 239ZM13 238V239H12ZM25 238V239H24ZM74 238V239H73ZM79 238V239H78ZM90 238V240L88 241V239ZM105 240H104V239ZM120 238V239H119ZM196 238V239H195ZM229 238H232L233 239V242H231V240L229 239ZM236 238H238V239H236ZM250 238H253V239H250ZM258 238V239H257ZM20 239V242H18V240ZM35 239V240H34ZM55 239H58L57 241H59L58 243L60 244H57V245H59V247H56L57 245H56V243H57V241L55 240ZM80 239H81V241H80ZM83 239V240H82ZM100 239H102L101 241H100ZM107 239V240H106ZM116 239H118L119 241L120 240H124V242H125V240H126V245L128 246H126V249H123V248H120V250H118V247H117V242L119 243V241H117ZM169 239V240H168ZM172 239V240H171ZM192 239V240H191ZM263 239V240H262ZM11 240V241H10ZM15 240V241H14ZM25 240V241H24ZM34 240V241H33ZM79 240V241H78ZM87 240V241H86ZM113 240V241H112ZM133 241L134 243H132L131 241ZM171 240V241H170ZM228 240H230V242L228 241ZM235 240V241H234ZM238 240V241H237ZM248 240H249V242H248ZM5 241V242H4ZM31 241V242H30ZM56 241V242H55ZM63 241H65V242H67V243H65V242H63ZM78 241V242H77ZM98 241V242H97ZM255 243H254V242ZM8 242V243H7ZM21 242H23V243H21ZM36 242H37V244H36ZM75 242H76V244H75ZM90 242V243H89ZM95 242V243H94ZM100 242V243H99ZM110 242V243H109ZM116 244H115V243ZM131 242V243H130ZM145 242V243H144ZM184 242V243H183ZM213 242V243H212ZM215 242V243H214ZM228 242V243H227ZM257 242V243H256ZM263 242V243H262ZM15 243V244H14ZM19 243V244H18ZM21 243V244H20ZM56 245H54V244ZM64 243H65V245L68 247H66V246H64ZM81 243V244H80ZM84 243V244H83ZM86 243V244H85ZM98 243V244H97ZM109 243V244H108ZM113 243L115 244V245H113ZM197 243V244H196ZM209 243V244H208ZM227 243V244H226ZM239 243V244H238ZM248 243V244H247ZM250 243V244H249ZM261 243L262 244V247H261V245H259V244ZM9 244H10V246H9ZM12 244V245H11ZM18 244V245H17ZM27 244V245H26ZM29 244H31V245H29ZM33 244V245H32ZM35 244V245H34ZM88 244V245H87ZM106 244V245H105ZM135 244V245H134ZM233 244V245H232ZM254 244V245H253ZM258 244V245H257ZM29 245V246H28ZM42 246V247H40V246ZM63 245V246H62ZM73 245H74V247H73ZM92 245H93V247H92ZM108 245V246H107ZM134 245V246H133ZM208 245V246H207ZM232 245V246H231ZM256 245V246H255ZM2 246V247H1ZM14 246V247H13ZM17 246V247H16ZM62 246V247H61ZM70 246V247H69ZM72 246V247H71ZM99 246V247H98ZM114 246V247H113ZM130 246V247H129ZM156 246V247H155ZM258 246H259V248H262V249H259L258 248ZM37 247V248H36ZM52 247H54V248H52ZM89 247H92V248H89ZM102 247V248H101ZM111 247V248H110ZM139 247H140V249H139ZM165 247H173V250H172V252H171V254L170 255H166V250H167V248H165ZM210 247V248H209ZM222 247H224V248H222ZM238 247H240L241 248V253H240V248H238ZM3 248V249H2ZM7 248H9L8 250H7ZM22 248V249H21ZM57 248V249H56ZM70 248V249H69ZM72 248V249H71ZM89 248V249H88ZM95 248V249H94ZM101 250H100V249ZM162 248V249H161ZM1 249L5 252V254L7 253L8 254V251H9V253L11 254H9V255H7L8 257H6V255L4 256V254L2 255V251H1ZM6 249V250H5ZM44 249H45V251H44ZM52 249H54V250H52ZM109 249V250H108ZM128 249V250H127ZM253 249H254V252H253ZM82 250V251H81ZM89 250V251H88ZM98 250V251H97ZM130 250V251H129ZM135 250V251H134ZM190 250V251H189ZM232 250H234L235 252H236V254L235 255H232ZM263 250V251H262ZM13 253H12V252ZM23 252V253H21V252ZM40 251V252H39ZM47 251H49V252H47ZM50 251H52V252H50ZM54 251V252H53ZM62 251H64V253L62 252ZM70 251V252H69ZM75 251V252H74ZM76 251H78V252H76ZM100 251H102V252H100ZM118 251V253H117V255H112L113 253H116ZM147 251V252H146ZM196 252V253H194V252ZM30 252V253H29ZM56 252V253H55ZM58 252V253H57ZM61 252V253H60ZM72 252V253H71ZM82 252L84 253V254H82ZM87 252V253H86ZM124 252H125V254H128V256H126V255H123L124 254ZM144 252V253H143ZM155 252H159V253H155ZM192 254H191V253ZM15 253H16V255H15ZM18 253V254H17ZM21 253V254H20ZM70 253V254H69ZM77 253V254H76ZM80 255H79V254ZM97 253V254H96ZM105 255H104V254ZM255 253V254H254ZM24 254V255H23ZM28 254V255H27ZM39 254V255H38ZM85 254H86V256H85ZM90 256H89V255ZM95 254V255H94ZM155 254H158V257H156V258H154L155 256ZM164 254V255H163ZM195 254V256H193ZM196 254H198V255H196ZM204 254V255H203ZM256 254H258V255H256ZM259 254H260V256H259ZM14 255V256H13ZM21 256V258L19 257V256ZM84 255V256H83ZM91 255H94V256H92V258H90L91 257ZM104 257H103V256ZM112 255V256H111ZM135 255H137V257L135 256ZM4 257V258H2V257ZM60 256H62V257H60ZM78 256H80V257H78ZM84 258H83V257ZM88 256V257H87ZM107 256V257H106ZM163 256H164V258H163ZM193 256V257H192ZM239 256V257H238ZM261 256H262V259H261ZM13 257V258H12ZM24 257H25V261H24ZM42 257V258H41ZM73 257V258H72ZM106 257V258H105ZM125 258V260H124V258ZM132 259H131V258ZM184 257H186V258H184ZM189 257V258H188ZM195 258L194 260L192 259H190V258ZM196 257H197V259H196ZM207 257V258H206ZM252 257V258H251ZM257 257V258H256ZM2 258V259H1ZM12 258V259H11ZM20 260H19V259ZM23 258V261L21 260ZM36 258V259H35ZM41 258V259H40ZM50 258V259H49ZM57 258V259H56ZM75 258V259H74ZM79 258V259H78ZM108 258V259H107ZM120 258H121V260H120ZM126 258H128V259H126ZM142 258V259H141ZM188 258V259H187ZM200 258V259H199ZM217 258V259H216ZM237 258H239V260L237 259ZM4 259V260H3ZM16 259V260H15ZM81 259V260H80ZM99 259V261H97ZM103 259L104 260H106L107 262L105 263V261H103ZM114 259V260H113ZM129 259H131L130 261H128ZM153 259V260H152ZM163 259V260H162ZM190 259V260H189ZM210 259V260H209ZM248 259V260H247ZM250 259L252 260V261H250ZM260 259H261V262H260ZM8 260V261H7ZM9 260H10V262H9ZM13 260V261H12ZM19 260V261H18ZM39 260V261H38ZM78 260V261H77ZM93 260V261H92ZM167 260H168V263H167ZM184 260H186V262L184 261ZM197 260V261H196ZM203 260H204V262H203ZM233 260L235 261V262H237V263H235V262H233ZM244 260V261H243ZM4 261V262H3ZM28 261H29V263H28ZM34 261V262H33ZM40 261H41V263H40ZM59 261V262H58ZM118 261V262H117ZM128 261V262H127ZM132 261H135V263L134 262H132ZM140 261V262H139ZM142 261V262H141ZM208 261H209V263H208ZM226 261V262H225ZM258 261V262H257ZM36 262H38V263H36ZM49 262V263H48ZM52 262V263H51ZM57 262V263H56ZM61 262H65V263H61ZM70 262V263H69ZM125 262V263H124ZM127 262V263H126ZM132 262V263H131ZM149 262V263H148ZM182 262H184V263H182ZM196 262V263H195ZM199 262V263H198ZM230 262H233V263H230ZM253 262V263H252ZM255 262V263H254Z\"/></svg>","mask_w":264,"mask_h":264},{"label":"bare ground","instance_id":"2","mask_svg":"<svg viewBox=\"0 0 264 264\" xmlns=\"http://www.w3.org/2000/svg\"><path fill=\"white\" fill-rule=\"evenodd\" d=\"M0 1H1V0H0ZM5 1H6V0H5ZM5 1H3L2 3L4 4ZM11 1H13V2L15 1V3H16V2L18 3V2H20V1H22V0H20V1H19V0H11ZM35 1H36V3L38 4V1H37V0H35ZM43 1H44V0H43ZM73 1H74V0H73ZM89 1H90V2H93V1H94V2H95V0H89ZM145 1H146V0H143V2H145ZM150 1H151V0H150ZM169 1H170V0H169ZM177 1H178V0H177ZM179 1H181V0H179ZM191 1H195V2H196L197 0H191ZM191 1L189 0V2H191ZM199 1L201 2V0H199ZM238 1H240V4H241V0H238ZM242 1H244V0H242ZM247 1H249V0H246L245 2H247ZM8 2H10V1L8 0ZM23 2L26 3L25 5L23 4V7H24V8L26 7V5H27V6L29 5L28 7L31 9V12H32V9L34 10V8L31 6V4H29L30 2L32 3L33 0H23ZM40 2H41V1H40ZM40 2H39V3H40ZM44 2H46V1H44ZM87 2H88V1H87ZM87 2H86V3H87ZM108 2H111L113 5H115L114 7H119V5L117 4V2H116L115 0H104V4H105V3H108ZM130 2H131V1H130ZM147 2H148V0H147ZM167 2H168V1H167ZM214 2H215V5H216V4H222V3L226 4L225 6H227V8H226V9L223 8V9H225L226 12H228V11H232V10H229V7H228L229 4H233V3H235V4L237 5V0H214ZM27 3H28V4H27ZM34 3H35V2H33V4H34ZM42 3H43V2H42ZM86 3H85V5H86ZM124 3H125V2H124ZM162 3H163V0H153V1L150 2V7H151V5H152V7H153V6H156V7H157V6H159L160 4H162ZM191 3H193V2H191ZM201 3H202V2H201ZM256 3H257V2H256ZM0 4H1V3H0ZM8 4H9V3H8ZM37 4H35V5H36V6H35L36 9H38V8H37ZM77 4H78V6H79L80 3H77ZM82 4H83V2H82ZM82 4H81V5H82ZM92 4H93V3H92ZM94 4H95V3H94ZM101 4H103V1H102ZM101 4H100V5H101ZM128 4H129V3H128ZM131 4H132V3H131ZM139 4H140V3H139ZM139 4H138V5H139ZM141 4H142V3H141ZM167 4H168V3H167ZM167 4H166V6H167ZM182 4H183V3H182ZM182 4H181V5H182ZM196 4H197V2H196ZM198 4H199V3H198ZM240 4H239V5H240ZM247 4H248V3H247ZM253 4H254V3H253ZM257 4H258V3H257ZM96 5H97V4H96ZM146 5H149V4L146 3ZM168 5H169V4H168ZM181 5H180V6H181ZM187 5H188V4H187ZM191 5H192V4H191ZM200 5H201V4H200ZM248 5H249V4H248ZM261 5H263V4H260V6H261ZM0 6H1V5H0ZM105 6H106V4H105ZM120 6H121V5H120ZM128 6H129V5H128ZM143 6H144V4H143ZM173 6H174V5H173ZM182 6H183V5H182ZM194 6H195V4H194ZM197 6H198V5H197ZM257 6H259V4H258ZM2 7H5V6H2ZM21 7H22V6H21ZM28 7H27V8H28ZM41 7L43 8V6H41ZM41 7H40V8H41ZM44 7H46V10H47V13H48V21H49L51 24H53L55 21L57 22V20H58L59 18H62L63 16H65V14H64V13H65V10H67V14H69L68 12H70V9L72 8V6L70 5V3L67 2V1H65V0H47V3H46V5L44 4ZM87 7H88V5H87ZM97 7H98V6H97ZM132 7H133V5H132ZM132 7H131V8H132ZM136 7H137V6H136ZM169 7H172V6L169 5ZM183 7L185 8V6H183ZM183 7H182V8H183ZM217 7H218V6H217ZM222 7H223V5H222ZM232 7H233V6H232ZM242 7H243V6H242ZM247 7H248V6H247ZM5 8H6V7H5ZM5 8H4V9H5ZM12 8H13V6H12ZM40 8H39V11H40ZM76 8H77V7H76ZM91 8H92V7H91ZM106 8H107V7H106ZM186 8H187V7H186ZM186 8H185V9H186ZM194 8H195V7H194ZM202 8H204V7H202ZM209 8H210V7H209ZM209 8H208V9H209ZM254 8H255V10H256V7H254ZM258 8H259V7H258ZM7 9H8V8H7ZM36 9H35V10H36ZM44 9H45V8H44ZM82 9H83V7H82ZM102 9H103V7H102ZM124 9H125V8H124ZM124 9H123V10H124ZM129 9H130V8H129ZM129 9H128V10H129ZM135 9H136V8H135ZM139 9H140V8H139ZM141 9H142V8H141ZM141 9H140V10H141ZM147 9H150V8L147 7ZM151 9H152V8H151ZM154 9H155V8H154ZM154 9H153V10H154ZM166 9H167V8H166ZM168 9H170V8H168ZM171 9H172V8H171ZM176 9H177V8H176ZM176 9H175V11H177ZM185 9H182V10L184 11ZM188 9H189V8H188ZM218 9H219V8H218ZM239 9L243 10V12H244V9H246V8H244V9H243V8H239ZM262 9H263V6H262ZM262 9H260V10H262ZM21 10H22V9H21ZM26 10L29 11V9H26ZM42 10H43V9H42ZM42 10H41V11H42ZM75 10H76V9H75ZM78 10H79V9H78ZM93 10H94V9H93ZM93 10H92V11H93ZM95 10H96V9H95ZM123 10H122V11H123ZM133 10H134V8H133ZM159 10H160V9H159ZM182 10H181V11H182ZM199 10H200V9H199ZM219 10H220V9H219ZM8 11H9V10H7V12H8ZM14 11H17V10L14 9ZM18 11H19V10H18ZM22 11H23V10H22ZM27 11H26V12H27ZM80 11H82V10H80ZM136 11H137V10H136ZM156 11H157V10H156ZM156 11H155V12H156ZM248 11H249V10H248ZM252 11H253V10H252ZM252 11L249 12V13L251 14ZM258 11H259V10H256V12H258ZM4 12H5V10H4ZM4 12H3V13H4ZM31 12H30V13H31ZM102 12H103V11H102ZM106 12H107V11H106ZM108 12H109V11H108ZM141 12H143V10H142ZM161 12H162V10H161ZM164 12H166V11H164ZM168 12H169V10H168ZM193 12H194V11H193ZM207 12H208V11H207ZM223 12H224V11H223ZM223 12H222V13H223ZM256 12H255V13H256ZM262 12H263V14H264V11H262ZM9 13H10V12H9ZM79 13H80V12H79ZM117 13H119V12H117ZM120 13H121V12H120ZM120 13H119V15H115V16H116L115 19H116L118 22H120V21L122 22V21L124 20V15H122V14H120ZM146 13H148V12H146ZM152 13H153V12H152ZM182 13H183V12H182ZM184 13H186V12H184ZM189 13H192V12H189ZM215 13H216V12H215ZM215 13H214V14H215ZM217 13H218V12H217ZM239 13H240V12H239ZM18 14H20V12H19ZM27 14H29V13H27ZM27 14L25 13L26 16H25V17L22 16V17H23V18H26V17L28 18V15H27ZM32 14H33V12H32ZM32 14H31V15H32ZM35 14H36V13H35ZM35 14H33V15H35ZM39 14H40V13H39ZM143 14H145V12H143ZM148 14H149V13H148ZM155 14H156V13H155ZM158 14H159V12H157L156 17H155V16H154V17L157 18ZM179 14H181V13H179ZM193 14H194V13H193ZM234 14H235V12H234ZM242 14H243V13H242ZM259 14L262 15V13H259ZM0 15H2V14H0ZM22 15H24V12L22 13ZM33 15H32V16H33ZM37 15H38V14H37ZM37 15H36V16H37ZM40 15H42V14H40ZM104 15H105V14H104ZM107 15H108V14H107ZM132 15H133V14H132ZM138 15H139V14H138ZM138 15H137V17H138ZM152 15H153V14H152ZM160 15H161V14H160ZM162 15H163V14H162ZM177 15H178V13H177ZM182 15H184V14H182ZM196 15H197V14H196ZM212 15H213V14H212ZM212 15L209 14L210 17H211ZM218 15L221 17L220 14H218ZM218 15L216 14V17H218ZM243 15H244V14H243ZM251 15H253V17L255 18V15H256V14L254 15V13H253V14H251ZM261 15H260V16H261ZM18 16H19V15H18ZM20 16H21V15H20ZM32 16H31V19L34 17V16H33V17H32ZM38 16H39V15H38ZM38 16H37L36 19H39V18H40V17L38 18ZM43 16H44V14H43ZM70 16H71V15H70ZM84 16H85V15H84ZM84 16H83V17H84ZM100 16H101V15H100ZM102 16H103V15H102ZM133 16H134V15H133ZM174 16H176V15H174ZM200 16H202V15H200ZM200 16H198V17H200ZM203 16H204V15H203ZM203 16H202V17H203ZM205 16H206V15H205ZM207 16H208V15H207ZM207 16L205 17V19L207 18ZM222 16H223V14H222ZM232 16L234 17V15H232ZM241 16H242V15H241ZM247 16H248V15H247ZM256 16H257V15H256ZM262 16H263V15H262ZM3 17H4V16H3ZM3 17H2V18H3ZM10 17H11V15H10ZM14 17H15V16H14ZM16 17H17V16H16ZM16 17H15V18H16ZM44 17H46V16H44ZM97 17H98V16H97ZM106 17H107V16H106ZM112 17H113V16H112ZM141 17H143V15H142V16L139 15V18H141ZM147 17H148V16H147ZM147 17H146V18H147ZM171 17H173V16H171ZM195 17H196V16H195ZM195 17H194V18H195ZM220 17H219V21H220ZM249 17H250V16H249ZM263 17H264V16H263ZM4 18H5V17H4ZM34 18H35V17H34ZM100 18H101V17H100ZM188 18L191 19V17H188ZM192 18H193V17H192ZM211 18H214V17H211ZM240 18H241V17H240ZM6 19H7V18H6ZM16 19H20V18L17 17ZM36 19H35V20H36ZM41 19H43V18L41 17L40 20H41ZM44 19H45V18H44ZM93 19H94V18H93ZM95 19H97V18H95ZM102 19H103V18H102ZM129 19H130V18H129ZM151 19H153L152 16H151ZM157 19H158V18H157ZM157 19H156V20H157ZM163 19H164V17H163ZM163 19H162V20H163ZM169 19H170V18H169ZM173 19H174V18H173ZM182 19H183V21L185 20L184 18H182ZM190 19H188V21H189ZM196 19H197V18H196ZM200 19H202V18H200ZM209 19H210V18H209ZM214 19H215V18H214ZM217 19H218V18H217ZM223 19H226V18H223ZM223 19H222V17H221V20H223ZM245 19L247 20L246 16H245V18H244L243 20H245ZM262 19H263V18H262ZM9 20H11V19H9ZM22 20H23L24 23H25V20H24V19H22ZM27 20H30V19H27ZM27 20H26V23H27ZM32 20H33V19H32ZM40 20H39V22H40ZM59 20H60V19H59ZM76 20H77V19H76ZM78 20H79V19H78ZM78 20H77V21H78ZM97 20H99V18H98ZM112 20H113V19H112ZM139 20H140V19H139ZM139 20H137V21H139ZM143 20H144L143 22L146 23V21H145L146 19L144 18ZM156 20H154V21L156 22ZM197 20H198V19H197ZM4 21L7 22V20H4ZM15 21H16V20H15ZM15 21H14V22H15ZM36 21H37V20H36ZM36 21H35V23H38V22H36ZM46 21H47V20H45V22H46ZM83 21H84V20H83ZM90 21H91V20H90ZM94 21H96V20H94ZM103 21H104V20H103ZM109 21H110V20H109ZM109 21H108V22H109ZM133 21H134V20H133ZM148 21H149V19H148ZM158 21H159V20H158ZM158 21H157V22H158ZM166 21H168V20H166ZM185 21H186V20H185ZM193 21H194V20H193ZM226 21H227V20H226ZM250 21H251V20H250ZM254 21H255V20H254ZM262 21H263V20H262ZM262 21H261V22H262ZM5 22H4V23H5ZM19 22H20V21H18V23H19ZM29 22H30V21H29ZM29 22H28V23H29ZM31 22H32V21H31ZM42 22H43V21H42ZM73 22H74V21H73ZM81 22H82V21H81ZM81 22H80V23H81ZM92 22H93V21H92ZM149 22H151V21H149ZM149 22H147V24H149ZM163 22H165V21L163 20ZM194 22H195V21H194ZM199 22H200V21H199ZM199 22H195V24H199ZM213 22H214V21H213ZM220 22H221V21H220ZM220 22H219V23H220ZM114 23H115V20H114ZM122 23H123V22H122ZM122 23H121L120 25H122ZM158 23H159V22H158ZM161 23H162V22H161ZM165 23H166V22H165ZM165 23H162V24L165 25ZM174 23H175V22H174ZM179 23H180V21H179ZM183 23H184V22H183ZM183 23H182V24H183ZM190 23H192L191 20H190ZM201 23H202V22H201ZM204 23H205V22H204ZM211 23H212V22H211ZM225 23H226V22H225ZM235 23H237L236 20H235ZM235 23H234V24H235ZM258 23H259V22H258ZM15 24H17V23L15 22ZM15 24L13 23V25H15ZM20 24H21V23H19V25H18L19 27H20ZM40 24H41V22H40ZM43 24H44V23H43ZM56 24H57V23H56ZM59 24H60V23H59ZM67 24H68V23H67ZM74 24H76V23H74ZM74 24H72V25H74ZM78 24H79V22H78ZM91 24H92V23H91ZM95 24H96V23H95ZM106 24H107V23H106ZM111 24H112V23H110V26L113 25V24H112V25H111ZM128 24H131V20H130V22H129ZM195 24L193 23V25H195ZM238 24H239V23H238ZM244 24H245V23H244ZM3 25H4V24H3ZM22 25H23V23H22ZM25 25H26V24H25ZM25 25H24V27H26ZM29 25H30V23H29ZM31 25H34V24H31ZM44 25H46V24H44ZM72 25H71V26H72ZM115 25H116V23H115ZM136 25H137V22H136ZM145 25H146V24H145ZM157 25H160V26H161V24H157ZM168 25H169V24H168V22H167V26H168ZM174 25H175V27L173 26V23H172V26H173V27L171 26L172 29H173V28H176V26H177L176 23H175ZM178 25H179V24H178ZM189 25H190V24H189ZM189 25H186V26L189 27ZM200 25H201V24H200ZM205 25H206V24H205ZM236 25H237V24H236ZM1 26H2V25H1ZM1 26H0V27H1ZM10 26H11V24H10ZM27 26H28V25H27ZM35 26H36V25H35ZM90 26H91V25H90ZM90 26H89V27H90ZM105 26H106V25H105ZM108 26H109V25H108ZM113 26H114V25H113ZM113 26H112V27H113ZM152 26H154V28L152 27V29H156V28H155L156 24H155V25H152ZM165 26H166V25H165ZM165 26H164V27H165ZM197 26H198V25H197ZM197 26L195 25V27H197ZM203 26H204V25H203ZM218 26H219V25H218ZM233 26H234V25H233ZM233 26H232V27H233ZM247 26H248V25H247ZM251 26H252V25H251ZM263 26H264V22H263ZM21 27H23V26H21ZM31 27H32V26H31ZM73 27H74V26H73ZM76 27H77V26H76ZM83 27H85V26H83ZM89 27H87V28H89ZM93 27H94V26H93ZM100 27H102V26H100ZM121 27H123V26H121ZM134 27H135V26H134ZM142 27L144 28V26H142ZM147 27H148V25H147ZM168 27H170V26H168ZM180 27H182V28H180V29H183V25L180 26ZM184 27H185V26H184ZM201 27H202V26H201ZM201 27H200V28H201ZM232 27H231V29H232ZM4 28H5V27H4ZM15 28H17V26H16ZM35 28H36V27H35ZM50 28H55V27L52 25V26H50ZM108 28H109V27H108ZM116 28H117V27H116ZM132 28H133V27H132ZM149 28H150V30H152L151 27H149ZM158 28H159V27H158ZM198 28H199V27H198ZM209 28H210V27H209ZM249 28H250V27H249ZM259 28H260V26H259ZM6 29H8V27H6ZM13 29H14V28H13ZM13 29H12V30L10 29V30L13 31ZM23 29H24V28H23ZM27 29H29V28H27ZM37 29H39V28H37ZM40 29H41V28H40ZM57 29H58V28H57ZM83 29H84V28H83ZM83 29H81V31H82ZM122 29H124V31H129L130 28H129V26H128L126 29H125V28H122ZM138 29H140V28H138ZM146 29H147V28H146ZM172 29L169 28V30H167V31H170V30H172ZM185 29H186V28H185ZM185 29H184V30H185ZM224 29H225V28H224ZM228 29H229V28H228ZM239 29H240V28H239ZM246 29H248V28H246ZM250 29H252V28H250ZM8 30H9V29H8ZM14 30H15V29H14ZM32 30H33V29H32ZM87 30H88V29H87ZM98 30H99V29H98ZM142 30H143V29H142ZM156 30H158V29H156ZM163 30H165V29H163ZM178 30H179V29H178ZM193 30H194V29H193ZM217 30H219V29H217ZM15 31H16V30H15ZM17 31H19V30H17ZM46 31H47V30H46ZM55 31H57V30H55ZM60 31H63V34H65V32H66L67 35H68V34H69V35L71 34V36H68V37H71L70 40L68 39V37H66V34L63 35V36L59 34V35L62 36V37H60V39L57 40V41H56V38H55V39H54V38H53V39L51 38L52 40H54V42H52V40L50 41L49 38H48V39L45 38V36L47 37L48 34H47V35H45V34L43 35V33H42L43 36H42V35H38V36H37V37H39V36L41 37V36H42V37L44 38L43 40H45V44H43L44 41H42V44H39L40 46L42 45V49H39V51H40V50H43L44 48H45V49H48V51H50V50H49L50 47H53V49L56 50L55 53L48 55V58H49V60L51 61V63H52V60L54 61V65H58V64L61 63V61H64V60H65V56H66V57L68 56L67 53H69V52H71V51H72L71 53H73V47H72V46H76L75 43L73 42V40H74V37H73V36L75 35V37H76L77 35H79V32H81L80 30H77V29H74V28H73V29H69V30H67V31H66V30H63V29L58 30V32H60ZM99 31H100V30H99ZM104 31L106 32V30H104ZM115 31H116V29H115ZM118 31H119V30H117V32H118ZM124 31H123V32H124ZM145 31H146V30H145ZM165 31H166V30H165ZM190 31H191V30H190ZM200 31H201V29H200ZM203 31L206 32V30H203ZM208 31H209V30H208ZM211 31H213V28H212ZM219 31H220V30H219ZM3 32H4V31H3ZM19 32H20V31H19ZM33 32H34V31H33ZM33 32L31 33V31H30V33H31L30 35H32ZM52 32H53V31H52ZM67 32H68V33H67ZM113 32H114V31H113ZM140 32H141V31H139V33H140ZM150 32H151V34H152V32L154 33V31H150ZM162 32H163V31H162ZM162 32H161V33H162ZM185 32H186V30H185ZM185 32H184V33H185ZM214 32H215V31H214ZM224 32H225V31H224ZM9 33H11V32H8V34H9ZM27 33H28V32H27ZM27 33L25 34V36L29 34V33H28V34H27ZM34 33H35V32H34ZM44 33H45V32H44ZM48 33H51V32L48 31ZM54 33H55V32H54ZM90 33H91V32H90ZM101 33L103 34L104 32L102 31ZM114 33H115V32H114ZM143 33L145 34V32H143ZM146 33L148 34L149 32L146 31ZM163 33H167V32H163ZM173 33H174V30H173ZM179 33H180V32H179ZM179 33H178V34H179ZM194 33H195V32H194ZM196 33H197V32H196ZM239 33H240V32H239ZM5 34L7 35V32H6ZM12 34H14V33H11V37H12ZM17 34H18V33H16L15 35L17 36ZM21 34H23V31L21 32ZM21 34H20V35H21ZM36 34H37V32L35 33V35H36ZM38 34H40V33L38 32ZM81 34H82V33H81ZM83 34H84V33H83ZM83 34H82V35H83ZM88 34H89V33H88ZM96 34H97V32H96ZM102 34H101V35H102ZM104 34H105V33H104ZM144 34H143V35H144ZM159 34H160V33H159ZM174 34H176V35H174ZM174 34H171V35H173V36L176 37V36H177V33H174ZM181 34H182V33H181ZM211 34H212V33H211ZM217 34H218V33H217ZM243 34H244V33H243ZM254 34H255V33H254ZM0 35H1V34H0ZM9 35H10V34H9ZM9 35H8V36H9ZM97 35H98V34H97ZM101 35H100V36H101ZM135 35H136V34H135ZM141 35H142V34H141ZM148 35H149V34H148ZM153 35H155V34H153ZM156 35H157V33H156ZM164 35H165V34H164ZM164 35H162V37H164ZM184 35H185V34H184ZM201 35H202V34H201ZM214 35L216 36L215 33H214ZM222 35H223V34H222ZM222 35H221V36H222ZM224 35H225V34H224ZM224 35H223V38H224ZM234 35H235V33H234ZM236 35H239V34L237 33V31H236ZM245 35H246V34H245ZM258 35H259V34H258ZM32 36H33V35H32ZM50 36H51V35H50ZM50 36H49V37H50ZM80 36H81V35H80ZM128 36H129V35H128ZM130 36H131V35H130ZM149 36H150V35H149ZM157 36H158V37H157ZM157 36H153V37H157V38H156V41H157V40L161 41L160 39H158V38H160V36H159V35H157ZM169 36H170V34H169ZM178 36H179V35H178ZM178 36H177V37H178ZM188 36H189V35H188ZM195 36H197V34H196ZM205 36L208 37L207 34H206ZM232 36H233V35H232ZM2 37H3V36H2ZM2 37L0 36V39H1ZM9 37H10V36H9ZM11 37H10V38H11ZM23 37H24V36H23ZM51 37H52V36H51ZM53 37H54V35H53ZM57 37H59V36H57ZM81 37H82V36H81ZM113 37H114V36H113ZM118 37H119V36H118ZM118 37H117V39H114L116 42L113 41V42L116 43V44H118V42H120L119 39H121V38H120L121 36H120L119 38H118ZM123 37H124V36H123ZM137 37H138V36H137ZM167 37H168V36L165 35V38H167ZM177 37H176V38H177ZM203 37H204V36H203ZM209 37H210V36H209ZM211 37H212V36H211ZM211 37H210V38H211ZM213 37H214V36H213ZM236 37H237V36H236ZM236 37H235V38H236ZM246 37H247V36H246ZM246 37H244L243 39H245ZM261 37H262V36H261ZM7 38H8V37H7ZM12 38H13V37H12ZM21 38H22V37H21ZM26 38H28V36H27ZM29 38H31L30 40L32 41V37H29ZM78 38H79V37L77 36V40H75V41H78ZM94 38H96V37H94ZM114 38H115V37H114ZM127 38H128V37H127ZM132 38H134V37H132ZM139 38H140V36H139ZM146 38H147V37H146ZM146 38H145V40H146ZM169 38H171V36L168 37V40H169ZM220 38H221V37H220ZM232 38H233V37H232ZM235 38H234V39H235ZM13 39H15V38H13ZM17 39H18V37H17ZM24 39H25V38H24ZM34 39L37 40V38H34ZM38 39H39V38H38ZM75 39H76V38H75ZM97 39H98V38H97ZM122 39H123V38H122ZM122 39H121V40H122ZM143 39H144V38H143ZM147 39H148V38H147ZM150 39L153 40V39H152V36H151ZM180 39H181V38H180ZM189 39H190V38H189ZM204 39H205V38H204ZM211 39H212V38H211ZM236 39H237V38H236ZM236 39H235V43H237V42L240 43V41H238V40H240L241 38L238 39L237 42H236ZM263 39H264V38H263ZM21 40H22V41H21ZM21 40L19 39V40H17V42H19V41L23 42V39H21ZM27 40H28V39H27ZM82 40H83V38H82ZM82 40H81V41H82ZM117 40H119V41L117 42ZM125 40H126V39H125ZM130 40H131V39H130ZM130 40L128 39L129 42H130ZM140 40H141V39H140ZM140 40H138V41H140ZM145 40H144V41H145ZM162 40H163V39H162ZM174 40H175V39H174ZM182 40H183V39H182ZM187 40H188V39H187ZM207 40H208V39H207ZM217 40H218V39H217ZM217 40H216V43H219V41H217ZM227 40H228V39H227ZM229 40H231V38H230ZM248 40L250 41V39H248ZM2 41H3V40H2ZM24 41H25V40H24ZM38 41H41V38H40V40H38ZM83 41H84V40H83ZM109 41H112V40H109ZM122 41H123V40H122ZM138 41H137V43H138ZM205 41H206V39L204 40V42H205ZM211 41H212V40H211ZM263 41H264V40H263ZM263 41H262V42H263ZM14 42H16V41H14ZM32 42H33V41H32ZM51 42H52V43H51ZM93 42H94V41H93ZM98 42H99V41H98ZM98 42H97V43H98ZM101 42H102V41H101ZM113 42H112V43H113ZM142 42H143V41H142ZM161 42H163V41H161ZM166 42H168V41H166ZM177 42H178V46H179L180 43H179V41H177ZM184 42H186V41H184ZM188 42H189V41H188ZM188 42H187V44H182V43H181V44H182V45H187V46H188ZM201 42H202V41H201ZM209 42H210V41H209ZM209 42H208V43H209ZM241 42H242V41H241ZM253 42H254V41H253ZM2 43H3V42H2ZM2 43H1V44H2ZM6 43H8V42H6ZM27 43H28V41H27ZM30 43H31V42H30ZM36 43H39V42H36ZM67 43L69 44L68 47H66V45H68ZM78 43H79V42H78ZM80 43H81V42H80ZM82 43H83V42H82ZM97 43H96V44H97ZM103 43H105V42H102L101 45H102ZM122 43H123V42H121V44H122ZM130 43H131V42H130ZM145 43H146V42H145ZM151 43H153V42H151ZM206 43H207V42H206ZM214 43H215V41H214ZM239 43H237V44H239ZM4 44H5V43H4ZM11 44H12V43H11ZM24 44H25V43H24ZM32 44H34V42H33ZM72 44H73V45H72ZM96 44L94 43L92 46L95 47ZM142 44H143V43H142ZM147 44L149 45L148 42H147ZM156 44L159 46V44H158L157 42H156ZM167 44H172V42H171V43H167ZM181 44H180V46H182ZM209 44H210V43H209ZM233 44H234V43H233ZM237 44H236V45H237ZM250 44H251V42H250ZM252 44H254V43H252ZM257 44H260V43H257ZM257 44H256V46H254V47H257ZM7 45H8V44H7ZM17 45H18V44H17ZM20 45H21V43H20ZM22 45H23V44H22ZM25 45H26V44H25ZM27 45L29 46V45H31V44L28 43ZM35 45H36V44H35ZM35 45H32V46L35 47ZM39 45H36V46L38 47ZM71 45H72V46H71ZM85 45H86V44H85ZM88 45H90V44H87V46H88ZM107 45L109 46V43H108ZM113 45H114V44H113ZM119 45H120V44H119ZM119 45H117V46H119ZM131 45H132V44H131ZM140 45H141V44H140ZM140 45H138V46L140 47ZM143 45H144V44H143ZM153 45H154V44H153ZM157 45H156V46H157ZM160 45H161V44H160ZM165 45H166V44H165ZM174 45H175V44H174ZM193 45H195V44H192V45H190V46H193ZM211 45H212V43H211ZM218 45H219V44H218ZM220 45H221V44H220ZM220 45H219V46H220ZM241 45H242V43H241ZM260 45L263 46L262 43H261ZM4 46H6V45H4ZM4 46H1L0 49H2ZM28 46H27V47H28ZM40 46H39V48H40ZM114 46H115V45H114ZM114 46H111V47L113 48ZM123 46H124V45H123ZM125 46H126V45H125ZM128 46H129V45H128ZM138 46H137V47H138ZM151 46H152V44H151ZM162 46H163V45H162ZM175 46H176V45H175ZM187 46H186V47H187ZM195 46H196V45H195ZM203 46H204V44H203ZM219 46H218V47H219ZM242 46H243V45H242ZM11 47H12V46H11ZM15 47H16V46H14V48H15ZM81 47H82V45H81ZM100 47H101V46H100ZM103 47H104V46H103ZM129 47L131 48V46H129ZM167 47H168V46H167ZM182 47L186 48L185 46H182ZM193 47H194V46H193ZM196 47H197V46H196ZM204 47H205V46H204ZM204 47H202V49H205ZM210 47H213V46H210ZM220 47H221V46H220ZM225 47H226V46H225ZM237 47H238V46H237ZM259 47H260V46H259ZM74 48H75V47H74ZM78 48H79V47H78ZM95 48L97 49V47H95ZM95 48H92V47H91L90 50H91V49H95ZM125 48H126V47H125ZM134 48H135V47H134ZM140 48H142V46H141ZM147 48H148V47H147ZM147 48H146V49H147ZM149 48H150V46H149ZM149 48H148V50H149ZM151 48H153V46H152ZM151 48H150V49H151ZM160 48H161V46H160ZM187 48H188V47H187ZM198 48H200V47H198ZM216 48H217V47H216ZM261 48H263V47H261ZM3 49H5V48H3ZM16 49H17V48H16ZM22 49H23L22 46H19V48L17 49V52H18V53H19L20 51L24 52ZM53 49H52L51 51H53ZM68 49H69V50H68ZM75 49H76V48H75ZM81 49H84V47L81 48ZM81 49H80V50H81ZM86 49H88V48H86ZM86 49H85V50H86ZM98 49H99V48H98ZM98 49H97V50H98ZM106 49H107V48H106ZM108 49H109V48H108ZM131 49H132V48H131ZM142 49H143V48H142ZM142 49H139L138 52H139L140 50H142ZM157 49H158V48H157ZM182 49H183V48H182ZM182 49H181V50H182ZM206 49H208V50L210 51V49H209L208 47H207ZM206 49L204 50V52H206ZM217 49H220V48H217ZM217 49L214 50V48H213V50H214L216 53H217ZM226 49H227V48H226ZM233 49H234V48H233ZM239 49H241V46H240ZM7 50H8V49H7ZM12 50H13V49H12ZM29 50H30V49H29ZM37 50H38V49H37ZM80 50H78V51H80ZM90 50H89V52H90ZM102 50H103V49H102ZM148 50H147V51H148ZM151 50H152V49H151ZM154 50H155V49H154ZM158 50H160V49H158ZM158 50L155 51V52H157V53H158V52L161 53V52L158 51ZM163 50H164V47H163ZM175 50H176V49H175ZM213 50H212V51H213ZM223 50H224V49H223ZM241 50H243V49H241ZM241 50H240V51H241ZM262 50H263V49H262ZM30 51H31V50H30ZM39 51H38V52H39ZM43 51H44V50H43ZM99 51H100V50H99ZM99 51H98V52H99ZM111 51H112V50H111ZM123 51H124V50H123ZM136 51H137V50H136ZM170 51H171V50H170ZM173 51H174V50H173ZM173 51H172V52H173ZM198 51H200V49H198ZM212 51H210V52L212 53ZM214 51H213V52H214ZM218 51H219V50H218ZM233 51H234V50H233ZM235 51H236V50H235ZM235 51H234V53H235ZM244 51H246V50H244ZM26 52H27V51H26ZM26 52H25V53H26ZM38 52H37V53H38ZM40 52H41V51H40ZM45 52H46V50H45ZM76 52H77V51H76ZM80 52H81V51H80ZM80 52H79V53H80ZM89 52H88V53H89ZM92 52H93V51H92ZM92 52H91V53H92ZM96 52H97V51L93 52V54L96 53ZM121 52H122V51H121ZM124 52H125V51H124ZM140 52H141V51H140ZM143 52H144V51H143ZM145 52H146V50H145ZM177 52H179V51H177ZM201 52H203V51H201ZM201 52H200V53H201ZM215 52H214V53H215ZM219 52H220V51H219ZM227 52H228V51H227ZM246 52H247V51H246ZM3 53H4V52H3ZM3 53H2V54H3ZM13 53H14V52H13ZM13 53H12V54H13ZM25 53H24V54H25ZM33 53L35 54V52H33ZM43 53H44V52H41L42 55H43ZM48 53H50V52H48ZM48 53L46 52V54H48ZM71 53H70V54H71ZM81 53H82V52H81ZM132 53H133V51H132ZM149 53H150V52H149ZM149 53H148V54H149ZM157 53H156V54H157ZM159 53H158V54H159ZM167 53H168V52H167ZM175 53H176V52H175ZM208 53H209V52H208ZM214 53H213V54H214ZM216 53H215V54H216ZM220 53L222 54L223 51L220 52ZM220 53H218V54H220ZM8 54L11 55L10 51H9ZM20 54H21V53H20ZM41 54H40V56H41ZM101 54H102V53H101ZM113 54H114V53H113ZM135 54H136V53H135ZM135 54H133V55H135ZM140 54H141V53H140ZM140 54H138V55H140ZM144 54L146 55V53H143V56H142L143 58H144V56H145ZM148 54H147V55H148ZM150 54H151V56H150V55H148V56L146 55V57H149V56L152 57V52H151ZM153 54H154V52H153ZM162 54H164V53H162ZM162 54H161V55H162ZM173 54H174V53H173ZM177 54H178V53H177ZM193 54H194V53H193ZM198 54H199V52H198ZM198 54H197V55H198ZM205 54H207V52H206ZM213 54H212V55H213ZM224 54H227V53H224ZM13 55H14V54H13ZM15 55L17 56L16 53H15ZM82 55H83V54H82ZM84 55H85V54H84ZM122 55H123V54H122ZM127 55H128V54H127ZM129 55H130V52H129ZM133 55H132V56H133ZM161 55H160V56H161ZM169 55H170V54H169ZM174 55H175V54H174ZM181 55H182V54H180V56H181ZM184 55H185V53H184ZM201 55L204 56L203 54H201ZM207 55H208V54H207ZM36 56H37V55H36ZM69 56H70V55H69ZM75 56H76V55H75ZM77 56H78V55H77ZM92 56H93V55H92ZM96 56H97V55H96ZM195 56H196V55H195ZM205 56H206V55H205ZM217 56H219V55H217ZM217 56H216V57H217ZM222 56H223V55H222ZM228 56H231V54L228 55ZM228 56L225 55L226 59H227ZM237 56H238V55H237ZM244 56H245V55H244ZM258 56H259V55H258ZM260 56L264 58V52L260 53ZM5 57H6V56H5ZM12 57H14V56H12ZM23 57H24V56H23ZM34 57H35V56H34ZM45 57H47V56L45 55ZM45 57H44V58H45ZM79 57H80V54H79ZM102 57H103V56H102ZM122 57H123V56H122ZM122 57H121V58H122ZM136 57H137V56H136ZM136 57H135V58H136ZM138 57H139V56H138ZM178 57H179V56H178ZM182 57H183V56H182ZM185 57H186V56H184L183 58H185ZM189 57H190V56H189ZM189 57H188L187 59H189ZM197 57H200V56H197ZM209 57H210V56H209ZM232 57H233V55H232ZM235 57H236V56H235ZM31 58H32V57H31ZM44 58H43V59H44ZM68 58L71 59V58H73V56H72L71 58H70V57H68ZM74 58H75V57H74ZM77 58H78V57H77ZM81 58H82V57H81ZM108 58H109V57H108ZM129 58H131V56H130V57L128 56L127 59H129ZM143 58H142V60H143ZM179 58H181V57H179ZM195 58H196V57H195ZM211 58H215V57H211ZM223 58H224V57H223ZM223 58H222V59H223ZM230 58H231V57H230ZM240 58H241V60H242V59H245V58H242V56H241ZM13 59H14V58H13ZM15 59H16V58H15ZM23 59H24V58H22V60H23ZM63 59H64V60H63ZM93 59H94V58H93ZM96 59H97V58H96ZM96 59H95V60H96ZM124 59H125V58H124ZM136 59L138 60V58H136ZM136 59H135V61H136ZM148 59H149V58H148ZM148 59H146V61H147ZM150 59H151V58H150ZM181 59H182V58H181ZM185 59H186V58H185ZM191 59H192V58H191ZM219 59H220V58H219ZM224 59H225V58H224ZM224 59H223V60H224ZM231 59H232V58H231ZM257 59H258V58H257ZM5 60H7V57L5 58ZM17 60L19 61V59H17ZM44 60L46 61L47 59H44ZM74 60H75V59H74ZM80 60H81V59H80ZM89 60H90V59H89ZM99 60H100V59H99ZM117 60H118V57H117ZM119 60H120V59H119ZM119 60H118V62H119ZM129 60H130V59H129ZM132 60H134V58H133ZM140 60H141V57L139 58V61H140ZM164 60H166V56H165V59H164ZM164 60H162V58H161V61H160V62H162V61H164ZM195 60H196V59H195ZM197 60H200V59H197ZM202 60H203V59H202ZM202 60H201V61H198V62H199V63H200V62L203 63V61H205V59H204L203 61H202ZM206 60H207V59H206ZM208 60H209V59H208ZM228 60H229V59H228ZM232 60H233V59H232ZM11 61L13 62V60H11ZM30 61L32 62V60H30ZM66 61H67V60H65L64 62H66ZM75 61H76V60H75ZM75 61H74V62H75ZM82 61H83V60H82ZM100 61H101V60H100ZM104 61H105V60H104ZM106 61H107V59H106ZM120 61H121V60H120ZM122 61H123V60H122ZM139 61H138V62H139ZM154 61H155V60H154ZM154 61H152V63H153V64H157V62L155 63ZM158 61H159V60H158ZM181 61H182V60H181ZM212 61H213V60H212ZM220 61H222V60H220ZM226 61H227V60H226ZM237 61H238V60H237ZM255 61H256V59H255ZM257 61H259V60H257ZM260 61H261V60H260ZM14 62H15V61H14ZM19 62H20V61H19ZM19 62H18V63H19ZM23 62H24V61H22V63H23ZM37 62H39V61H37ZM37 62H36V63H37ZM40 62H43V61H40ZM69 62H70V61H69ZM74 62H72V63H74ZM89 62L91 63V60L88 61V63H89ZM109 62H110V61H109ZM109 62H107V63H109ZM112 62H114V64H115V63H118V62H115L114 60L111 61V63H112ZM127 62H129V61H126V63H127ZM130 62H131V61H130ZM138 62H137V64H139ZM140 62H141V61H140ZM182 62H183V61H182ZM182 62H181V63H182ZM188 62H189V61H188ZM190 62H191V61H190ZM198 62H197V63H198ZM205 62H206V61H205ZM217 62H219V61L217 60ZM229 62H230V60H229ZM235 62H236V61H235ZM243 62H245V64H246V61L243 60ZM248 62H249V61H248ZM252 62L254 63L253 60H252ZM4 63H5V62H4ZM6 63H7V61H6ZM20 63H21V62H20ZM22 63H21V65L23 66ZM43 63H44V62H43ZM51 63H50V64H51ZM88 63H86V64H88ZM90 63H89V64H90ZM107 63H106V64H107ZM111 63H110V64H111ZM119 63H120V62H119ZM144 63H145V62H144ZM166 63H167V62H166ZM175 63H177V62H175ZM175 63L172 62V64H175ZM179 63H180V61H179ZM179 63H177V65H178ZM186 63H187V62H186ZM186 63H185V64H186ZM194 63H196V62H194ZM211 63H213V62H211ZM211 63H210V64H211ZM224 63H225V62H223L221 65H223ZM257 63H259V62H257ZM263 63H264V62H263ZM263 63H261V64L263 65ZM7 64H9V62H8ZM14 64H15V63H14ZM16 64H17V61H16ZM25 64H26V63H25ZM44 64H45V63H44ZM63 64H64V63H62V65H63ZM66 64L68 65V63H66ZM78 64H79V63H78ZM82 64H83V63H82ZM86 64H85V65H86ZM92 64H93V63H92ZM96 64H98V62H97ZM102 64H103V63H102ZM110 64H109V65H110ZM114 64H113V65H114ZM137 64L135 63V65H137ZM158 64H159V63H158ZM170 64H171V62H170ZM185 64H184V65H185ZM206 64H208V63H206ZM210 64H209V65H210ZM217 64H218V63H217ZM229 64H230V63H229ZM3 65H4V64H3ZM11 65H12V64H11ZM11 65H10V66H11ZM21 65H20V66H21ZM33 65H35V62H34ZM37 65H38V66H37V68H38L39 65H41V64H37ZM93 65H94V64H93ZM103 65H104V64H103ZM103 65H102V67H101L102 69H103V67H105V66H103ZM111 65H112V64H111ZM135 65H134V66H135ZM142 65H143V64H142ZM142 65L139 64V67L142 66ZM159 65H160V64H159ZM159 65H158L157 68H159ZM162 65H163V64H162ZM162 65H161V67H160L159 69L163 68ZM190 65H191V64H190ZM204 65H205V64H204ZM212 65H213V64H212ZM219 65H220V64H219ZM230 65H231V64H230ZM5 66H6V65H5ZM15 66H16V65H15ZM31 66H32V65H31ZM41 66H42V65H41ZM41 66H40L39 68H41ZM48 66H49V65H48ZM48 66H47V67H48ZM50 66H51V65H50ZM50 66H49V67H50ZM79 66H80V65H78L77 67H79ZM94 66H97V65H94ZM128 66H129V65H128ZM128 66H127V67H128ZM145 66H146V65H145ZM151 66H152V65H151ZM167 66H170V65L168 64ZM167 66L164 67V68H167ZM199 66H200V65H199ZM223 66H226V65L224 64ZM231 66H232V65H231ZM231 66H230V67H231ZM233 66H235V63H234ZM233 66L231 67V69L233 68ZM26 67H27V66H26ZM29 67H30V66H29ZM32 67H33V66H32ZM34 67H36V66H34ZM47 67H46V65H45V67L43 66L42 68H47ZM49 67H48V68H49ZM52 67H53V66H51V68H52ZM60 67H61V69H62V66H61V65H60ZM63 67H64V66H63ZM111 67H112V66H111ZM122 67H123V66H122ZM124 67H125V66H124ZM152 67H153V66H152ZM171 67H172V66H171ZM177 67H178V66H177ZM182 67H183V66H182ZM182 67H181V69H182ZM230 67H229V69H230ZM237 67H239V66H237ZM237 67H236V68H237ZM244 67H245V66H244ZM8 68H9V67H8ZM11 68H13V66H11ZM14 68H15V67H14ZM19 68H21V67H19ZM30 68H31V67H30ZM48 68H47V69H48ZM54 68H55V67H54ZM65 68H66V65H65V67H64V70H65ZM71 68H72V67H71ZM81 68H82V66H81ZM86 68H87V67H86ZM91 68H92V67H91ZM101 68H99V69H101ZM112 68H113V67H112ZM112 68H111V69H112ZM147 68H148V67H147ZM157 68H156V70H157ZM212 68H213V67H212ZM218 68H219V67H218ZM218 68H217V69H218ZM227 68H228V67L226 66V69H227ZM236 68H235V69H236ZM247 68H248V67H247ZM33 69H35V68H33ZM47 69H45V70H47ZM55 69H56V68H55ZM55 69H53V70H55ZM58 69H59V68H58ZM87 69H88V68H87ZM92 69H93V71H94V67H93ZM102 69H101V71H102ZM118 69H119V67H118ZM142 69H145V70H144L145 72H143V74H142V73H141L142 70H140L139 73H140L141 75L144 76V74L146 73V71H149V70L152 69V68H150L149 70H147L146 68H142ZM153 69H155V68H153ZM172 69H173V68H172ZM186 69H187V68H186ZM191 69H193V68H191ZM196 69H197V68H196ZM199 69H201V68L199 67ZM202 69H203V68H202ZM202 69H201V72H202ZM221 69H223L224 72H225V69H224V68H221ZM229 69L226 71V73L229 71ZM4 70H5V69H4ZM28 70H29V69H28ZM40 70H41V71H44L43 69H40ZM49 70H50V69H49ZM51 70H52V69H51ZM72 70H76V68H75V69H72ZM78 70H82V69H78ZM78 70H76V71L78 72ZM89 70H90V69H89ZM108 70H109V67H108V69H106L105 71L108 72ZM116 70H117V68H116ZM122 70H123V68H122ZM165 70H166V69H164V71H165ZM167 70H168V69H167ZM203 70H204V69H203ZM205 70H206V69H205ZM205 70H204V71H205ZM213 70H215V68H214ZM237 70H238V69H237ZM17 71H18V70H17ZM65 71H67V70H65ZM76 71H75V73H76ZM87 71H88V70H87ZM87 71L85 70V73H90V74H89V77L87 76L88 74H87V75L85 74V75L89 78V80H88L89 82L87 81L88 84H89V83L92 81V79H91V81H90V77H91L90 75H91V72H92V71H91V72H87ZM98 71H99V70H98ZM114 71H115V69H114ZM117 71H118V70H117ZM158 71H159V70H158ZM158 71H156V72H158ZM164 71H163V72H164ZM169 71H170V70H169ZM173 71H174V70H173ZM185 71H186V70H184V72H185ZM193 71H194V70H193ZM199 71H200V70H199ZM206 71H207V70H206ZM209 71H210V70H209ZM238 71H239V70H238ZM241 71H242V70H241ZM248 71L250 72V70H248ZM260 71H261V70H260ZM34 72H35V71H34ZM34 72H30V73H34ZM38 72H39V70H38ZM44 72H45V71H44ZM46 72H48V71H46ZM56 72H57V71H56ZM59 72H60V71H59ZM73 72H74V71H73ZM81 72L83 73L84 71L82 70V71H80V73H81ZM107 72H106V73H107ZM111 72H112V71H111ZM119 72H120V71H119ZM119 72H117V73H119ZM163 72H162V73H163ZM171 72H172V70H171ZM176 72H177V71H176ZM178 72H179V71H178ZM197 72H198V71H197ZM197 72H196V74H197ZM210 72H211V71H210ZM212 72H213V71H212ZM219 72H220V71H219ZM249 72L246 71V73H248V74H249ZM258 72H259V71H258ZM27 73H28V72H27ZM27 73H26V74H27ZM35 73H36V72H35ZM50 73H51V71H50ZM61 73H62V71H61ZM63 73H64V71H63ZM63 73H62L61 75H63ZM69 73H71V72L69 71L68 74H69ZM75 73H74V76L76 77ZM92 73H93V72H92ZM113 73H114V72H113ZM137 73H138V72H137ZM153 73H154V72H153ZM164 73H165V72H164ZM168 73H169V72H168ZM168 73H167V71H166V74H167V75H168ZM180 73H181V72H180ZM205 73H206V72H205ZM243 73H245V72H243ZM246 73H245V74H246ZM59 74H60V73H59ZM77 74H78V76H79V73H77ZM83 74H84V73H83ZM93 74H94V73H93ZM97 74H98V72H97ZM108 74H110V73H108ZM157 74L161 75L160 73H157ZM157 74H156V78H157ZM166 74H162L161 77H162L163 75H166ZM172 74H173V72H172ZM177 74H178V73H177ZM217 74H218V73H217ZM241 74H242V73H241ZM241 74H239V76H240ZM245 74H244V75H245ZM1 75H2V74H1ZM30 75H31V74H30ZM32 75H33V74H32ZM32 75H31V77H33ZM39 75H40V74H39ZM39 75H38V76H39ZM41 75H42V74H41ZM41 75H40L39 77H41ZM99 75H100V74H99ZM99 75H98V76H99ZM104 75H106V74H103L102 76H104ZM110 75H111V74H110ZM113 75H114V74H113ZM141 75H140V76H141ZM146 75H147V74H146ZM146 75H145V76H146ZM148 75H149V74H148ZM167 75H166V76H167ZM178 75H180V74H178ZM190 75H193L192 72H191ZM198 75H199V72H198ZM198 75H197V76H198ZM212 75H213V74H212ZM249 75H251V73H250ZM12 76H13V75H12ZM28 76H29V75H28ZM34 76H35V75H34ZM43 76H44V74H43ZM52 76H54V75L52 74ZM64 76H65V75H64ZM64 76H63V78H64ZM80 76H82V75H80ZM83 76H84V75H83ZM83 76H82V77H83ZM86 76H85V77H86ZM93 76H94V75H93ZM95 76H96V75H95ZM98 76H96V77H98ZM100 76H101V75H100ZM135 76H136V75H134V77H135ZM140 76L137 75L136 77H140ZM152 76H153V75H152ZM168 76H170V75H168ZM168 76H167V77H168ZM176 76H177V75H176ZM187 76L189 77L188 74H187ZM209 76H210V75H209ZM241 76H242V75H241ZM247 76H248V75H247ZM247 76H246V77H247ZM261 76H263V75H261ZM9 77H10V76H8V78H9ZM20 77H21V76H20ZM22 77H24V76H22ZM22 77H21V78H22ZM29 77H30V76H29ZM29 77H27V78H29ZM31 77H30V78H31ZM36 77H37V73H36ZM46 77H47V79H49L50 76L48 77V75H46ZM54 77H55V76H54ZM54 77H53V79H54ZM57 77H58V74H57ZM66 77H67V75H66ZM72 77H73V75H72ZM107 77H108V76H107ZM110 77H111V76H110ZM110 77H109V78H110ZM154 77H155V74H154ZM163 77H164V76H163ZM171 77H172V76H171ZM180 77H181V76H180ZM190 77H191V76H190ZM193 77H195V74H194ZM193 77H192V78H193ZM202 77H203V76H202ZM206 77H208V76L206 75ZM237 77H238V76H237ZM249 77H250V76H249ZM255 77H256V76H255ZM1 78H2V77H1ZM1 78H0V79H1ZM27 78H26V80H27ZM37 78H38V77H37ZM37 78H36V79H37ZM42 78H43V77H42ZM55 78H56V77H55ZM91 78H92V77H91ZM100 78H101V77H100ZM132 78H133V77H132ZM149 78H150V77H149ZM159 78H160V77H159ZM164 78H166V77H164ZM168 78H169V77H168ZM175 78H176V77H175ZM177 78H178V77H177ZM177 78H176V79H172V80H175V81H176ZM192 78H191V81H192ZM195 78H196V77H195ZM198 78H199V76H198ZM10 79L12 80L13 77H10ZM14 79H15V78H14ZM16 79H17V78H16ZM16 79H15V80H16ZM57 79H58V78H57ZM73 79H74V78H73ZM79 79H80V78H79ZM79 79H78V80H79ZM94 79H95V78H94ZM134 79H135V78H134ZM134 79H133V80H134ZM139 79H141V78H139ZM153 79H154V78H153ZM201 79H202V78H201ZM206 79H210V78L208 77V78H206ZM251 79H255V78H252V77H251ZM256 79H259V78H256ZM260 79H261V78H260ZM1 80H2V79H1ZM11 80H10V81H11ZM22 80H23V79H22ZM33 80H34V79H33ZM38 80H39V79H38ZM70 80H72V79H69V82H70ZM78 80H77V82H79ZM83 80H85V78H84ZM97 80H98V79H97ZM100 80H102V78H101ZM111 80H112V79H111ZM120 80H121V79H120ZM151 80H152V78H151ZM151 80L149 79V83H151V82H150ZM162 80L164 81L165 79H162ZM166 80H167V79H166ZM172 80H171V81H172ZM182 80H184V79H182ZM186 80H187V79H186ZM194 80H195V79H193V81H194ZM196 80H197V78H196ZM238 80H239V79H238ZM248 80H249V79H247V81H248ZM2 81H3V80H2ZM4 81H5V80H4ZM10 81H9V82H10ZM12 81H13V80H12ZM41 81H42V79H41ZM53 81H54V80H53ZM73 81H74V80H73ZM75 81H76V80H75ZM75 81H74V82H75ZM81 81H82V79H81ZM104 81H105V80H104ZM107 81H108V79H107ZM107 81H105V82H107ZM134 81H135V80H134ZM157 81H158V80H157ZM157 81L155 80V82H157ZM160 81H161V80H160ZM163 81H162V83H163ZM177 81H178V80H177ZM199 81H200V80H199ZM249 81H250V80H249ZM5 82H6V81H5ZM5 82H4V83H5ZM34 82H35V81H34ZM38 82H40V81H38ZM45 82H46V83H48V82H49V83H52V82H50V79H49L48 82H47V81H45ZM69 82H67V83H69ZM71 82H72V81H71ZM74 82H72V83H74ZM85 82H86V81H85ZM121 82H122V81H121ZM139 82H141V80H140ZM165 82H166V81H165ZM180 82H181V81H180ZM204 82H205V81H204ZM207 82H208V80H207ZM210 82H212V80H210ZM224 82H226V80H225ZM42 83H43V82H41V84H42ZM91 83H92V82H91ZM91 83H90V84H91ZM97 83H98V82H97ZM129 83H130V82H127V83H125L124 85H125L126 87H128V85L130 86ZM134 83H135V82H134ZM160 83H161V82H160ZM186 83H187V82H186ZM186 83H185V84H186ZM222 83H223V82H222ZM0 84H1V83H0ZM5 84H8V83H5ZM17 84H18V83H17ZM22 84H23V83H22ZM22 84H21V85H22ZM29 84H30V83H29ZM56 84H57V83H56ZM56 84L54 83V87H55ZM70 84H71V83H70ZM77 84H78V83H77ZM81 84H83V83H81ZM86 84H87V83H86ZM88 84H87V87H88ZM90 84H89V85H90ZM127 84H128V85H127ZM152 84H154V81H152L151 85H152ZM165 84H166V83H165ZM173 84H174V83H173ZM189 84H190V83H189ZM203 84H204V83H203ZM224 84H225V83H224ZM247 84H249V83H247ZM14 85H16V84H14ZM21 85H20V86H21ZM23 85H24V84H23ZM23 85H22V86H23ZM33 85H34V84H33ZM33 85H31V86H33ZM42 85L44 86V84H42ZM45 85H46V84H45ZM48 85H49V84H48ZM52 85H53V84H52ZM58 85H59V84H58ZM73 85H74V84H73ZM73 85H72V86H73ZM75 85H76V84H75ZM91 85H92V84H91ZM91 85H90V86H91ZM107 85H108V83H107ZM137 85H138V84H137ZM139 85H140V84H139ZM142 85H143V84H142ZM146 85H147V82H146ZM155 85H157V84H155ZM158 85H159V82H158ZM162 85H163V84H162ZM169 85H170V83H169ZM174 85L177 86V84H174ZM182 85H183V84H182ZM197 85H198V83H197ZM211 85H212V84H211ZM217 85H218V84H217ZM16 86H17V85H16ZM16 86H13V87L11 86V88H9L8 86H7V87L10 89V93H11L12 91H14V92L17 94L16 96L20 97V90H21V88H20V87L16 88ZM18 86H19V85H18ZM22 86H21V87H22ZM35 86H37V84H36ZM38 86L41 87V85H39V84H38ZM49 86H50V85H49ZM49 86H46V87H47L46 89H48ZM70 86H71V85H70ZM82 86H84V85H82ZM95 86H96V84H95ZM97 86H98V85H97ZM97 86H96V87H97ZM103 86H105V88H107L106 85H103ZM103 86H102V88H104ZM108 86H110V83H109ZM113 86H114V85H113ZM144 86H145V85H143V87H144ZM167 86H168V85H167ZM167 86H166L165 88H167ZM170 86H171V85H170ZM188 86H189V85H188ZM200 86H201V84H200ZM200 86H199V87H200ZM207 86H208V85H207ZM212 86H213V85H212ZM222 86H223V84H222ZM227 86H230V84L227 85ZM61 87H62V86H61ZM63 87H66V86H63ZM63 87H62V89H64ZM85 87H86V86H84V88H85ZM115 87H116V84H115ZM162 87H163V86H162ZM171 87H173V85H172ZM177 87H178V86H177ZM203 87H204V86H203ZM205 87H206V86H205ZM5 88H6V87H5ZM31 88H32V87H31ZM34 88H35V87H33V89H34ZM50 88H51V87H50ZM52 88H53V86H52ZM67 88H68V87H67ZM69 88H70V90L72 89V87H69ZM75 88H77V87H74V89H75ZM79 88H80V84H79ZM84 88H83V89H84ZM97 88H98V87H97ZM99 88H101V87H99ZM131 88H134V85H133ZM139 88H140V87H139ZM163 88H164V87H163ZM187 88H188V87H187ZM193 88H194V87H193V84H192V89H193ZM196 88H198V86L195 87V89H196ZM200 88H201L200 90L204 91V88H202V87H200ZM214 88H215V87H214ZM6 89H7V88H6ZM55 89H56V88H55ZM77 89H78V88H77ZM77 89H75V90H77ZM80 89H81V88H80ZM86 89H87V88H86ZM109 89H110V88H109ZM137 89H138V87H137ZM156 89H157V88H156ZM174 89H175V88H174ZM206 89H207L206 91H208V87H207ZM48 90H49V92H50V89H48ZM52 90H54V89H51V91H52ZM65 90H66V88H65ZM72 90H73V89H72ZM87 90H88V89H87ZM87 90H86V91H87ZM90 90H94V87H92V89L89 88V91H90ZM96 90H97V89H96ZM116 90H117V89H116ZM157 90H158V89H157ZM161 90H163V89H161ZM165 90L168 91L167 89H165ZM165 90H163V91L165 92ZM179 90H180V89H179ZM184 90H185V89H184ZM187 90H188V89H187ZM187 90H186V91H187ZM190 90H191V89H190ZM197 90H198V89H196V91H197ZM210 90H211V89H210ZM213 90H214V89H213ZM215 90H216V89H215ZM234 90H236V89H234ZM243 90H245V89H243ZM260 90H261V89H260ZM39 91H41V90H39ZM39 91H38V90L35 91L36 94H38ZM43 91L45 92V90H43ZM54 91H55V90H54ZM58 91H59V90H58ZM60 91H61V90H60ZM67 91L69 92L68 89H67ZM82 91H83V90H81L80 92L82 93ZM98 91H99V90H98ZM98 91H97V92H98ZM101 91H102V89H101ZM105 91H107V89H106ZM108 91H109V90H108ZM135 91H136V86H135ZM135 91H134V92H135ZM147 91H148V90H147ZM175 91H176V90H175ZM180 91H181V90H180ZM186 91H184V92H186ZM247 91H248V90H247ZM247 91H246V92H247ZM0 92H1V91H0ZM2 92H3V90H2ZM4 92H5V91H4ZM14 92H13V93H14ZM44 92H43V93H44ZM47 92H48V91H46V93H47ZM61 92L63 93V91H61ZM68 92H67V94H68ZM77 92H78V91H77ZM80 92H78V93L80 94ZM93 92H94V94H95L96 91H93ZM93 92H91V93H93ZM97 92H96L95 95H97V97H98L99 94H97ZM138 92H139V91H138ZM181 92H182V91H181ZM197 92H198V94H199V93H200V94L202 93V92H200V91H197ZM204 92H205V91H204ZM215 92H216V91H215ZM236 92H237V91H236ZM238 92H239V91H238ZM10 93H9V94H10ZM15 93H14V94H15ZM40 93H42V92H40ZM54 93H55V92H54ZM69 93H70V92H69ZM72 93H73V92H72ZM86 93H87V92H86ZM98 93H100V92H98ZM104 93H106V92H104ZM107 93H108V92H107ZM132 93H133V92H132ZM136 93H137V92H136ZM140 93H141V92H140ZM190 93H191V91H190ZM240 93H241V92H240ZM2 94H3V93H1L0 96H2ZM22 94H23V93H22ZM52 94H53V93H52ZM75 94H77V93L75 92ZM79 94H77V95H78V98L83 97V96H84V98H85V96H86L85 93H83V96H79ZM84 94H85V95H84ZM116 94H118V93L116 92ZM130 94H131V93H130ZM144 94H145V93H144ZM156 94H157V93H156ZM173 94H174V93H173ZM175 94H176V93H175ZM187 94H188V93H187ZM198 94H196V97L199 96V98H197V100L199 99V101H196V100H195V102H198V103H199V102H200V95H198ZM227 94H228V93H227ZM245 94H246V93H245ZM5 95H6V94H5ZM27 95H28V94H27ZM65 95H66V93H65ZM81 95H82V94H81ZM103 95H104V94H103ZM105 95H106V94H105ZM139 95H140V94H139ZM139 95H138V96H139ZM157 95H158V94H157ZM168 95H169V94H168ZM170 95H172V94H171V91H170ZM177 95H178V94H177ZM190 95H191V94H190ZM193 95H195V94H193ZM207 95H208V94H207ZM224 95H226V94H224ZM238 95H239V94H238ZM252 95H254V93H253ZM16 96H15V97H16ZM38 96H39V95H38ZM38 96H37V97H38ZM43 96H44V95H43ZM59 96H60V95H59ZM66 96H67V95H66ZM68 96H69V95H68ZM90 96H91V95H90ZM101 96H102V95H101ZM101 96H100V97H101ZM110 96H111V95H110ZM124 96H125V95H123V98H124ZM138 96H136V97H138ZM145 96H146V95H145ZM145 96H144V98H145ZM213 96H214V95H213ZM227 96H228V95H227ZM232 96H233V94H232ZM232 96H231V97H232ZM249 96H250V95H249ZM258 96H259V95H258ZM263 96H264V95H263ZM15 97H14V98H15ZM41 97H42V96H41ZM86 97H87V96H86ZM91 97H94V96H91ZM91 97H90V98L88 97V99H91ZM100 97H98V98H100ZM103 97H104V96H103ZM116 97H117V96H116ZM125 97H126V96H125ZM129 97H130V96H129ZM136 97H134V98L137 99ZM141 97H142V96H141ZM141 97H138V98L141 99ZM150 97H151V96H150ZM164 97L166 98L167 96L162 95L161 98H159V100L162 99V98H164ZM171 97H173V96H171ZM176 97H177V96H176ZM176 97L174 96L173 98L175 99ZM178 97H180V96H178ZM221 97H222V96H221ZM228 97H229V96H228ZM238 97H240V96H238ZM250 97H251V96H250ZM44 98H45V96H44ZM56 98L58 99V96H57ZM60 98H62V97H60ZM78 98H77V99H78ZM84 98H83V100H84ZM98 98H97L96 100H98ZM117 98H118V97H117ZM123 98L121 97V99H123ZM132 98H133V97H131V99H130L131 101H132ZM147 98H148V95H147ZM155 98H156V97H155ZM173 98H172V101H173ZM180 98H181V97H180ZM189 98H191V97H189ZM193 98H194V97H193ZM209 98H210V97H209ZM242 98H243V97H242ZM245 98H246V97H245ZM255 98H256V97H255ZM4 99H5V97H4ZM4 99H1V100L4 101ZM11 99H13V97H12ZM69 99H70V98H68V101H69ZM71 99H72V98H71ZM73 99L75 100V98H73ZM100 99H101V98H100ZM100 99H99V100H100ZM111 99H112V98H111ZM135 99H134V100H135ZM167 99H168V98H167ZM176 99H177V98H176ZM181 99H185V98L182 97ZM213 99H214V97L212 98V100H213ZM215 99H216V98H215ZM230 99H231V98H230ZM249 99H250V98H249ZM8 100H9V98H8ZM43 100H44V99H43ZM49 100H50V99H48L46 102H43V105L50 106V105H48V104H49ZM60 100H61V99H60ZM64 100H66V99H64ZM81 100H82V99H81ZM96 100H95V102H96ZM109 100H110V99H109ZM127 100L129 101V99H127ZM148 100H150V99H148ZM152 100H153V99H152ZM159 100H157V99L155 100V99H154V102L159 101ZM170 100H171V99H170ZM170 100H169V101H170ZM187 100H188V97H187ZM209 100H210V99H209ZM234 100H235V99H233V101H234ZM251 100H252V99H251ZM255 100H256V99H255ZM260 100H261V99H260ZM260 100H258V101H260ZM21 101H22V100H21ZM40 101H41V99H40ZM54 101H59V99H58V100H54ZM85 101H86V99H85ZM89 101H90V100H89ZM105 101H106V100H105ZM113 101H114V100H113ZM120 101H121V100H120ZM123 101L125 102V100H122L120 104H122ZM137 101H138V100H137ZM137 101H135V102H137ZM150 101H151V100H150ZM203 101H204V100H203ZM210 101H211V100H210ZM239 101H240V100H239ZM239 101H236V102H239ZM262 101H263V100H262ZM6 102H7V101H6ZM14 102H15V101H14ZM35 102H37V101H35ZM35 102H34V103H35ZM60 102H61V101H60ZM63 102H64V101H63ZM63 102H62V103H63ZM74 102H75V101H74ZM81 102H82V101H81ZM81 102H80V103H81ZM83 102H84V101H83ZM91 102H93V101H91ZM95 102H94V103H95ZM100 102H104V101H100ZM116 102H117V101H116ZM116 102H114V104H115ZM140 102H141V101H140ZM148 102H149V101H148ZM159 102H160V101H159ZM161 102H162V101H161ZM175 102H176V100H175ZM184 102H185V101H184ZM201 102H202V101H201ZM208 102H209V101H208ZM216 102H217V101H216ZM252 102H253V100H252ZM8 103H9V102H8ZM17 103H18V102H17ZM52 103H53V102H51L50 104H52ZM62 103H61V104H62ZM66 103H67V102H66ZM68 103H69V102H68ZM71 103H72V102H71ZM80 103H77V104H80ZM89 103H90V102H89ZM89 103H88V104H89ZM97 103H98V102H97ZM107 103H108V102H107ZM112 103H113V102H111V104H112ZM125 103H126V102H125ZM150 103H152V102H150ZM167 103H168V102H167ZM198 103H197V105H198ZM212 103H213V102H212ZM225 103H226V102H225ZM250 103H251V102H250ZM253 103H254V102H253ZM255 103H257V102H255ZM259 103H260V102H259ZM9 104H10V103H9ZM9 104H8V105H9ZM13 104H14V103H13ZM58 104H60V103H58ZM58 104H57V105H58ZM75 104H76V102L74 103V105H75ZM77 104H76V105H77ZM88 104H87V105H88ZM116 104H117V103H116ZM118 104H119V103H118ZM120 104H119V105H120ZM127 104H128V103H127ZM145 104H147V103H145ZM145 104H144V106H143L142 108H141V105H140V108H141L142 112L146 114V113L148 112L149 108H148V106H145ZM158 104H159V103H158ZM160 104H161V103H160ZM179 104H180V103H179ZM179 104H178V105H179ZM193 104L195 105L196 103H193ZM223 104H224V103H223ZM234 104H235V103H234ZM241 104H242V103H241ZM248 104H249V103H248ZM35 105H37V104H35ZM39 105H40V104H39ZM57 105H56V106H57ZM67 105H68V104H67ZM69 105H70V104H69ZM71 105H72V104H71ZM76 105H75V106H76ZM80 105H83V103L80 104ZM98 105H99V104H98ZM102 105H103V104H102ZM106 105H107V104H106ZM109 105H110V103H109ZM124 105H125V104H124ZM129 105L131 106V104H129ZM138 105H139V104H138ZM138 105H137V106H138ZM147 105H148V104H147ZM153 105H154V103H153ZM153 105H150V108H151V106H153ZM164 105H165V104H164ZM164 105H162V106H164ZM197 105H196V106H197ZM230 105H231V103H230V104L227 103L226 106H225V109H226V108L230 109ZM243 105H244V104H243ZM254 105H255V104H254ZM5 106H6L5 103L2 102V101H0V117H1V118H4V117H5V115H4L5 108H6ZM10 106H11V105H9V107H10ZM15 106H19L20 109L24 110V113H22V111L19 110V111L24 115V116L20 115L21 113L19 112V116L24 117V118L27 119L28 121H29L30 119H31V120L33 119V118H32V115L35 114V113H33V111H35V108L33 109V111H31V106H32V105L30 106V108H29V105H28V107H27V104H26V103H22V104L15 105ZM52 106H53V105H52ZM52 106H51V107H52ZM60 106H61V105H60ZM60 106H59V108L61 109ZM83 106H84V105H83ZM96 106H97V105H96ZM99 106H100V105H99ZM112 106H113V105H112ZM114 106H115V105H114ZM116 106H117V105H116ZM116 106H115V107H116ZM120 106H121V105H120ZM120 106H119V107H120ZM130 106H129V107H130ZM132 106H133V105H132ZM132 106H131V108H132ZM169 106H170V104L168 105V107H169ZM182 106H183V105H182ZM200 106H202V105H200ZM214 106H215V105H214ZM214 106H213V107H214ZM255 106H256V105H255ZM53 107H54V106H53ZM53 107H52V108H53ZM57 107H58V106H57ZM68 107H69V106H68ZM77 107H78V105H77ZM84 107H86V105H85ZM90 107H91V106H90ZM93 107H94V105H93ZM100 107H101V106H100ZM129 107H128V108H129ZM134 107H135V106H134ZM180 107H181V106H180ZM193 107H194V106H193ZM206 107H207V106H206ZM206 107H204V108H206ZM217 107H218V106H217ZM235 107H236V106H235ZM240 107H241V106H240ZM12 108H13V107H12ZM38 108H39V107H38ZM41 108H42V107H40V109H41ZM44 108H46V107H43L42 110H43ZM69 108H70V107H69ZM69 108H68V109H69ZM75 108H76V107H73L74 110H75ZM81 108H82V107H81ZM122 108H123V107H122ZM125 108H126V106H125ZM152 108H153V107H152ZM158 108H159V107L156 105V109H158ZM176 108H177V107H175L174 110H175L176 113H177V112L179 111V109L177 110ZM178 108H179V106H178ZM190 108H191V106H189V105L186 106V110H187V111H188V110H191ZM247 108H248V107H247ZM15 109H17V108L15 107ZM36 109H37V107H36ZM55 109H56V107H55ZM73 109L71 108V109H69V110L71 111V110H73ZM101 109H102V108H101ZM105 109H109V106H108V108H105ZM105 109H104V110H105ZM115 109H116V108H115ZM117 109H118V107H117ZM126 109H127V108H126ZM129 109H130V108H129ZM163 109H165V107H163ZM166 109H167V107H166ZM170 109H172V108H170ZM170 109H169V113H170V111H172V110H170ZM214 109H215V108H214ZM225 109H224V110H225ZM243 109H244V108H243ZM7 110L9 111V108H8ZM12 110H13V109H12ZM38 110H39V109H38ZM78 110H80V107H79ZM78 110H77V111H78ZM91 110H92V109H91ZM94 110H95V109H93L92 111H94ZM102 110H103V109H102ZM118 110H120V108H119ZM130 110H131V109H130ZM136 110H138V109L136 108ZM160 110H161V107H160ZM180 110H181V109H180ZM195 110H196V108H195ZM211 110H213V109H211ZM216 110H217V108H216ZM216 110H215V112H217ZM218 110H219V112H221L220 109H218ZM17 111H18V110H17ZM17 111H16V112H17ZM89 111H90V110H89ZM96 111H97V110H96ZM111 111H113V110H111ZM124 111H125V110H124ZM132 111H135V109H134V110L132 109ZM132 111H130V112H132ZM138 111H140V109H139ZM156 111H157V110H155V112H156ZM166 111H167V110H166ZM203 111H204V110H203ZM206 111H207V109H206ZM206 111H205V112H206ZM222 111H223V110H222ZM42 112H43V111H42ZM99 112H101V111H99ZM99 112H98V113H99ZM105 112H106V111H105ZM118 112H119V111H118ZM126 112H127V110H126ZM157 112H158V111H157ZM160 112L162 113V111H160ZM164 112H165V110L163 111L162 115L164 114ZM173 112H174V111H173ZM182 112L184 113V111H182ZM199 112H200V111H199ZM215 112H214V113H215ZM230 112H231V111H230ZM232 112H233V111H232ZM240 112H241V111H240ZM242 112H243V111H242ZM31 113H32V114H31ZM39 113H40V112H39ZM45 113H46V112H45ZM55 113H56V112H55ZM59 113H60V112H59ZM70 113H71V112H70ZM75 113H76V112H75ZM75 113H74V114H75ZM98 113L95 112V114H98ZM127 113H128V112H127ZM132 113H133V112H132ZM132 113H131V114H132ZM134 113H135V112H134ZM134 113H133V114H134ZM150 113H152V112H150ZM171 113H172V112H171ZM186 113H187V112H186ZM188 113H189V112H188ZM190 113H191V114L194 113V110H193V112H190ZM206 113H207V112H206ZM206 113H205V114H206ZM211 113H213V112L211 111ZM217 113H218V112H217ZM243 113H244V112H243ZM42 114H44V113H42ZM53 114H54V113H53ZM88 114H89V113H88ZM106 114H107V113H106ZM109 114H110V112H109ZM111 114H112V112H111ZM111 114H110V115H111ZM115 114H116L115 116H117L118 113H115ZM133 114H132V115H133ZM139 114H140V112L138 113L137 116H139ZM141 114H142V113H141ZM141 114H140V115H141ZM145 114H144V115H145ZM147 114H148V113H147ZM152 114H155V113L153 112ZM179 114H180V113H178V115H179ZM194 114H195V113H194ZM197 114H198V113H197ZM222 114H224V112H223ZM222 114H221V115H222ZM228 114H230V113H228ZM240 114H241V113H240ZM240 114H239V115H240ZM11 115H13V114H11ZM55 115L59 117V115H57V114H55ZM55 115H54V116H55ZM69 115H70V114H69ZM77 115H78V114H77ZM89 115H90V114H89ZM99 115H100V114H99ZM110 115H109V116H110ZM119 115H120V116H122V115L125 116V113L122 114V111H121V113H120ZM168 115H169V114H168ZM170 115H171V114H170ZM170 115H169V116H170ZM181 115H182V114H181ZM185 115H186V114H185ZM189 115H190V114H189ZM198 115H199V114H198ZM198 115H197V116L194 115L196 118H195L194 116H192V115H191V116L196 120L197 117H198ZM201 115H202V112H201ZM203 115H204V114H203ZM203 115H202V116H203ZM210 115H211V114H210ZM210 115H209V116H210ZM218 115H219V114H218ZM239 115H238V116H239ZM244 115H245V113H244ZM19 116H18V117L16 116V117L19 118ZM33 116H34V115H33ZM56 116H55V117H56ZM66 116H67V115H66ZM74 116H76V115H74ZM105 116H106V115H105ZM113 116H114V115H112V117H113ZM124 116H123V117H124ZM137 116H136V117H137ZM147 116H151V114H149V115H147ZM155 116H156V114H155ZM155 116H154V117H155ZM158 116H159V115H158ZM158 116H157V117H158ZM169 116H167V117L165 116L166 119H167ZM209 116H208V117H209ZM212 116H213V115H212ZM219 116H220V115H219ZM223 116H224V115H223ZM227 116H228V115H227ZM235 116H237V115H235ZM254 116H255V115H253L252 117H254ZM6 117H7V116H6ZM11 117H12V116H11ZM60 117H61V116H60ZM78 117H79V116H78ZM88 117H89V116H88ZM100 117H101V116H100ZM107 117H108V116H107ZM107 117H106V119L109 118V117H108V118H107ZM112 117H111V119H113ZM118 117H119V116H118ZM141 117L143 118V115H142ZM145 117H146V116H145ZM184 117L187 118L186 116H183V119H182V120H185ZM210 117H211V116H210ZM239 117H240V116H239ZM1 118H0V119H1ZM24 118H22V119H24ZM80 118H81V117H80ZM83 118H84V117H83ZM83 118H82V119H83ZM104 118H105V117H104ZM115 118H116V117H115ZM121 118H122V117H121ZM190 118H191V117H190ZM193 118H192V119H193ZM206 118H207V117H206ZM223 118H224V117H223ZM6 119H7V118H6ZM11 119H13V118H11ZM11 119L5 120V121H3L2 123H0V142H1V148H0V150H2V151H3L4 147H5V146L3 147V144L6 145V144H5L6 141H8V140H9V141H11V140H13V141L15 140V141H16V140H17V137H18V136H17L18 133L16 132V133H17V134H16V133H15V129H13V127L16 125V123H15V121H13V120L11 121ZM62 119H63V118H62ZM72 119H73V116H72ZM75 119H76V118H75ZM88 119H90V118H88ZM97 119H98V118L96 117L94 120H97ZM148 119H153V116L150 117V118L147 117V120H148ZM163 119H164V118H163ZM173 119H174V118H173ZM187 119H188V118H187ZM207 119H208V118H207ZM216 119H217V118H216ZM216 119H215V121H216ZM230 119H231V118H230ZM233 119H234V118H233ZM233 119H232V121H233ZM245 119H246V118H245ZM2 120H3V119H2ZM19 120L21 121V119H19ZM69 120H71V118H70ZM98 120H100V119H98ZM109 120H110V118H109ZM118 120H119V119H118ZM131 120H132V118H131ZM133 120H136V119L133 118ZM147 120H145V121H147ZM155 120H158V119H155ZM155 120L152 121V122H151V120H150V123H149V124L146 123V125L151 129V131L153 132V134H155V135H153V136H157L158 134L160 135L161 133L163 134V132H165V130H166V129L164 130V128H163V129L160 128V124L156 123ZM202 120H203V118H202ZM204 120H206V119H204ZM211 120H212V119H211ZM213 120H214V119H213ZM225 120H226V118H225ZM17 121H18V120H17ZM17 121H16V122H17ZM34 121H35V123L37 124L38 127H45V126H48V125L51 126V124L54 123L53 121H57V122H59V126H57V125H56V126H57V127H60V122H61L59 119H57V117H56V118H48V117H45V115H44V117H41L40 114H39V116L37 115V118L34 119ZM110 121H111V120H110ZM125 121H126V120H125ZM125 121H124V122H125ZM136 121H137V120H136ZM136 121L134 122V123H135V126L133 125V123H131L132 121L129 122V120H128V122H126V123L123 122L124 124L121 125V127L119 126V128L117 127L118 123H117V124L115 123L116 127L118 128L116 134L118 133L119 135H120V134H121V135H122V134L125 135V133H127V131H129L130 128H131L132 131H134V132H136V133L138 134V132H139V127H140V126H139V125H136V124L138 123V122H136ZM138 121H139V120H138ZM140 121H142V120H140ZM140 121H139V124H140ZM145 121H144V122H145ZM172 121H174V120H172ZM176 121H177V120H176ZM186 121H187V120H186ZM188 121H189V119H188ZM192 121H193V120H192ZM192 121H191V122H192ZM209 121H210V120H209ZM215 121H213V122H215ZM227 121H228V120H227ZM229 121H230V120H229ZM235 121H236V120H235ZM235 121H233V122H235ZM24 122H26V121L24 120ZM29 122H32V121H29ZM29 122L26 124V127L29 126ZM63 122H64V121H63ZM65 122H66V121H65ZM77 122H78V121H77ZM88 122L90 123L89 120H88ZM111 122H112V121H111ZM164 122H165V121H164ZM167 122H169V120H167ZM170 122H171V121H170ZM170 122H169L168 124H172V123H170ZM177 122L179 123V121H177ZM177 122H176V124H178ZM203 122H204V121H203ZM203 122H202V123H203ZM213 122H212V123H213ZM217 122H218V121H217ZM233 122H232V124H233ZM20 123H21V122L18 123V126H19ZM84 123H85V122H84ZM84 123H83V125H84ZM86 123H87V121H86ZM89 123H87L88 126H89ZM103 123H104V122H103ZM106 123H107V122H106ZM120 123H121V122H120ZM120 123H119V124H120ZM193 123H194V122H193ZM196 123H197V122H196ZM200 123H201V122H200ZM204 123H205V122H204ZM220 123H222V121H221V122L219 121L218 124H220ZM226 123H227V122H226ZM226 123H225V124H226ZM229 123H230V122H229ZM235 123H236V122H235ZM31 124H32V123H31ZM36 124H35V126H36ZM65 124H66V123H65ZM93 124H94V123H93ZM112 124H113V123H112ZM131 124H132L133 127L131 126ZM143 124H144V123H143ZM184 124H185V123H184ZM187 124H189V123H187ZM214 124H216V126H217V123H214ZM232 124H231V125H232ZM236 124H237V123H236ZM244 124H245V123H244ZM33 125H34V124H33ZM53 125H54V124H53ZM53 125L51 126L52 129L55 128V126H54V128H53ZM61 125H62V127H63L64 124H61ZM72 125H73V124H72ZM83 125H82V126H83ZM95 125H96V122H95ZM101 125H103V124H101ZM108 125L111 126V125H110V122H109ZM115 125H114V126L112 125L113 128H114V130L116 129V128H115ZM146 125H144V127H145ZM172 125H174V124H172ZM192 125H193V124H192ZM227 125H228V124H227ZM231 125H230V126H231ZM35 126H33V128H35ZM65 126H66V125H65ZM65 126H64V127H65ZM75 126H76V125H75ZM77 126H78V125H77ZM91 126H92V125H91ZM166 126H168V125H166ZM170 126H171V125H170ZM176 126H177V125H176ZM178 126H179V125H178ZM185 126H186V125H185ZM187 126H188V125H187ZM189 126H190V125H189ZM200 126H201V125H200ZM204 126H205V125H204ZM237 126H238V128H239V124L236 125V128H237ZM258 126H261V125H258ZM16 127H17V126H16ZM16 127H15V128H16ZM23 127H24V126H23ZM29 127H30V126H29ZM51 127H50V128H51ZM73 127H74V125H73ZM73 127H72V128H73ZM84 127H85V126H84ZM86 127H87V126H86ZM94 127H95V126H94ZM94 127H93V128H94ZM103 127H104V126L99 127V128H103ZM106 127H107V125H106ZM164 127H165V125H164ZM171 127H172V126H171ZM171 127L168 126V128H169V129L167 130L168 132H169V130H170ZM174 127H175V126H174ZM190 127H191V126H190ZM201 127H203V126H201ZM211 127H212V125H211ZM218 127H219V126H218ZM227 127H228V126H227ZM233 127H234V126H233ZM245 127H246V126H245ZM247 127H248V126H247ZM250 127H251V126H250ZM46 128H47V127H46ZM66 128H67V126H66ZM66 128H65V130H66ZM75 128H76V127H75ZM87 128H88V127H87ZM109 128H110V127H109ZM109 128H107V129H109ZM140 128H141V127H140ZM178 128H180V127H178ZM182 128H183V127H182ZM182 128H181V129H182ZM195 128H196V127H194L193 130H195ZM204 128H205V127H204ZM228 128H229V127H228ZM234 128H235V127H234ZM240 128H241V126H240ZM18 129H20V128H18ZM24 129H25V127L23 128V130L21 129V131H26V129H25V130H24ZM29 129H30V128H29ZM44 129H45V128H44ZM52 129H51V130H52ZM58 129H59V128H58ZM88 129H89V128H88ZM94 129H95V128H94ZM150 129H149V130H150ZM156 129H157V130H156ZM171 129H172V128H171ZM175 129H176V128H175ZM181 129H180V130H181ZM188 129H189V128H188ZM199 129H200V128H199ZM199 129L197 128V130H199ZM212 129H214V128H212ZM216 129H217V128H216ZM252 129H253V126H252ZM16 130H17V129H16ZM33 130H34V129H33ZM40 130H42V128H41ZM45 130H46V129H45ZM51 130H49V131H51ZM59 130L62 131L63 128H61V129H59ZM67 130H68V129H67ZM89 130H90V129H89ZM89 130H88V134H91V132H89ZM111 130H112V129H111ZM189 130H190V129H189ZM209 130H211V129H209ZM217 130H218V129H217ZM221 130L224 131L223 128H222ZM225 130H226V129H225ZM236 130H237V129H236ZM236 130H235V133H236ZM238 130H239V129H238ZM248 130H249V129H248ZM21 131H19V134L21 133ZM76 131H78V130H76ZM81 131H82V130H81ZM83 131H85V129H83ZM93 131H94V130H93ZM95 131H96V130H95ZM104 131H105V130H104ZM107 131H108V130H107ZM154 131H155V133H154ZM190 131H191V132H190ZM190 131H188V133L190 132V134H191L193 131H192V130H190ZM203 131H207L206 128H205ZM215 131H216V130H215ZM245 131H246V128H245ZM28 132H29V130H27V133H28ZM64 132H65V131H64ZM66 132H67V131H66ZM86 132H87V131H86ZM86 132H85V133H86ZM105 132H106V131H105ZM209 132H210V131H209ZM213 132H214V131H213ZM220 132H221V131H219L218 133H220ZM232 132H234V131H232ZM243 132H244V131H243ZM250 132H251V130H250ZM39 133H40V131H39ZM39 133H37V134H39ZM46 133L48 134L47 131H46ZM49 133H50V132H49ZM72 133H73V132H72ZM78 133H79V131H78ZM82 133H83V132H82ZM82 133H81V134H82ZM98 133H103V131L98 132ZM128 133H129V132H128ZM186 133H187V132H186ZM196 133H197V132H196ZM196 133H194V135H195ZM198 133H199V135H200V133H203V132H202V130H201V132H198ZM198 133H197V134H198ZM224 133H225L224 135H226V132H224ZM237 133H238V131H237ZM237 133H236V134H237ZM248 133H249V132H248ZM251 133H253V132H251ZM255 133H257V132H255ZM24 134L27 135L26 133H24ZM43 134H44V133H43ZM57 134H58V133H57ZM92 134L95 135L96 133H95V132H92ZM132 134H133V132H132ZM134 134H135V133H134ZM168 134H169V133H168ZM190 134H189V135H190ZM204 134H205V133H203V135H204ZM206 134H207V132H206ZM227 134H228V133H227ZM244 134H245V133H244ZM249 134H250V133H249ZM257 134H258V133H257ZM68 135H69V134H68ZM82 135H83V134H82ZM102 135H103V134H102ZM106 135H107V133H106ZM106 135H105V136H106ZM127 135L129 136V134H127ZM146 135H147V134H146ZM166 135H167V134H166ZM166 135H165V136H166ZM169 135H171V134H169ZM169 135H168V136H169ZM189 135H188V137H189ZM201 135H202V134H201ZM211 135H212V134H211ZM229 135H230V133H229ZM229 135H228V136H229ZM233 135H234V134H233ZM239 135H240V134H239ZM253 135H254V134H253ZM19 136H22V135H19ZM40 136H43V135L40 134ZM83 136H85V135H83ZM88 136H89V135H88ZM90 136H91V135H90ZM130 136H131V134H130ZM133 136H136V135H133ZM165 136H164V138H165ZM173 136H174V135H173ZM226 136H227V135H226ZM226 136H224V137H226ZM228 136H227V137H228ZM236 136H237V135H236ZM244 136H246V135H244ZM25 137H26V136H25ZM25 137H23V138H25ZM38 137H39V136H38ZM80 137H81V136H80ZM80 137H79V138H80ZM94 137H95V136H94ZM96 137H98V135H96ZM116 137H117V135H116ZM126 137H127V136H126ZM143 137L145 138V140L147 139L145 136H141V138H143ZM150 137H151V136H150ZM188 137H187V138H188ZM190 137H191V136H190ZM218 137H219V136H218ZM234 137H235V136H234ZM246 137L248 138L249 136H246ZM258 137H263V135H259ZM18 138H19V137H18ZM23 138H20L21 140H23L22 142H24V143L27 142L26 140H28V139L26 138V140H24ZM70 138L74 139V137H70ZM84 138H85V137H84ZM102 138H103V140H105L107 146L110 145V144H114V143H113L114 141L112 142V140H111L112 143H108V141L110 142V138H108V141H106V139H104V137H102ZM105 138H106V137H105ZM112 138H113V137H112ZM117 138H118V137H117ZM128 138H129V137H128ZM128 138H127V140H128L129 142H130L131 140H133V139H131V138H130L131 140H129ZM133 138H134V137H133ZM136 138H137V137H136ZM155 138H156V137H155ZM157 138H158V137H157ZM161 138H162V137H161ZM168 138H169V137H168ZM192 138H193V137H192ZM220 138H221V137H220ZM238 138H239V137H238ZM238 138H235V139L238 140ZM20 139H19V140H20ZM41 139H42V138H41ZM46 139H47V138H46ZM52 139H53V138H52ZM55 139H56V138H55ZM58 139H59V137H58ZM58 139H56V140H58ZM62 139H63V138H62ZM88 139H89V138H88ZM90 139H93L92 136H91ZM95 139H96V138H95ZM115 139H116V138L114 137V140H115ZM138 139H139V138H138ZM148 139H149V137H148ZM151 139H152V138H151ZM165 139H166V138H165ZM225 139H226V138H225ZM225 139H224V141H226ZM235 139H234V138H231L232 141H234ZM245 139H246V138H245ZM248 139H249V141H248V140H247V141L244 140L245 143H246V142H250V141L252 142L251 137L248 138ZM250 139H251V140H250ZM254 139H255V138H254ZM258 139H259V138H258ZM261 139H262V138H261ZM263 139H264V138H263ZM21 140H20V141H21ZM39 140H40V138H39ZM44 140H45V139H44ZM44 140H43V141H44ZM59 140H60V139H59ZM65 140H66V138H65ZM159 140H160V139H159ZM179 140H180V138H179ZM186 140H189V139H186ZM194 140H195V139H194ZM199 140H200V139H199ZM228 140L230 141V138H229ZM237 140H236V141H237ZM239 140H240V139H239ZM28 141H29V140H28ZM30 141H32V140H30ZM50 141H51V140H50ZM52 141H53V143H54V140H52ZM66 141H67V140H66ZM66 141L63 140V143H65ZM71 141H72V140H71ZM82 141H83V140L80 139V143H81ZM89 141H90V140H89ZM116 141H118V140H116ZM119 141H120V140H119ZM119 141H118V142H119ZM123 141H124V140H122V142H123ZM149 141H150V140H149ZM164 141H165V140H164ZM184 141H185V139H184ZM203 141H204V140H203ZM236 141H235V142H236ZM259 141L263 142L264 140L262 141V140L259 139ZM3 142H4V143H3ZM22 142H21V143H22ZM36 142H37V140H36ZM38 142H40V141H38ZM41 142H42V141H41ZM46 142H47V141H46ZM46 142H45V143L42 142V144H41L40 147H42V148L46 151V154H47V153L50 154V151H51L50 149H51L52 147L49 146L50 142H49V144L46 143ZM56 142H57V141H56ZM59 142H60V141H59ZM59 142H58V144L61 145L60 143L62 142V140H61L60 143H59ZM69 142H70V140L67 141L66 143L70 146L73 142H72V143H69ZM75 142H76V140H75ZM75 142H74V143H75ZM77 142L79 143L78 140H77ZM105 142H104V143H105ZM122 142H121V144H122ZM124 142H126V141H124ZM124 142H123V144H124ZM131 142H133V141H131ZM159 142H160V141H159ZM178 142H179V141H178ZM220 142H221V141H220ZM227 142H228V141H227ZM239 142L241 143V141H239ZM51 143H52V142H51ZM66 143H65V144H66ZM78 143H77V144H78ZM94 143H95V141H94ZM96 143H97V142H96ZM99 143H101V142H99ZM104 143H103V144H104ZM127 143H128V142H127ZM127 143H126V144H127ZM134 143H137V141L134 142ZM134 143H133V145H136V144H134ZM139 143H140V140H139ZM141 143H142V142H141ZM146 143H147V142H146ZM173 143H174V142H173ZM176 143H177V142H176ZM179 143H180V142H179ZM194 143H195V142H194ZM198 143H199V142H198ZM198 143H197V144H198ZM206 143H207V141H206ZM208 143H209V142H208ZM221 143H222V142H221ZM11 144H12V142L10 143V145H11ZM31 144H32V143H31ZM34 144H36V143H34ZM39 144H40V143H39ZM39 144H38V145H39ZM55 144H56V143H55ZM55 144H54V145H55ZM65 144H64V145L62 144V145L65 146ZM75 144H76V143H75ZM84 144H86V143H84ZM106 144H105V145H106ZM117 144H118V143L116 142V145H117ZM121 144L117 145V147H118V148H121V147H119ZM128 144H129V143H128ZM131 144H132V143H131ZM152 144H153V143H152ZM158 144H159V143H158ZM186 144H188V143H186ZM202 144H203V143H202ZM204 144H205V143H204ZM213 144H214V143H213ZM235 144H236V143H235ZM241 144H242V143H241ZM243 144H244V142H243ZM247 144H248V143H247ZM249 144H251V143H249ZM10 145H8V146H10ZM17 145H18V144H17ZM32 145H33V144H32ZM32 145H31V146H32ZM90 145H91V144H90ZM114 145H115V144H114ZM174 145H175V144H174ZM183 145H185V143H184ZM189 145H190V144H189ZM189 145H188V146H189ZM194 145H195V144H194ZM231 145H232V144H231ZM237 145H238V143H237ZM257 145H259V144H257ZM261 145H262V144H261ZM261 145H260V146H261ZM19 146H20V145H19ZM56 146H58V145H55L54 149L56 148ZM81 146H82V145H81ZM93 146H94V144H93ZM103 146H104V145H103ZM111 146H112V145H111ZM111 146H110V147H111ZM156 146H157V145H156ZM170 146H172V145H170ZM175 146H178V143H177V145H175ZM188 146L185 145L184 148H185V147L187 148ZM211 146L213 147V145H210V147H211ZM215 146H216V145H215ZM217 146H218V145H217ZM246 146H247V145H246ZM20 147H21V146H20ZM34 147H36V146L34 145L33 147L29 148V150H30V155L32 154V152H34V151H38V152H34V154L39 153L38 155H39L40 158H41L40 153L43 154L44 151L41 152V149H40V150H39L38 148H35V149H34ZM37 147H38V146H37ZM50 147H51V148H50ZM58 147H59V146H58ZM60 147H61V146H60ZM60 147H59V148H60ZM70 147L72 148V146H70ZM95 147H96V145H95ZM104 147H106V146H104ZM122 147H124V146H122ZM165 147H166L167 149L169 148V147H167V146H165ZM178 147L181 149L180 145H179ZM225 147L227 148L226 145H225ZM228 147H229V146H228ZM9 148H10V147H9ZM9 148H8V149H9ZM12 148H13V146H12ZM22 148H23V147H22ZM26 148L28 149V147H25V149H26ZM75 148H76V147H75ZM81 148H82V147H81ZM83 148H84V150H85V147H83ZM89 148H91V147H89ZM100 148H101V146H100ZM125 148H126V146L124 147V149H125ZM136 148H137V147H136ZM141 148H142V147H141ZM172 148H173V147H172ZM186 148H185V149H186ZM188 148H189V147H188ZM201 148H202V150L206 149V147H204V148L201 147ZM235 148H237V147L235 146ZM235 148H234V150H235ZM10 149H11V148H10ZM17 149H19V148H17ZM52 149H53V148H52ZM65 149H66V147H65ZM67 149H69V148H67ZM77 149H79V148H77ZM101 149H102V148H101ZM103 149H104V148H103ZM113 149H114V148H113ZM115 149H116V148H115ZM121 149H122V148H121ZM121 149H120V150H121ZM157 149H158V148H157ZM159 149H160V147H159ZM164 149H165V148H164ZM175 149H177V151H178V148H177V147H176ZM191 149H192V147H191ZM229 149H230V147H229ZM229 149H228V150H229ZM29 150H28V151H29ZM56 150H60V151H61V149H57V148H56ZM74 150H75V149H74ZM84 150H83V153H84ZM92 150H93V149H92ZM94 150H95V149H94ZM104 150H105V149H104ZM117 150H118V149H117ZM120 150H119V151H120ZM150 150H152V149H150ZM169 150H170V149H169ZM169 150H168V151H169ZM182 150H183V148H182ZM215 150H216V149H215ZM215 150H214V151H215ZM231 150H232V149H231ZM243 150H244V149H243ZM11 151H12V149H11ZM15 151H16V150H15ZM18 151H19V150H18ZM23 151H25V150H23ZM39 151H40V152H39ZM85 151H86V150H85ZM87 151H90V150L87 149ZM107 151H108V149H107ZM111 151H112V150H111ZM119 151H118V152H119ZM124 151L126 152V151H128V149H127V150H124ZM130 151H132V150H130ZM130 151H129V152H130ZM159 151H160V150H159ZM164 151H166V150H164ZM171 151H172V150H171ZM173 151H174V148H173ZM175 151H176V150H175ZM184 151L186 152V150H183V152H184ZM194 151H195V150H194ZM232 151H233V150H232ZM236 151H237V150H236ZM238 151H239V148H238ZM254 151H255V150H254ZM257 151H258V150H257ZM261 151H262V150H261ZM261 151H260V152H261ZM5 152H6V151H5ZM20 152H21V148H20ZM56 152H57V151H56ZM61 152H63V150H62ZM64 152H65V151H64ZM91 152H92V151H91ZM112 152H113V151H112ZM118 152H117V153H118ZM135 152H136V151H135ZM141 152H144V151H141ZM146 152H147V151H145V153H146ZM185 152H184V153H185ZM195 152H196V151H195ZM195 152H194V153H195ZM199 152H201L200 149H199ZM205 152L207 153V151H205ZM234 152H235V151H234ZM260 152H259V153H260ZM9 153H10V152H9ZM17 153H18V152H17ZM86 153H87V152H86ZM117 153L115 152V155H116ZM123 153H124V152H123ZM123 153H118V154H119V155H122ZM127 153H128V152H127ZM147 153H148V152H147ZM149 153H150V152H149ZM179 153H180V152H179ZM179 153H178V155H179ZM186 153H187V152H186ZM208 153H209V151H208ZM224 153H225V151H224ZM259 153H257V154L259 155ZM4 154H5V153H4ZM46 154L44 153V155H46ZM59 154H60V152H59ZM64 154H67V153H64ZM79 154H80V153H79ZM88 154H89V153H88ZM97 154H99V153L97 152ZM97 154H96V156H97ZM113 154H114V153H113ZM157 154H158V153H157ZM167 154H168V153H167ZM176 154H177V153H176ZM181 154H182V153H181ZM192 154H193V152H192ZM192 154H191V155H192ZM201 154H202V153H200V156L202 157ZM210 154H211V153H209V155H210ZM212 154H213V153H212ZM228 154H229V153H228ZM248 154L250 155V153H248ZM254 154H256V153H254ZM8 155H9V154H8ZM23 155H25V154H23ZM53 155H54V154H53ZM68 155H69V154H68ZM81 155H82V154H81ZM94 155H95V154H94ZM107 155H109V157H110L112 154H107ZM119 155H118V156H119ZM124 155H126V154L124 153ZM141 155H142V153H141ZM162 155H163V154H162ZM172 155H174V153H173ZM172 155H170V153H169V156H172ZM194 155H195V154H194ZM234 155H235V154H234ZM263 155H264V154H263ZM263 155H261L262 158H263ZM48 156H49V155H47V157H48ZM58 156H59V155H58ZM69 156H70V155H69ZM102 156H103V155H102ZM128 156H129V155H128ZM138 156H139V155H138ZM159 156H161V154L158 155V157H159ZM163 156H164V155H163ZM165 156H166V154H165ZM165 156H164V157H165ZM175 156H176V155H175ZM182 156H184V155H182ZM200 156H199V157H200ZM0 157H1V156H0ZM28 157H29V154H28ZM28 157H27V158H28ZM37 157H38V156H37ZM47 157H46V158H47ZM50 157H51V154H50ZM59 157H60V156H59ZM67 157H68V156H67ZM82 157H83V155H82ZM82 157H81V159H82ZM104 157H106V156H104ZM104 157H103V159H104ZM109 157H106V158L110 159ZM111 157H112V156H111ZM114 157H115V156H114ZM141 157H142V156H141ZM147 157H148V155H147ZM172 157H173V156H172ZM172 157H171V158H170V157L167 158L166 162H168L169 159H170V161L175 160V159H173ZM176 157H177V156H176ZM180 157H181V156H180ZM188 157H189V156H188ZM197 157H198V156H197ZM201 157H200V159H201ZM203 157H205V155H204ZM225 157H226V156H225ZM235 157H236V156H235ZM235 157H232V158H234L233 161H236V160H235ZM257 157H258V156H257ZM1 158H2V157H1ZM1 158H0V159H1ZM17 158H18V157H17ZM17 158H15L14 161H16ZM20 158H21V157H20ZM20 158H19V159H20ZM29 158H30V157H29ZM31 158H33V157H31ZM40 158H38V159H39V160H42V159H40ZM43 158H44V157H43ZM88 158H89L88 160H89L90 162L93 161V160L95 159L94 156H93V154H90V156H88ZM101 158H102V157H101ZM118 158H119V157H118ZM118 158H115V159H118ZM129 158H130V157H129ZM152 158H153V157H152ZM152 158H151V159H152ZM185 158H187V157H185ZM189 158H192V159H193L194 156H191V157H189ZM223 158H224V157H223ZM232 158H231V159H232ZM12 159H14V158H12ZM22 159H24V158H22ZM33 159H34V158H33ZM54 159H56V158H54ZM54 159H53V160H54ZM115 159H114V161H115ZM130 159H131V158H130ZM130 159H128V160H130ZM203 159H204V158H203ZM224 159H225V158H224ZM231 159H230V160H231ZM239 159H240V157H239ZM251 159H252V157H251ZM3 160H4V161H3ZM7 160H8V159H7ZM25 160H27V159H25ZM39 160H38V161H39ZM48 160H49V159H48ZM50 160H51V159H50ZM57 160H59V159H57ZM57 160H56V161H57ZM63 160H65V159H63ZM69 160H70V158H69ZM69 160H68V161H69ZM77 160H78V159H77ZM79 160H80V159H79ZM85 160H86V159H85ZM95 160H97V159H95ZM98 160H100V159H98ZM98 160L96 161V163L99 162ZM101 160H102V159H101ZM101 160H100V161H101ZM122 160H123V159H122ZM125 160H126V159H124V161H125ZM138 160H139V159H138ZM161 160H163V159H161ZM190 160H191V159H190ZM193 160H194V159H193ZM212 160H213V159H212ZM10 161H11V160H10ZM17 161H18V160H17ZM36 161H37V160H36ZM82 161H84V160L82 159ZM82 161H81V162H82ZM103 161H104L103 163H107L108 165H109V163H111V162H109V161H108V162H109V163H108V162H107V159H106V161H105V159H104ZM110 161H111V160H110ZM130 161H131V160H130ZM136 161H137V160H135V162H136ZM163 161H165V160H163ZM170 161H169V162H170ZM198 161H199V160H198ZM220 161H221V160H220ZM239 161H240V160H239ZM246 161H247V160H246ZM246 161H244V162H246ZM28 162H30V163H28ZM28 162L26 161V162L24 163V165H23V169H22V173H21V176L24 177V178H26V180L28 181V189L30 188V189L35 190V191H38V192H39V191H40V192H41V191H45V192L42 193V194L39 193V194H37L36 196H34V195L31 194V195L34 196L35 198L33 197V198H34L33 201L31 200V202H30V206H29V204L26 202V203L28 204V205H27V204H26V205L29 206V208L25 209L26 207H24V208H23L24 210L21 212V214H18V216L16 215V216H17V217H16V216H15V213H14V212H15V211H14V208H15V207H14V202H15L17 199L15 200V199H14V196H15V195H14V194L12 195V192H13V191L11 192V190H7V191H5V192H6V193H5V192H4L5 188H0V206L2 207V206H4V204H5V202H4V200H3L4 193H5V195H6L5 197L8 196V199H7V200L10 202V204H12L11 206H10V204H9L10 207H8V208L6 209V212H7L8 215H10V217L5 218V217L2 216V215H1V217H0V219H1V220H0V231H4L5 228H7V227H10V228L12 229L13 226L16 225L17 223L28 222L29 220L27 221V220H25V219H26V218L28 217V215L30 214V216H31V222L33 223L32 225L34 226L35 231H38V232H39V234H38V235H39V239H40L43 243L51 242V241L54 240V238H56V237L58 236V234H59V233L62 231V229H63V228H61V224H62V223H61L60 218H57V217H58V216H57L58 214L56 215V208H54V206H55L54 203H56L55 201L60 199V198H58V197H56V196H57L58 193L61 192V190H60V192H59V191H58L59 189H58L56 193H52V192H50L51 189H52V187H53L54 181L48 176L49 174H48V172H47V170H46V168L48 167L47 165H46V167H44V166L42 167V165H40V163H38V162L36 163V162L33 161V160H29ZM43 162H44V161H43ZM50 162H51V161H50ZM66 162H67V160H66ZM69 162H70V161H69ZM94 162H95V161H94ZM94 162H93V163H94ZM115 162H117V161H115ZM139 162H140V161H139ZM173 162H174V161H173ZM187 162H188V159H187ZM199 162H202V159H201V161H199ZM199 162H198V163H194L193 161H191V164H192V163H193V164H199ZM204 162H205V160H204ZM204 162H203V163H204ZM207 162H208V161H207ZM226 162H227V161H226ZM228 162H229V161H228ZM228 162H227V163H228ZM260 162H261L262 164L264 163L263 161H260ZM6 163H7V162H6ZM6 163H5V158H3L2 161H1V164H0V168H1V169H4V168L7 166ZM17 163H18V162H17ZM17 163H15V164H17ZM19 163H20V162H19ZM32 163H35V165H37V169H35V170H34V168L32 169V167H31V165H33ZM60 163H61V160H60ZM83 163H84V162H83ZM96 163H94L93 165L87 166V167H85V166L83 165V167H84L85 169H84L83 171H80V173H84V174H86V175L88 174V176H89V175H91V176H89L87 179H84V177H85V176H84V177H83L84 180L81 179V178H79L77 181H78V183H80L82 186H84V187L86 188V190H88V191H89V189H93V190H94L95 188H96V189L98 188L99 191H98V190H95V191H94V192H95L94 194H98V195H99V194H103L105 191L107 192V191L109 190L108 188H110L109 186H111V185H110L111 179L109 180L110 182H109V186H108V183L106 182V178H105L106 173H105V176L102 175V174H99V173L97 172L98 167H97V164H96ZM131 163H132V161H131ZM157 163H159V162H157ZM162 163H164V162H161V164H162ZM249 163H250V162H249ZM15 164L13 163L12 166L15 165ZM42 164H43V163H42ZM44 164H45V163H44ZM62 164H63V163H62ZM114 164H115V163H114ZM116 164H117V163H116ZM116 164H115V165H116ZM124 164H125V163H124ZM124 164H123V165H124ZM159 164H160V163H159ZM177 164H178V163H177ZM185 164H187V163H185ZM189 164H190V163H189ZM189 164H188V165H189ZM193 164H192V165H193ZM253 164H254V163H253ZM10 165H11V164H10ZM10 165H9V166H10ZM111 165H112V164H110L109 166L111 167ZM126 165H127V164H126ZM131 165H132V164H131ZM149 165H150V164H149ZM157 165H158V164H157ZM165 165H166V164H165ZM165 165H164V166H165ZM183 165H184V164H183ZM205 165L207 166V164H205ZM238 165H239V164H238ZM249 165H250V164H249ZM20 166H21V165H20ZM20 166L18 165V167H19L18 169L21 168ZM69 166H71V165H69ZM69 166H68V167H69ZM76 166H78V165H75L74 168H76ZM104 166H105V164H104ZM127 166H128V165H127ZM150 166H151V165H150ZM152 166H153V164H152ZM152 166H151V167H152ZM173 166H174V165H173ZM173 166H172V167H173ZM190 166H191V165H190ZM193 166H194V165H193ZM193 166H191V167H192L191 169L196 170L197 168L194 169ZM198 166H199V165H197V166H195V167H198ZM243 166H244V165H243ZM263 166H264V164H263ZM63 167H64V166H63ZM78 167H80V166H78ZM78 167H77V168H78ZM102 167H103V166H102ZM133 167H134V165H133ZM137 167L139 168V165H137ZM146 167L148 168V166H146ZM151 167H150V168H151ZM156 167H157V166H156ZM160 167H161V166H160ZM201 167L203 168V167H204V164H203ZM207 167H208V166H207ZM249 167H250V166H249ZM252 167H253V166H252ZM252 167H251V168H252ZM257 167H258V166L254 167L253 170H254L255 168L257 169ZM260 167H262V166H260ZM55 168H56V167H55ZM65 168H66V167H65ZM103 168H104V167H103ZM111 168H112V167H111ZM115 168H116V166H115ZM134 168H135V167H134ZM134 168H133V170H134ZM174 168H175V167H174ZM220 168H221V167H220ZM231 168H232V167H231ZM6 169H9V168H6ZM18 169H17V170H18ZM31 169H32V170H31ZM48 169H49V168H48ZM52 169H53V168H52ZM104 169H105V168H104ZM109 169H110V168H109ZM120 169H121V167H120ZM122 169H123V166H122ZM127 169H128V171L130 170V171L128 172V174H129V173L132 171V170H131V169H132V166L128 167ZM159 169H160V168H159ZM167 169H168V168H167ZM169 169H171V168H169ZM169 169H168V170H169ZM172 169H173V168H172ZM199 169H200V168L198 167V169H197L196 171H198ZM203 169H204V168H203ZM11 170H12V169H11ZM11 170H10V171H11ZM17 170H13V171H17ZM61 170H62V168H61ZM100 170H101V169H100ZM112 170H115V169H112ZM124 170H125V169H124ZM139 170H140V168L138 169V171H139ZM150 170H151V169H150ZM177 170H178V169H177ZM201 170H202V169H201ZM218 170H219V169H218ZM257 170H259V168H258ZM20 171H21V170H20ZM62 171H63V170H62ZM71 171H72V170H71ZM102 171H104V170H102ZM107 171H108V170H107ZM116 171H117V168H116ZM116 171H114V172H116ZM120 171H121V170H120ZM120 171H119V172H120ZM160 171H161V170H160ZM163 171H164V170H163ZM170 171H172V170H170ZM175 171H176V170H175ZM199 171H200V170H199ZM231 171H232V170H231ZM255 171H256V170H255ZM4 172H5V170H4ZM60 172H61V171H60ZM104 172H105V171H104ZM123 172H124V171H123ZM123 172H122V173H123ZM139 172H140V171H139ZM150 172H153V171H150ZM154 172H155V171H154ZM156 172H157V170H156ZM156 172H155V173H156ZM164 172H165V171H164ZM167 172H168V171L166 170V173H167ZM186 172H187V171H186ZM188 172H190V171H188ZM211 172H212V171H211ZM11 173H12V171H11ZM11 173H10V174H11ZM14 173L17 175L16 172H14ZM19 173H20V172H19ZM19 173H18V175L20 176ZM69 173H70V172H69ZM101 173H102V172H101ZM110 173H111V172H110ZM116 173H117V172H116ZM131 173H132V172H131ZM162 173H163V172H162ZM162 173H161V174H162ZM174 173H175V172H174ZM177 173H178V172H177ZM183 173H184V172H183ZM196 173H198V172H196ZM217 173H218V171H217ZM230 173H231V172H230ZM247 173L249 174V173H251V171L249 170V171H247ZM252 173H253V172H252ZM7 174H9V173L7 172ZM7 174L4 173L3 175H7ZM54 174H55V173H54ZM60 174H61V173H60ZM119 174H121V173H119ZM150 174H151V176H153L152 173H150ZM156 174H157V173H156ZM161 174L158 173L159 177H160ZM191 174H192V173H191ZM221 174H222V173H221ZM257 174H258V173H257ZM13 175H14V174H13ZM111 175H112V174H111ZM121 175H122V174H121ZM158 175H157V176H158ZM198 175H200V174H198ZM198 175L196 174L195 176H198ZM211 175H212V174H211ZM253 175H255V174H253ZM253 175H252V176H253ZM261 175L263 176L264 174L261 173ZM261 175H259V176L261 177ZM8 176H9V175H8ZM8 176H7V178H9ZM19 176H18V177H19ZM52 176H53V173H52ZM61 176H62V175H60V180H61ZM73 176H74V175H73ZM112 176H114V174H113ZM119 176H120V175H119ZM119 176H118V178H119ZM135 176H136V175H135ZM154 176H155V175H154ZM161 176H162V175H161ZM163 176H164V174H163ZM168 176H169V175H168ZM177 176H178V175H177ZM1 177H2V174H1L0 178H1ZM81 177H82V176H81ZM106 177H107V176H106ZM121 177H122V176H120V178H121ZM128 177H129V176H128ZM128 177H127V174H126V178H128ZM159 177H158V178H159ZM174 177H175V176H174ZM205 177H207V176H205ZM227 177H228V176H227ZM257 177H258V176H257ZM257 177H256V178H257ZM69 178H70V177H69ZM120 178H119V180H120ZM131 178H132V177H129L128 179L131 180ZM138 178H139V177H138ZM149 178H150V177H149ZM151 178H152V177H151ZM164 178H165V177H164ZM164 178H163V179H164ZM167 178H168V177H166L165 179H167ZM169 178H170V177H169ZM189 178H190V177H189ZM192 178H193V177H192ZM203 178H204V177H203ZM210 178H211V177H210ZM213 178H215V177H213ZM234 178H235V176H234ZM1 179H2V178H1ZM3 179H5V178H3ZM11 179H12V178H11ZM21 179H22V178H21ZM53 179H54V177H53ZM121 179H122V178H121ZM123 179H124V178H123ZM123 179H122V180H123ZM134 179H137V178L134 177ZM156 179H157V178H156ZM6 180H7V179H6ZM6 180H5V181H6ZM71 180H72V179H71ZM125 180H126V181H124L125 183H128V182H129V181L127 182V179H125ZM207 180H209V179H207ZM212 180H213V179H212ZM215 180H216V179H215ZM215 180H213V181H215ZM219 180H220V179H219ZM225 180H226V179H225ZM236 180H237V179H236ZM259 180H260V179H259ZM77 181H75V182L77 183ZM117 181H118V179H117ZM133 181H134V180H133ZM154 181H155V180H154ZM154 181H153V182H154ZM161 181H164V180H161ZM174 181H175V180H174ZM213 181H212V182H213ZM220 181H222V180H220ZM256 181H258V180L256 179ZM260 181H261V180H260ZM1 182H2V181H1ZM3 182H4V181H3ZM21 182H22V181H21ZM61 182H63V181L61 180ZM64 182H66V180H65ZM73 182H74V181H73ZM121 182H122V181L120 180L119 183H121ZM131 182H132V181H131ZM134 182H135V181H134ZM139 182H140V181H139ZM139 182H138V183H139ZM147 182H148L147 180L144 181L145 184H146ZM149 182H150V181H149ZM151 182H152V181H151ZM153 182H152V183H153ZM193 182H195V180H194ZM200 182H201V181H200ZM263 182H264V181H263ZM9 183H11V182H9ZM18 183H19V182H17V183H12V184H15V185H16V184H18ZM23 183H24V182H23ZM68 183H69V182H68ZM70 183H71V181H70ZM113 183L116 184V182H114V180H113ZM129 183H130V182H129ZM135 183H136V182H135ZM140 183H141V182H140ZM164 183H165V182H164ZM240 183H241V185H242V182H240ZM245 183H246V182H245ZM251 183H253V182H251ZM257 183H258V182H257ZM259 183H260V182H259ZM259 183H258V184H259ZM1 184H4V183H1ZM19 184H20V183H19ZM19 184H18V185H19ZM111 184H112V182H111ZM117 184H118V183H117ZM145 184H144V186H145ZM147 184H148V183H147ZM158 184H159V183H158ZM160 184H161V183H160ZM160 184H159V185H160ZM205 184H206V183H205ZM208 184H209V182H208ZM217 184H218V183H217ZM238 184H239V183H238ZM243 184H244V183H243ZM246 184H248V183H246ZM258 184H257V185H258ZM9 185H10V184H9ZM68 185H69V184H68ZM137 185H138V184H137ZM148 185H151V184H148ZM156 185H157V184H156ZM161 185H162V184H161ZM161 185H160V186H161ZM241 185H240V187H241ZM255 185H256V184H255ZM257 185H256V186H257ZM2 186H4V185H2ZM10 186H11V185H10ZM20 186H21V185H20ZM64 186H65V185H64ZM70 186H72V185H70ZM74 186H75V185H74ZM76 186H78V184H77ZM76 186H75V187H76ZM157 186H158V185H157ZM157 186H156V187H157ZM189 186L192 187L193 185H192V186L189 185ZM202 186H203V185H202ZM236 186H237V185H236ZM0 187H1V186H0ZM16 187H17V186H16ZM61 187H62V186H61ZM65 187H66V186H65ZM78 187H80V185H79ZM116 187H117V185H116ZM141 187H142V186H141ZM165 187H166V186L164 185V188H165ZM180 187H181V186H180ZM203 187H205V185H204ZM253 187H254V186H253ZM6 188H7V187H6ZM12 188H13V187H11V189H12ZM23 188H25V187H23ZM55 188H56V187H55ZM68 188H69V186H68ZM70 188H71V187H70ZM99 188H100V189H99ZM114 188H115V186H114ZM119 188H121V187L119 186ZM211 188H212V187H211ZM218 188H220V187H218ZM226 188H228V186H227ZM245 188H246V186H245ZM28 189H27V190H28ZM56 189H57V188H56ZM66 189H67V188H66ZM72 189H73V188H72ZM74 189H75V188H74ZM74 189H73V190H74ZM83 189H84V188L77 189V191L73 192V193L71 194L70 197L73 198V199H74V198H75V199H78V197L80 198L81 196H79V195L82 193ZM110 189H112V187H111ZM130 189H131V188H130ZM144 189H145V188H144ZM146 189H147V187H146ZM167 189H168V188H167ZM194 189H195V187H194ZM248 189H249V188H248ZM253 189H254V188H253ZM257 189H258V188H257ZM260 189H261V188H260ZM13 190H14V189H13ZM24 190H25V189H24ZM63 190H64V189H63ZM70 190H71V189H70ZM142 190H143V189H142ZM148 190L150 191L149 188H148ZM155 190H156V189H155ZM189 190H190V189H188L187 191H189ZM200 190H201V189H200ZM68 191H69V189H68L67 191L65 190V193L68 192ZM118 191H119V190H118ZM126 191H127V190H126ZM131 191H132V190H131ZM138 191H139V190H138ZM153 191H154V190H153ZM157 191H159V190L157 189ZM164 191H165V189H164ZM167 191H168V190H166V192H167ZM178 191H179V190H178ZM196 191H197V189H196ZM236 191H237V190H236ZM128 192H129V191H128ZM147 192H148V191H147ZM168 192H169V191H168ZM181 192H182V191H180L179 193H181ZM232 192H233V191H232ZM245 192H246V190H243L241 194H246L247 192H246V193H245ZM261 192H262V191H260V193H261ZM263 192H264V191H263ZM62 193H64V192H62ZM113 193H114V192H113ZM117 193H118V192H117ZM119 193H120V192H119ZM119 193H118V194H119ZM126 193H127V192H126ZM126 193H125V194H126ZM131 193H134V192L132 191ZM157 193H158V192H157ZM186 193H187V192H186ZM208 193H209V192H208ZM82 194H83V193H82ZM90 194H91V193H90ZM121 194H122V193H121ZM129 194H130V192H129ZM145 194H146V192H145ZM151 194H152V193H151ZM154 194H155V192H154ZM159 194L162 196L161 193H159ZM159 194H158V195H159ZM201 194H202V193H201ZM58 195H61V194H58ZM64 195H65V194H64ZM67 195H70V194H67ZM131 195H132V194H131ZM131 195H130V196H131ZM149 195H150V194H149ZM160 195H159V196H160ZM164 195H165V194H164ZM164 195H163V196H164ZM170 195H172V192L170 193ZM175 195H176V194H175ZM187 195H188V194H187ZM195 195H196L195 198H198L197 193H196ZM198 195H199V194H198ZM229 195H231V194L229 193ZM255 195H256V194H255ZM261 195H263V194H261ZM24 196H25V195H24ZM32 196H31V198H32ZM86 196H87V195H86ZM95 196H96V195H95ZM101 196H102V195H101ZM113 196H115V195H113ZM143 196H144V195H143ZM147 196H148V195H147ZM219 196H220V195H219ZM243 196H244V195H243ZM263 196H264V195H263ZM27 197H28V196H27ZM66 197H67V196H66ZM66 197H65V196L61 197V198H64V200H65V201H64V202L66 203L65 206H67V203H68V201H69V198L67 199L68 201H66ZM82 197H85V194H84V196L82 195ZM108 197H109V196H108ZM123 197H124V196H123ZM131 197H132V196H131ZM199 197H200V195H199ZM202 197H203V196H202ZM204 197H206V195H205ZM240 197H241V196H239V198H240ZM24 198H26V197H24ZM24 198H21V200H23ZM56 198H57V199H56ZM89 198H90V197H89ZM103 198H104V197H103ZM151 198H154V197L151 196ZM158 198H159V197H158ZM172 198H174V197H172ZM177 198H178V197H177ZM221 198H222V197H221ZM225 198H226V196H225ZM225 198L223 197L222 200H224ZM239 198H238V199H239ZM241 198H242V197H241ZM243 198H244V197H243ZM260 198H261V196H259V195L255 196L256 207H259V206L261 205V200H260ZM55 199H56V200H55ZM105 199H106V198H105ZM115 199H116V197H115ZM128 199H129V198H128ZM145 199H146V196H145ZM145 199H143V200H145ZM200 199H202V198H200ZM205 199H206V198H205ZM5 200H6V199H5ZM21 200H20V201H21ZM70 200H71V199H70ZM81 200H84V198L81 199ZM85 200H86V199H85ZM100 200H102V199H100ZM103 200H104V199H103ZM103 200H102V201H103ZM125 200H127V199H125ZM150 200L152 201V199H150ZM158 200H159V199H158ZM172 200H173V199H172ZM187 200H189V199H187ZM198 200H199V199H198ZM234 200H236V199H234ZM27 201H28V200H27ZM72 201H73V200H72ZM75 201H77V200H75ZM86 201H88V199H87ZM98 201H99V200H98ZM106 201H107V199H106ZM139 201H140V200H139ZM146 201H147V200H146ZM146 201H145V202H146ZM160 201H161V200H160ZM225 201L227 202V200H225ZM228 201H229V200H228ZM251 201H252V200H251ZM22 202H23V201H22ZM22 202H21V203H22ZM57 202H58V201H57ZM62 202H63V201H62ZM62 202H61L60 204H62ZM77 202H79V201H77ZM112 202H113V201H112ZM112 202H111V203H112ZM125 202H128V203H129V201H125ZM147 202H148V201H147ZM155 202L157 203V200H156ZM180 202H181V201H180ZM185 202H186V201H185ZM235 202H236V201H235ZM263 202H264V201H263ZM21 203H20V204H21ZM65 203H63V204H65ZM82 203H83V202H82ZM101 203H102V202H101ZM116 203H117V202H116ZM118 203H119V202H118ZM128 203H126V204H128ZM131 203H132V201H131ZM138 203H139V202H138ZM138 203H137V205H138ZM140 203H141V202H140ZM171 203H172V202H171ZM238 203H239V201H238ZM20 204H19V205H20ZM68 204H69V206H70V208H71L70 203H68ZM85 204H86V203H85ZM89 204H90V203H89ZM97 204H98V203H97ZM102 204H103V203H102ZM107 204H108V203H107ZM120 204H121V202H120ZM126 204L124 203L125 206H127ZM150 204H151V203H150ZM150 204H149V205H150ZM186 204H187V203H186ZM186 204H184V205H186ZM192 204L194 205L195 203L192 202ZM223 204H224V203H223ZM228 204H229V203H228ZM234 204H236V203H234ZM241 204H242V203H241ZM245 204H246V203H245ZM5 205H6V204H5ZM16 205H17V204H16ZM26 205H25V206H26ZM72 205H73V203H72ZM76 205H77V204H76ZM112 205H113V204H112ZM112 205H111V206H112ZM128 205H129V204H128ZM175 205H176V204H175ZM184 205H183V206H184ZM226 205H227V204H226ZM238 205H239V204H236V207H237ZM262 205L264 206V204H262ZM262 205H261V206H262ZM94 206H95V205H94ZM100 206H101V205H100ZM104 206H105V205H104ZM108 206H109V204H108ZM116 206H117V205H116ZM125 206H124V207H123V206H117L118 208H120V207L122 208V209H121V208L118 209L119 213L116 212L117 214H119L120 217H121V216H125V213H126V212H129L130 210H131V213H132V214H136V213H137V209H136V208H133V207L130 208L129 206H127L128 208H126ZM133 206H134V205H133ZM135 206H136V205H135ZM146 206H147V205H146ZM160 206H161V205H160ZM164 206H165V205H164ZM224 206H225V204H224ZM230 206H231V205H230ZM21 207H22V206H21ZM113 207H114V206H113ZM175 207H176V206H175ZM178 207H179V206H178ZM218 207H219V205H218ZM243 207H244V206H243ZM4 208H5V207H3V208H1V209L4 210ZM80 208H81V207H80ZM140 208H141V207H140ZM146 208H147V207H146ZM171 208L173 209L174 207H171ZM248 208H249V207H248ZM248 208H247V209H248ZM1 209H0V211H1ZM21 209H22V208H21ZM64 209H65V208H64ZM67 209H68V208H66V210H67ZM72 209H75V208H72ZM76 209H77V208H76ZM103 209H104V208H103ZM110 209H111V208H110ZM115 209H116V208H115ZM147 209H148V208H147ZM207 209H208V208H207ZM225 209H226V207H225ZM239 209H240V208H239ZM250 209H251V208H250ZM17 210H18V209H17ZM19 210H20V209H19ZM19 210H18V211H19ZM68 210H69V209H68ZM68 210H67V211H68ZM81 210H82V208H81ZM100 210H101V209H100ZM100 210H99V211H100ZM108 210H109V209H108ZM231 210H232V209H231ZM245 210H246V209H244V211H245ZM20 211H21V210H20ZM58 211H59V210H58ZM96 211H98V208H97ZM104 211H105V210H104ZM106 211H107V210H106ZM208 211H209V210H208ZM81 212H82V211H80V213H81ZM86 212H87V211H86ZM94 212H95V211H94ZM107 212H108V211H107ZM145 212H146V211H145ZM148 212H149V211H148ZM151 212H152V211H151ZM262 212H263V210H262ZM16 213H17V212H16ZM65 213H66V211H65ZM96 213H97V212H96ZM96 213H94V214H96ZM108 213H109V212H108ZM168 213H169V212H168ZM168 213H167V214H168ZM220 213L223 214V212H220ZM228 213H229V212H228ZM239 213H241V212H239ZM247 213H248V212H247ZM260 213H261V212H260ZM1 214H3L2 211H1ZM62 214H63V213H62ZM76 214H77V213H76ZM76 214H75V215L73 214V215L76 216ZM128 214H129V213H128ZM132 214H131V215H132ZM156 214H157V213H156ZM217 214H218V213H217ZM235 214H236V213H235ZM47 215H50V216L55 215L56 217H55L54 219H52L50 216L47 217ZM109 215L112 216L111 213H110ZM154 215H155V214H154ZM197 215H198V214H197ZM261 215H264V214L261 213ZM63 216H64V215H63ZM82 216H83V218L86 217L84 214H83ZM92 216H93V215H92ZM92 216H91V217H92ZM103 216H104V215H103ZM119 216H118V217H119ZM144 216H145V215H144ZM158 216H160V215H158ZM166 216H167V215H166ZM206 216H207V215H206ZM215 216H216V215H215ZM227 216H228V215H227ZM244 216H245V215H244ZM244 216L242 215V217H244ZM64 217H65V216H64ZM160 217H161V216H160ZM217 217H219V215H218ZM224 217H225V216H224ZM230 217H231V215H230ZM232 217H235V216H232ZM232 217H231V218H232ZM28 218H30V217H28ZM28 218H27V219H28ZM79 218H80V217H79ZM92 218H93V217H92ZM92 218H91V219H92ZM94 218H95V217H94ZM94 218H93V219H94ZM98 218H99V217H98ZM101 218H102V217H101ZM145 218H146V217H145ZM183 218H184V217H183ZM208 218H209V217H208ZM214 218H215V217H214ZM214 218H213V219H214ZM225 218H226V217H225ZM256 218H257V217H256ZM67 219H68V218H67ZM74 219H75V218H74ZM86 219L88 220V222L91 223V221H89L90 218L88 219V218L86 217ZM103 219H104V218H103ZM136 219H137V218H136ZM199 219H200V218H199ZM206 219H207V218H206ZM236 219H237V218H236ZM239 219H240V217H239ZM241 219H242V218H241ZM108 220H109V219H108ZM112 220H113V219H112ZM125 220H126V219H125ZM133 220H134V219H133ZM161 220H162V219H161ZM164 220H165V219H164ZM229 220H230V219H228L227 221H229ZM232 220H233V219H232ZM234 220H235V218H234ZM234 220H233V221H234ZM261 220H262V219H261ZM93 221H94V220H93ZM97 221H98V220H97ZM97 221L95 220V223H97ZM116 221H117V220H116ZM120 221H121V218H120ZM127 221H128V220H127ZM138 221H139V219H138ZM235 221L238 222L239 220H235ZM244 221H247V220H244ZM74 222H75V221H74ZM88 222H87V223H88ZM114 222H115V221H114ZM154 222H155V221H154ZM230 222H231V221H230ZM85 223H86V222H85ZM85 223H84V224H85ZM95 223H94V224H95ZM100 223H101V222H99V224H100ZM125 223H126V222H125ZM125 223H124V225H126ZM144 223H145L144 221H140V222H139V225L137 226V228L140 227V226H142L141 224H144ZM152 223H153V222H152ZM171 223H173V221H172ZM181 223H182V222H181ZM198 223H199V222H198ZM261 223H262V221H261L259 224H261ZM97 224H98V223H97ZM114 224H115V223H114ZM121 224H122V222H121ZM121 224H120V225H121ZM164 224H165V223H164ZM169 224H170V223H169ZM201 224H203V223H201ZM226 224H227V223H226ZM228 224H231V223H228ZM257 224H258V223H257ZM27 225H29V224H27ZM85 225H86V227H87V224H85ZM116 225H117V224H116ZM159 225H161V224H159ZM23 226H24V225H23ZM70 226H71V225H70ZM89 226H90V225H88V227H89ZM92 226L99 227V226H96V224H95V225H92ZM190 226H191V225H190ZM199 226H200V225H199ZM202 226H203V225H202ZM239 226H240V225H239ZM245 226H246V225H245ZM247 226H248V225H247ZM249 226H250V225H249ZM255 226H256V225H255ZM68 227H69V226H68ZM157 227H158V226H157ZM172 227H173V226H172ZM183 227H184V226H183ZM185 227H186V226H185ZM188 227H189V226H188ZM193 227H194V226H193ZM242 227H243V226H242ZM257 227H258V226H257ZM259 227H260V226H259ZM27 228H29V227L27 226ZM93 228H94V227H93ZM93 228H92V229H93ZM114 228H115V227H114ZM118 228H119V226H118ZM133 228H134V227H133ZM147 228H148V227H145V228L143 227V228H142L143 231L145 232L144 238L146 239L145 241L147 242V246H146V248L152 249L151 247H153V244L155 245L156 243H157L158 247L161 246V245H167V240L165 239L166 237H163V236L160 237L161 234H159V232H160V229H158L159 227H158V228H154L153 230H151V228H150V229H147ZM174 228H175V227H173V229H174ZM178 228H180V227H178ZM181 228H182V227H181ZM190 228H191V227H190ZM195 228H196V226H195ZM198 228H199V227H198ZM204 228H205V227H203V229H204ZM222 228H223V227H221L220 229H222ZM231 228H232V227H231ZM237 228H238V227H237ZM250 228H251V227H250ZM19 229H20V228H18L16 231L18 232ZM83 229H84L83 224H80V223H78V222L71 226V230L74 231V232H81V231L83 232ZM86 229H87V228H86ZM94 229H95V228H94ZM140 229H141V228H140ZM161 229H162V227H161ZM182 229H183V228H182ZM182 229H181V230H182ZM184 229H185V228H184ZM238 229H239V228H238ZM241 229H242V228H241ZM246 229H247V228H246ZM246 229H245V230H246ZM251 229H253V228H251ZM25 230H26V229L24 228V231H25ZM89 230H90V229H89ZM102 230H103V229H102ZM164 230H165V229H164ZM166 230H167V228H166ZM236 230H237V229H236ZM10 231H13V230H10ZM10 231H9V232H10ZM16 231H15V233H17ZM31 231H33V230H31ZM35 231H34V232H35ZM121 231H122V230H121ZM130 231H131V230H130ZM135 231H137V229H136ZM135 231H134V232H135ZM162 231H163V230H162ZM178 231H179V230H178ZM194 231H195V230H194ZM208 231H209V230H208ZM224 231L227 232V229H225ZM239 231H240V229H239ZM252 231H253V230H252ZM19 232H20V231H19ZM19 232H18V233H19ZM27 232H28V231H27ZM27 232H25V233H27ZM63 232H64V230H63ZM87 232H89V231H87ZM90 232H91V231H90ZM93 232H94V231H93ZM173 232H174V231H173ZM214 232H215V230H214ZM220 232L223 233V230H222V231L220 230ZM235 232H236V231H235ZM237 232H238V230H237ZM7 233H8V231H7ZM7 233H6V234H7ZM12 233H13V232H12ZM20 233H21V232H20ZM65 233H67V232H65ZM65 233H64V234H65ZM118 233H119V232H117V234H118ZM250 233H253V232H250ZM13 234H14V233H13ZM21 234H23V233H21ZM71 234H72V233H71ZM73 234H74V233H73ZM83 234H84V233H83ZM90 234H91V233H90ZM95 234H96V233H95ZM132 234H133V233H132ZM136 234H137V233H136ZM163 234H164V232H163ZM168 234H169V233H168ZM170 234H171V233H170ZM175 234H176V233H175ZM186 234H187V233H186ZM215 234H216V233H215ZM224 234H225V233H224ZM240 234H242V233H240ZM11 235H12V234H11ZM30 235H31V234H30ZM97 235H98V234H97ZM189 235H190V234H189ZM189 235H188V236H189ZM205 235H206V233H205ZM228 235H230V234H228ZM87 236H88V235L85 236V239H86ZM117 236L120 237L119 235H117ZM135 236H136V235H135ZM195 236H196V235H195ZM195 236H194V237H195ZM238 236H239V235H238ZM240 236H243V235H240ZM240 236H239V237H240ZM248 236H249V235H248ZM254 236H255V235H254ZM256 236H257V235H256ZM1 237L3 238V235H2ZM6 237L8 238V236H6ZM25 237H26V235H25ZM28 237L30 238V236H28ZM28 237H27V238H28ZM90 237H91V236H90ZM108 237H109V236H108ZM125 237H126V233H125ZM125 237H124V238H125ZM132 237H133V236H132ZM132 237H131V238H132ZM176 237H177V236H176ZM192 237H193V236H192ZM249 237H250V236H249ZM9 238H11V237L9 236ZM9 238L7 239V241L9 240ZM22 238H23V236L21 237V239H22ZM64 238H65V237H64ZM83 238H84V237H83ZM87 238H88V237H87ZM91 238H92V237H91ZM109 238H110V237H109ZM170 238H171V237H170ZM197 238H198V237H197ZM232 238L235 239V237H232ZM232 238H229V239L231 240V242H233V239H232ZM247 238H248V237H247ZM12 239H13V238H12ZM24 239H25V238H24ZM73 239H74V238H73ZM78 239H79V238H78ZM103 239H104V238H103ZM119 239H120V238H119ZM189 239H190V236H189ZM195 239H196V238H195ZM236 239H238V238H236ZM250 239H253V238H250ZM255 239H256V237H255L253 240H254V241H257V240H255ZM257 239H258V238H257ZM17 240H18V239H17ZM34 240H35V239H34ZM34 240H33V241H34ZM55 240L57 241L58 239H55ZM82 240H83V239H82ZM89 240H90V238L88 239V241H89ZM101 240H102V239H100V241H101ZM104 240H105V239H104ZM106 240H107V239H106ZM116 240L119 241L118 239H116ZM168 240H169V239H168ZM171 240H172V239H171ZM171 240H170V241H171ZM191 240H192V239H191ZM230 240H228V241L230 242ZM262 240H263V239H262ZM10 241H11V240H10ZM14 241H15V240H14ZM24 241H25V240H24ZM56 241H55V242H56ZM78 241H79V240H78ZM78 241H77V242H78ZM80 241H81V239H80ZM86 241H87V240H86ZM112 241H113V240H112ZM130 241H131V240H130ZM234 241H235V240H234ZM237 241H238V240H237ZM254 241H253V242H254ZM4 242H5V241H4ZM8 242H9V241H8ZM8 242H7V243H8ZM18 242H20V239L18 240ZM30 242H31V241H30ZM58 242H59V241H57L56 245L60 243V242H59V243H58ZM63 242H65V241H63ZM97 242H98V241H97ZM101 242H102V241H101ZM125 242H126V240H125ZM125 242H124V240H120L119 243L117 242V244H118V245H117L118 250H120V248L126 249V246H127V245H126ZM131 242L134 243L133 241H131ZM131 242H130V243H131ZM248 242H249V240H248ZM9 243H10V242H9ZM21 243H23V242H21ZM21 243H20V244H21ZM65 243H67V242H65ZM65 243H64V246L67 245V244L65 245ZM89 243H90V242H89ZM94 243H95V242H94ZM99 243H100V242H99ZM109 243H110V242H109ZM109 243H108V244H109ZM114 243H115V242H114ZM114 243H113V245L116 244V243H115V244H114ZM144 243H145V242H144ZM183 243H184V242H183ZM212 243H213V242H212ZM214 243H215V242H214ZM227 243H228V242H227ZM227 243H226V244H227ZM233 243H234V242H233ZM254 243H255V242H254ZM256 243H257V242H256ZM262 243H263V242H262ZM14 244H15V243H14ZM18 244H19V243H18ZM18 244H17V245H18ZM36 244H37V242H36ZM53 244H54V243H53ZM75 244H76V242H75ZM80 244H81V243H80ZM83 244H84V243H83ZM85 244H86V243H85ZM97 244H98V243H97ZM196 244H197V243H196ZM208 244H209V243H208ZM238 244H239V243H238ZM247 244H248V243H247ZM249 244H250V243H249ZM258 244H259V243H258ZM258 244H257V245H258ZM11 245H12V244H11ZM26 245H27V244H26ZM29 245H31V244H29ZM29 245H28V246H29ZM32 245H33V244H32ZM34 245H35V244H34ZM54 245H55V244H54ZM56 245H55V246H56ZM59 245H60V244H59ZM87 245H88V244H87ZM105 245H106V244H105ZM134 245H135V244H134ZM134 245H133V246H134ZM232 245H233V244H232ZM232 245H231V246H232ZM253 245H254V244H253ZM259 245H261V247H262V244H261V243H260ZM9 246H10V244H9ZM39 246H40V245H39ZM62 246H63V245H62ZM62 246H61V247H62ZM107 246H108V245H107ZM207 246H208V245H207ZM255 246H256V245H255ZM1 247H2V246H1ZM13 247H14V246H13ZM16 247H17V246H16ZM40 247H42V246H40ZM56 247H57V246H56ZM66 247H67V246H66ZM69 247H70V246H69ZM71 247H72V246H71ZM73 247H74V245H73ZM92 247H93V245H92ZM92 247H89V248H92ZM98 247H99V246H98ZM113 247H114V246H113ZM127 247H128V246H127ZM129 247H130V246H129ZM155 247H156V246H155ZM36 248H37V247H36ZM52 248H54V247H52ZM67 248H68V247H67ZM89 248H88V249H89ZM101 248H102V247H101ZM110 248H111V247H110ZM165 248H167V247H165ZM209 248H210V247H209ZM222 248H224V247H222ZM238 248H240V247H238ZM258 248H259V246H258ZM2 249H3V248H2ZM2 249H1V251L3 252L2 255L4 254V256H5L7 253L5 254V252H4ZM8 249H9V248H7V250H8ZM21 249H22V248H21ZM56 249H57V248H56ZM69 249H70V248H69ZM71 249H72V248H71ZM94 249H95V248H94ZM99 249H100V248H99ZM139 249H140V247H139ZM161 249H162V248H161ZM259 249H262V248H259ZM5 250H6V249H5ZM52 250H54V249H52ZM100 250H101V249H100ZM108 250H109V249H108ZM127 250H128V249H127ZM172 250H173V247H168L167 250H166V255H170L171 252H172ZM44 251H45V249H44ZM81 251H82V250H81ZM88 251H89V250H88ZM97 251H98V250H97ZM129 251H130V250H129ZM134 251H135V250H134ZM189 251H190V250H189ZM262 251H263V250H262ZM11 252H12V251H11ZM20 252H21V251H20ZM23 252H24V251H23ZM23 252H21V253H23ZM39 252H40V251H39ZM47 252H49V251H47ZM50 252H52V251H50ZM53 252H54V251H53ZM62 252L64 253V251H62ZM69 252H70V251H69ZM74 252H75V251H74ZM76 252H78V251H76ZM100 252H102V251H100ZM146 252H147V251H146ZM193 252H194V251H193ZM196 252H197V251H196ZM196 252H194V253H196ZM253 252H254V249H253ZM12 253H13V252H12ZM21 253H20V254H21ZM29 253H30V252H29ZM55 253H56V252H55ZM57 253H58V252H57ZM60 253H61V252H60ZM71 253H72V252H71ZM86 253H87V252H86ZM117 253H118V251H117L116 253H113L112 255H113V256H114V255H117ZM143 253H144V252H143ZM155 253H159V252H155ZM190 253H191V252H190ZM231 253H232V255H235V254H236V252H235L234 250H232ZM240 253H241V248H240ZM9 254H10V253H9V251H8V254H7V255H9ZM17 254H18V253H17ZM69 254H70V253H69ZM76 254H77V253H76ZM78 254H79V253H78ZM80 254H81V253H80ZM80 254H79V255H80ZM82 254H84V253L82 252ZM82 254H81V255H82ZM96 254H97V253H96ZM103 254H104V253H103ZM191 254H192V253H191ZM254 254H255V253H254ZM7 255H6V257H8ZM10 255H11V254H10ZM15 255H16V253H15ZM23 255H24V254H23ZM27 255H28V254H27ZM38 255H39V254H38ZM88 255H89V254H88ZM94 255H95V254H94ZM94 255H91L90 258H92V256H94ZM104 255H105V254H104ZM112 255H111V256H112ZM123 255L128 256V254H125V252H124ZM163 255H164V254H163ZM196 255H198V254H196ZM203 255H204V254H203ZM256 255H258V254H256ZM13 256H14V255H13ZM18 256H19V255H18ZM83 256H84V255H83ZM83 256H82V257H83ZM85 256H86V254H85ZM89 256H90V255H89ZM102 256H103V255H102ZM117 256H118V255H117ZM135 256L137 257V255H135ZM154 256H155L154 258H156V257H158V254H155ZM193 256H195V254H194ZM193 256H192V257H193ZM259 256H260V254H259ZM1 257H2V256H1ZM19 257L21 258V256H19ZM60 257H62V256H60ZM78 257H80V256H78ZM87 257H88V256H87ZM103 257H104V256H103ZM106 257H107V256H106ZM106 257H105V258H106ZM128 257H129V256H128ZM192 257L190 258L191 260L193 259ZM238 257H239V256H238ZM2 258H4V257H2ZM2 258H1V259H2ZM8 258H9V257H8ZM12 258H13V257H12ZM12 258H11V259H12ZM41 258H42V257H41ZM41 258H40V259H41ZM72 258H73V257H72ZM83 258H84V257H83ZM123 258H124V257H123ZM130 258H131V257H130ZM163 258H164V256H163ZM184 258H186V257H184ZM188 258H189V257H188ZM188 258H187V259H188ZM206 258H207V257H206ZM251 258H252V257H251ZM256 258H257V257H256ZM18 259H19V258H18ZM35 259H36V258H35ZM49 259H50V258H49ZM56 259H57V258H56ZM74 259H75V258H74ZM78 259H79V258H78ZM107 259H108V258H107ZM126 259H128V258H126ZM131 259H132V258H131ZM131 259H129L128 261H130ZM141 259H142V258H141ZM190 259H189V260H190ZM194 259H195V258H194ZM194 259H193V260H194ZM196 259H197V257H196ZM199 259H200V258H199ZM216 259H217V258H216ZM237 259L239 260V258H237ZM261 259H262V256H261ZM261 259H260V262H261ZM3 260H4V259H3ZM15 260H16V259H15ZM19 260H20V259H19ZM19 260H18V261H19ZM21 260L23 261V258H22ZM80 260H81V259H80ZM113 260H114V259H113ZM120 260H121V258H120ZM124 260H125V258H124ZM152 260H153V259H152ZM162 260H163V259H162ZM209 260H210V259H209ZM247 260H248V259H247ZM7 261H8V260H7ZM12 261H13V260H12ZM24 261H25V257H24ZM38 261H39V260H38ZM77 261H78V260H77ZM92 261H93V260H92ZM97 261H99V259H98ZM103 261H105V263L107 262V261L104 260V259H103ZM128 261H127V262H128ZM184 261L186 262V260H184ZM196 261H197V260H196ZM243 261H244V260H243ZM250 261H252V260L250 259ZM3 262H4V261H3ZM9 262H10V260H9ZM33 262H34V261H33ZM58 262H59V261H58ZM117 262H118V261H117ZM127 262H126V263H127ZM132 262L135 263V261H132ZM132 262H131V263H132ZM139 262H140V261H139ZM141 262H142V261H141ZM203 262H204V260H203ZM225 262H226V261H225ZM233 262H235V261L233 260ZM233 262H230V263H233ZM257 262H258V261H257ZM14 263L17 264L18 262H14ZM25 263H26V262H25ZM25 263H24V264H25ZM28 263H29V261H28ZM36 263H38V262H36ZM40 263H41V261H40ZM48 263H49V262H48ZM51 263H52V262H51ZM56 263H57V262H56ZM61 263H65V262H61ZM69 263H70V262H69ZM91 263H92V262H91ZM91 263H90V264H91ZM118 263H119V262H118ZM118 263H116V264H118ZM124 263H125V262H124ZM142 263H143V262H142ZM142 263H141V264H142ZM148 263H149V262H148ZM167 263H168V260H167ZM182 263H184V262H182ZM188 263H190V262H187V264H188ZM195 263H196V262H195ZM198 263H199V262H198ZM204 263H205V262H204ZM208 263H209V261H208ZM235 263H237V262H235ZM252 263H253V262H252ZM254 263H255V262H254ZM2 264H3V263H2ZM6 264H7V263H6ZM21 264H22V262H21ZM42 264H43V263H42ZM45 264H46V262H45ZM53 264H54V263H53ZM59 264H60V263H59ZM71 264H72V263H71ZM77 264H79V263H77ZM93 264H94V263H93ZM96 264H98V263H96ZM100 264H101V263H100ZM150 264H151V263H150ZM191 264H192V263H191ZM227 264H228V263H227ZM240 264H241V263H240Z\"/></svg>","mask_w":264,"mask_h":264},{"label":"snow or ice","instance_id":"3","mask_svg":"<svg viewBox=\"0 0 264 264\" xmlns=\"http://www.w3.org/2000/svg\"><path fill=\"white\" fill-rule=\"evenodd\" d=\"M229 6H231V4L229 5ZM11 7V5H8V8H10ZM5 12H7V8L5 9ZM65 16L67 15V10H65ZM250 187H251V185H250ZM57 247H59V245H57Z\"/></svg>","mask_w":264,"mask_h":264}]
</instances>
